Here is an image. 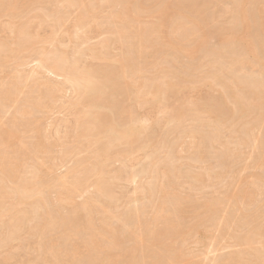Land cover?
I'll list each match as a JSON object with an SVG mask.
<instances>
[{"label":"rangeland","instance_id":"obj_1","mask_svg":"<svg viewBox=\"0 0 264 264\" xmlns=\"http://www.w3.org/2000/svg\"><path fill=\"white\" fill-rule=\"evenodd\" d=\"M4 1V0H3ZM33 1H35V0H28L27 1V3L30 5V7L31 8H35L34 6H36V8L35 9H31V8H29V6H28V4H25L24 5V7H19L18 9H16V10H14V11H18L17 13L16 12H12V10H10V7H8V8H4L3 9V13L1 14V11H0V38H1V40H0V42H3L4 40V42L3 43H6L7 42V44H13L14 46H15V42H16V36H14L15 35V33L14 34H12V31L14 32V30H13V28L12 29H10L11 28V25L12 24H14V25H25L26 23H28L27 25H26V27H28V30H26V34L27 35H29V41L31 42V41H35V43L33 44V43H31V45H30V43H29V45H30V47L31 46H33V47H31V49L33 48V49H35V51H32L33 53L34 52H41V49H42V53L44 52L45 53V51L48 53V51H50V53L49 54H47V55H50L51 54V52H53V51H56L57 52V50L58 51H61L62 49V52H64L65 54L67 53V55L69 54L68 53V51H70V48H71V51L74 49V52H71L69 55H68V57H69V59L71 60V61H75L76 59H78V55L80 54V52H81V54H83V56H84V54H85V56L84 57H82V58H79L78 60L80 61V63H81V60H82V64H84V62H85V64H87V65H91L92 63V66H94L95 65V68H96V66L98 67V66H103L104 64H103V62H101V63H99V60H97V61H94V60H96V59H93L92 60V57L90 56L91 55V50H94L96 53H98V54H103V53H106L105 55H107L108 57H109V55H108V53L109 54H111V55H114V56H110V57H117V55H121V54H123V53H121V52H124L125 51V53L127 54V56L128 57H131V60H132V63H133V65H134V67H137L136 69H138V68H142V70H143V72H141L142 70H140L139 69V75H140V78H139V75H134V76H136L135 77V79H133V78H131V79H133V81H136V82H138V83H144V81H143V79H145L146 80V82H147V84L145 85V84H143L144 85V87L145 88H147L148 86V89L150 88V89H152V87L154 86V87H158V86H167L166 84H168V85H173V88L172 89H170V90H167V91H169V92H165V93H169V94H166V95H164L165 96V98L168 100V101H165V98H164V96H163V98H162V100H159V102H158V100L156 101V100H151L150 99V96H146V97H141V95L139 96V101L138 100H134V101H132L133 99H132V97L130 98V100H128L127 98H125L124 97V95H122V96H119V97H121V98H117L116 100H118V101H120V102H117V103H119V105L120 106H122V105H125V107H130L131 109L133 108V114L134 113H136L135 115V117H137L138 119H140V120H145V121H147L146 123H145V121H143L146 125V134L148 133V136L150 135V137H151V135H152V145L150 146V147H141V146H139V148H138V150H136L137 152L136 153H134L133 155H131L129 158H127V159H125V162L126 163H123L124 161H123V159H121V161L119 160V158H117V156H115V153H116V150L114 151V149L112 150V151H114V152H112V155H113V157L111 156V159H114V160H109L110 162H107L105 165H104V167L102 168L104 171V173H105V179H107L108 181H109V177L111 176V174L113 173L114 175H112L111 177H110V181H114V180H111V179H113V176H114V178H115V175H116V173H121L122 171V174H119V175H122L121 177H119L118 176V174L116 175L118 178H115V180L116 179H118V180H116L115 182H114V184L116 185V184H120V186H119V184L118 185H116V187L114 186L113 187V189H112V187H110V186H113L114 184L112 183V182H110V183H112L113 185H111V184H107V188H106V192H105V190H104V192H102L103 194L105 193L107 196H111L112 195V197H114V198H111L110 196V199H112L111 201L113 202V203H111L110 202V199H108V197L106 196V198H104V196H105V194H104V196H102L103 194L102 193H97V191L95 190V188L93 187V182H94V178H91V176H90V172H89V169H90V167L92 166L93 167V165L91 164V162L93 163V161H91L92 160V158H93V160H94V156H92L93 154H96L97 153V149L99 148L98 146L99 145H102L103 143H104V140L102 139V137L101 136H99L100 138H98L97 137V139H96V137L94 138L95 140H101L99 143H98V145L96 144V146L98 147V148H96L95 149V147H94V145H89V144H86L85 143V141L83 142V139H80L81 141H82V144L80 145V144H78L77 143V141H76V138H75V136H74V134L73 133H68L69 132V130L71 129V128H73L72 130H73V132H74V121H75V115L74 116H72L71 114H73V110H74V114L78 111V108H79V106H81V107H83L82 105H76V106H74V105H72L73 104V102H75V99L77 100L78 98V96L76 97V95L74 94V92H73V90L69 87V85H67L66 86V83L65 82H63L64 80H63V78L62 77H56V76H54V75H52V74H50L49 72H46V70H43V71H41V68H38V69H40V70H36V68H37V62L35 63V62H33V61H35V59H36V55H37V53H36V55H34L33 53V55H34V57L35 58H32L31 59V56L33 57V55L31 54H28L27 52H25V55H24V53H23V55H17L18 57V59H17V61L15 62V61H13L14 59H12V57H9L10 59H8L7 61H6V63H4L2 66H0V67H2V68H0V84L3 82V79H4V82H6L7 80H9V82L7 81L6 82V84L5 83H3V84H5L4 86L6 87V85L7 86H9L10 87V85H11V81H13V85H14V80H12V79H15L16 77H14V78H9V77H13V76H15V75H17L19 72H22V74H20V78L21 79H16V83H15V87L17 88V86H18V88H17V92L15 93V94H13V95H15V96H11L12 97V100L11 101H13V102H10L9 100H8V103H6L7 101V99H8V97L7 98H4L3 96H2V94H4V96H5V93H1L0 94V96H2L4 99H6V100H2L1 98V100H0V104H2V105H0V112L2 111V113H0V128L2 127V129H0V130H2V133L4 134L5 132L6 133H10V131H11V125L13 126V124H11L10 122H11V120L13 119V121L15 120L14 118L16 117V115H17V113H14V110H15V112H18L19 110L21 111V110H27V112H29L28 114H23V115H20L22 118L21 119H23V120H28L30 117H32V118H30L29 119V121L31 120L32 122L30 123L29 121H27V124H28V122H29V124L28 125H30L31 124V126H28L27 127V124H26V122H25V125H26V127L24 126V125H22L21 123H24L23 121H20V118H19V120H17V117H16V122L17 121H20V122H18L17 124H18V131H20V132H24L26 129H28L29 130V128H30V130L31 131H28L27 130V132L25 131L24 133H26V134H24L23 132V134L24 135H21L22 133H20V132H18L17 130H15V131H13V129H12V134H13V138H14V136H16V135H20V138L21 139H18L19 138V136H18V138H17V136L15 137V139L16 140H13V142L11 143L10 142V140L11 139H13V138H10V136L12 137V135L10 134V136L8 135V134H6V136L5 137H9V139H8V141L11 143V145H10V143H8L9 145H10V148L12 147V149H10V148H8L9 146L8 145H6L7 144V138H5V140H4V138H3V140L1 139L0 140V142L3 144L5 141H7L2 147H1V144H0V148H3L2 150H4L5 149V152L7 151V152H9V154L8 155H5V153L3 154V151L1 152V149H0V154H2V156L0 155V157L1 158H3V160L4 161H6V162H3V164L5 163V166H2V170H4L5 168H7V167H9V166H7V161L9 162V160H10V162H11V159L14 161V163H9L8 165H15V167L16 166H20L19 168L17 167V170H19V174H16L14 177L17 179H19V176H21L20 175V172H22L23 170H26V169H28L27 171H28V173L30 172V174H29V182L30 183H32V180H33V176H36V174H35V170H37V171H39V169H41V171H39V174H38V176H39V180H40V177L42 176L43 178H41V180L39 181L40 183H42V184H44L41 188H42V190L41 191H44L45 192V195H44V200H46V202H45V205H44V202L43 201H40V200H42V198H43V192H42V198H38V197H36V196H34V195H31V197L30 196H28V195H26L24 198H21L20 200L21 201H23V202H21V201H19V198L17 197V191L15 192L16 193V197L14 196V194H12V197H15L14 199H12V197L11 198H7V202L6 201H2L3 203L2 204H0L1 205V209H0V211H2V212H0V214H2V215H0V223H2V224H0V237L2 238V239H0V242H1V240H4V236H5V233L7 232L6 230L8 229V234L6 235V237L5 238H7V236L9 235V236H11V234H12V236H13V234L14 233H12V232H9L10 230H12V228L11 227H9L8 226V224H10V226H12V222L15 220V218L14 217H17L18 215V218L16 219L18 222L20 221V223H21V225H22V222H23V229H22V226L21 227H19V229H21L22 230V232L20 233V231L19 232H16L15 230H13V231H15L16 232V234L17 235H15V238H18L17 240H15L14 242H12L10 245H9V247H0V256H1V258H0V264H34L35 262L37 263V264H48V263H45V262H49L48 260L50 259L49 257H51V260L55 257L54 256V254L52 253V252H50L49 251V247H50V244H51V242H54V243H52V245L53 244H56L57 243V240L56 241H54V239H58V241L61 239L64 243V246H65V244L67 245V246H65V249L66 250H68V251H66L65 249H63V247H62V249L61 248H59V250L58 251H63V250H65L66 251V254H68V256H72L73 255V253L72 252H74V254L77 256V255H79V256H77V258H76V256L73 258V256L72 257H69L68 258V256H67V258H65L64 256L62 257V254L63 255H65L63 252H58V251H55L56 253L58 252V253H62V254H60V256L62 257V258H65L64 260H62V258L58 255V253H57V255H56V257L58 258V260H59V262L61 261H63L62 262V264H68V263H70L69 261H70V259H73V263L72 264H103V262H104V259H105V253H109L110 252V250H113V247L115 248L114 249V251H112V252H110V255H109V257L108 258H110L114 253V255L113 256H115V257H117V255L119 256V257H121L120 255H121V253H123L124 255L125 254H127L128 252H129V249H130V247H131V245L130 244H134L135 245V241L137 242H139L140 241V239L139 240H136V238L135 237H137L138 235L137 234H139V237H137V238H143L144 237V239L143 240H141V241H145V236H146V234H148L150 231H152L153 233H157V234H154L153 236H156V237H162V235L163 234H165V233H167L166 235L167 236H165V238L167 237V239H165V238H163V239H161V238H159V239H157V240H162L163 242H164V240H165V242L168 240V238H169V244H168V242H166V247L165 248H163L164 250H165V252H162V250L163 249H161L162 247H164V246H162L161 244H159L158 242V244H156V245H153L154 247L156 246H160L161 248H159V247H152V244H155V242H156V240L155 239H151V238H154V237H151L150 238V240L152 241V240H154V242L152 241V244H150L151 243V241L149 242V237H147V236H150L151 235V233L152 232H150L147 236H146V238H148V239H146L147 240V242H149V244L148 245H151V246H149V247H147V245L146 246H144L143 244H147V242L145 243V242H141V246L143 245V249L145 248V247H147V249H144V252H142V254L143 255H145V253H146V251H149L150 252V250H155L156 251V249H161V251H156L158 254H160V259H162V258H164V261H163V259L162 260H160L158 257V255H156V252H155V257H154V252L152 253V251L150 252V253H148L147 252V254H146V257H145V259H144V257H143V255L141 254V252H140V255H139V251H142L141 249H140V242H139V244L138 243H136V244H138V246H139V248H138V246L136 247V249H134V247H132V249H133V251L131 252V250H130V253H128L125 257H126V260L123 258L124 257V255H122V257H121V259H123V261L121 260L120 262H118L119 264L121 263H123L124 261H126V264H127V260H128V262H130V264H138V262L141 260V263L139 262V264H142V261L143 260H146V261H143V263H145L146 264V262L147 261H149V259H150V261L151 262H148L149 264L151 263V264H264V67H263V65L261 64L263 61H264V34L262 33L264 30V0H211V2L209 1V0H142V5L140 4V2H141V0H119L120 2H118V0H117V2H115V0H112L111 2H109L110 0H108V2L109 3H106L104 6H102V9H100L98 12H96V13H100L99 15H98V17L96 18V13H95V18H96V20L97 21H95L94 19L95 18H93L92 20H83L82 22H83V24H82V22H78V20H79V18H80V16H81V12H82V10L80 9V7L78 8L77 6H73V7H71V6H68L69 4H67L65 1H62V0H57V1H59V2H55L56 0H50V2H48L47 0H39L38 1V3H36V2H33ZM42 1V2H41ZM62 1V2H61ZM86 1V2H85ZM93 2V4H91L92 2ZM161 1H162V4H161ZM168 3L167 5H165L166 4V2ZM180 1V2H179ZM203 1H205V2H203ZM5 2H8V0H5ZM32 2H33V4H32ZM44 2V3H43ZM53 2V3H52ZM65 2V4H67V6L65 5V4H63ZM83 2H85L84 4L85 5H89V4H91L88 8H92L93 7V9H97V7L100 5L99 4V0H83ZM113 2H114V4H113ZM122 2V3H121ZM128 2H130V3H128ZM136 2H139V3H136ZM148 2V3H147ZM160 2V3H159ZM165 2V4H163ZM201 2V3H200ZM209 2V3H208ZM236 2V3H235ZM239 2V3H238ZM32 5H31V4ZM34 3H36V5H34ZM40 3V4H39ZM43 3V4H42ZM59 3V4H58ZM111 3V4H110ZM117 3V4H116ZM192 3V4H191ZM248 3H249V5H248ZM96 4V5H95ZM115 4H116V6H115ZM118 4H120V6H118L117 7V5ZM122 4L124 5V6H122ZM126 4V5H125ZM132 4V5H131ZM144 4V5H143ZM194 4V6L195 7H193V8H191L190 6H192ZM205 4H207V5H205ZM236 4H237V6H236ZM263 4V5H262ZM55 5H56V7H55ZM62 5V6H61ZM94 5V6H93ZM111 5H114L115 7H113L112 6V8H110L111 7ZM131 5V6H130ZM136 5H138V6H136ZM142 6L143 7V9H141L139 6ZM162 5H165V6H168V5H171L172 7H166V9H168V11H165L166 9H164L165 8V6H164V8H162L163 6ZM184 6V7H182V6ZM196 5L198 6L197 7V9H195L196 8ZM204 5H205V7H204ZM27 8H26V7ZM92 6V7H91ZM122 6V7H121ZM130 6V7H129ZM162 6V7H161ZM181 8H180V7ZM202 6V7H201ZM225 6H227V8H228V10H226V7ZM245 6H246V8H247V6H249L248 8H249V11H247V9H245ZM67 7V8H66ZM96 7V8H95ZM120 7V8H119ZM134 7H136V9L134 8ZM153 7H154V9H153ZM201 7V8H200ZM207 7V8H206ZM225 7V8H224ZM241 7H243L244 9H245V13H247L246 14V18H247V25H246V29L244 28V26L241 24V22H240V9H241ZM262 7V8H261ZM39 8H41V12L44 14V16H43V14L42 15H39L40 14V9ZM124 8H126V10L128 9V11H130V12H128V16H125L126 14H127V12H126V10H124ZM130 8H131V10H130ZM162 8V9H161ZM175 8V9H174ZM177 8V9H176ZM182 8L183 9H186V10H182ZM199 8V9H198ZM235 8H238V9H235ZM6 9L8 10L7 11V14H5L6 16L8 15V13L9 12H12V13H9V14H11V16L10 15H8L9 17H5V15H3L4 14V12L6 11ZM22 9H23V11H22ZM44 9V10H43ZM110 9V10H109ZM112 9H113V12H112ZM116 9V10H115ZM118 9H119V11L120 10H123L122 12L124 13V15L123 14H121V11H120V13H119V11H118ZM170 9H174L175 11L176 10H178L179 12H177V14L175 15V11L173 10V12H171L170 11ZM190 9V10H189ZM195 9V10H194ZM200 9H201V11H200ZM21 12H20V11ZM28 10V11H27ZM39 10V11H38ZM52 10H53V12H52ZM61 10V11H60ZM81 12H80V11ZM103 10V11H102ZM161 10H162V12H161ZM190 12H189V11ZM191 10H194V12L193 11H191ZM199 11V13H200V16H201V13H202V16H201V18H200V16H198V14L199 13H197V17H199L198 18V20H196L197 19V17H195L194 19H193V17L194 16H192V15H195L196 13V11ZM236 12H235V11ZM238 10V11H237ZM258 10H260V11H258ZM59 13H58V12ZM125 11V12H124ZM155 11H157V13L155 12ZM158 11L159 12H161L160 14H162V18H160L161 17V15H160V17H158V18H156V15L158 14ZM170 11V13H168V16H167V14H165V13H167V12H169ZM183 11H185V12H189V14H191V15H189L188 14V12L186 13V14H188L189 16H192V17H190V19H189V17L187 16V15H185L184 14V12H183V14H184V16H186V17H184V20H181V21H184V22H190V20L191 21H194V25H196L197 26V24H199V27H201V28H198V26L197 27H192V25H190L191 23H184V22H182V23H184L185 25H183V24H181V23H179L177 20H179L178 19V17H181L182 18V16L180 15V14H182V12ZM197 11V12H198ZM247 11V12H246ZM253 11V12H252ZM23 12V13H22ZM27 12H28V14H27ZM30 12H32V13H30ZM35 12V13H34ZM38 12H39V14H38ZM134 13V12H136V13H134V14H132V13ZM155 12V13H154ZM165 12V13H164ZM191 12H193V13H191ZM249 12V13H248ZM6 13V12H5ZM19 13V14H18ZM46 13L48 14V15H50V16H47L46 15ZM56 15H54V14ZM126 13V14H125ZM130 13V14H129ZM143 13H144V15H143ZM180 13V14H179ZM195 13V14H194ZM203 13H204V15H203ZM237 13V14H236ZM252 13H253V15H252ZM13 14V15H12ZM14 14L16 15L15 17V20H13L14 18L12 17V16H14ZM21 14V15H20ZM80 16H79V15ZM103 14V15H102ZM110 14H113V16L111 15L110 16ZM118 14V15H117ZM121 14V15H120ZM133 15L132 17L130 16L129 17V15ZM149 14V15H148ZM212 14V15H211ZM251 14V15H250ZM2 15V16H1ZM59 15V16H58ZM114 15H116V16H114ZM159 15V14H158ZM170 15V16H169ZM172 15V16H171ZM180 15V16H179ZM209 15V16H208ZM250 15V16H249ZM20 16V17H19ZM22 16V17H21ZM24 16H25V18H26V21L23 19L24 18ZM30 16V17H29ZM36 17V16H38L37 18H38V20H35V21H33L34 19H36V18H33V20L29 23L28 21H30L29 19H32L31 17ZM41 16H43L42 18H41ZM46 16V17H45ZM51 16H53V17H57V21H55V19L54 20H52L53 18H51ZM102 16H104V17H102ZM118 16H120V18L118 17ZM138 16V17H137ZM153 18H152V17ZM164 16H165V18H167L166 19V21H165V19H164ZM167 16V17H166ZM207 16V17H206ZM220 16V17H219ZM239 16V17H238ZM49 17L51 18V19H49ZM61 17V18H60ZM100 17V18H99ZM105 17H107V18H105ZM110 17H112V18H110ZM115 17H116V20H115ZM118 17V18H117ZM209 17V18H208ZM13 18V19H12ZM61 20H60V19ZM78 18V19H77ZM125 18V19H124ZM160 18V21H162L163 20V23L162 22H160V21H158L157 19H159ZM202 18H203V20H202ZM239 18V19H238ZM250 18H251V20H250ZM14 21V22H12V20ZM17 19V20H16ZM23 19L24 21L20 24L19 22L21 21V20ZM41 19V20H40ZM47 19V20H46ZM105 19V20H104ZM112 19H114V20H112ZM124 21H123V20ZM162 19V20H161ZM177 19V20H176ZM183 19V18H182ZM186 19V20H185ZM201 19V20H200ZM205 19V20H204ZM9 20L11 21V22H9ZM20 20V21H19ZM46 20V21H45ZM128 21V23H125V24H128V26L126 27V25H124V22L125 21ZM134 21L133 23L135 24H133V23H129V22H131V21ZM138 21L139 20V24L136 22V21ZM168 20H170V21H168ZM173 20V22H171ZM201 21V23H200V21ZM237 20H238V22H237ZM248 20H250V22L248 23ZM255 20V21H254ZM38 21H43L42 23L44 24V21L47 23V24H44L42 27H41V25H42V23L41 24H38L39 22ZM86 21H88L89 23H88V25H89V27H88V25H87V22ZM92 21V22H91ZM120 21H121V23H120ZM126 21V22H127ZM197 21H199V23H197ZM235 21V22H234ZM12 23V24H9V23ZM57 22H61V23H59L60 25H58V26H54L55 25V23H57ZM76 22H77V25H76ZM102 22V23H101ZM122 22H123V24H122ZM156 22H157V24H156ZM168 22V23H167ZM196 22V23H195ZM202 22L204 23L203 25H202ZM237 22V23H236ZM258 22H260V23H258ZM5 23H6V25H5ZM19 23V24H18ZM48 23H49V25L51 26V23H52V25L55 27L54 29V34H53V32H52V27H50L49 25H48ZM79 23L82 25V28L80 27L81 25H79ZM85 23V24H84ZM95 23V24H94ZM111 23V24H110ZM155 23V25H153ZM170 23V24H169ZM254 23H256V24H254ZM9 24V25H8ZM109 24V25H108ZM130 24V25H129ZM141 24H142V26H141ZM150 24V25H149ZM162 24V25H161ZM168 24V25H167ZM176 24L178 25V26H181L182 25V27H183V29H184V27L187 29V30H185L184 29V31L182 32V28L180 27V29L178 30V26H176ZM193 24V23H192ZM201 24V25H200ZM230 24V25H229ZM250 24V25H249ZM252 24V25H251ZM260 24V25H259ZM14 25H12V26H14ZM22 25V26H23ZM39 25H40V27H39ZM48 25V26H47ZM75 25H76V27H75ZM113 25H114V28H113ZM139 25V27H137ZM153 25V26H152ZM240 25V26H239ZM249 25V26H248ZM253 25H255V26H253ZM258 25H259V27H258ZM31 26V27H30ZM61 26V27H60ZM74 26V27H73ZM79 26V27H78ZM102 26V27H101ZM119 26H123V27H126L125 29L123 28V27H119ZM132 26H134V27H132ZM152 26V27H151ZM161 26V27H160ZM169 26V27H168ZM203 26V27H202ZM230 26V27H229ZM261 26V27H260ZM9 27V28H8ZM25 27V28H26ZM73 27V28H72ZM83 27H85L84 29H83ZM88 27V28H87ZM116 27V28H115ZM149 28V29H147V28ZM176 28L177 27V29H174V28ZM190 27V28H189ZM236 27V28H235ZM239 27V28H238ZM257 27V28H256ZM1 28H2V30H1ZM51 28V29H50ZM74 28H76V29H74ZM80 28V29H79ZM101 28V29H100ZM104 28V29H103ZM114 29V30H111V29ZM132 29V30H130V32L131 31H133V29H135V31H137L138 33H140L141 34V32L140 31H142V29L143 28H145V29H143V31L144 30H146V31H144V32H142V35L141 36H143L144 35V37H143V39L145 40V41H147V43H141V45H142V48L144 49V47L143 46H145V45H148L147 47H149V49L147 48V47H145V49L143 50H141V49H139V43H138V38H137V36L135 35L134 36V32H131L130 33V35H129V32L127 33V31H129V30H127L126 31V29ZM152 28V29H151ZM161 28V29H160ZM169 28V29H168ZM198 28V29H197ZM204 28V29H203ZM242 28V29H241ZM251 28V29H250ZM51 31H50V30ZM122 29H124V31L122 30ZM138 29H140L139 31H138ZM203 29V30H202ZM231 29V30H230ZM233 29H236V30H234V31H232ZM237 29H239L238 31H237ZM249 29V30H248ZM44 30H45V32H44ZM48 30H49V32H48ZM78 31V32H75V31ZM81 30V31H80ZM88 30V31H87ZM151 30H152V33H151ZM205 30V32H202V31H204ZM227 30V31H226ZM242 30V31H241ZM244 30H245V32H244ZM256 30H258V31H256ZM32 33H34V31H36L35 33H34V35L36 34L37 36H35L34 38H33V40H31V38L30 37H33L34 35L32 34V36L30 35L31 34V32ZM48 32V34H46L47 32ZM73 31V32H72ZM87 31V32H86ZM107 31H109V32H107ZM114 31H121L122 32V36H124V37H122L121 39L122 40H125L126 41V43H125V41H124V43H123V41L122 42H120L121 40H117V41H113V37L111 36V33L112 32H114ZM177 31V32H176ZM179 31V32H178ZM186 31V32H185ZM191 33H190V32ZM221 31H224L223 32V34H219V32H221ZM231 33H230V32ZM9 32V33H8ZM30 33V34H28V33ZM39 32L41 33L40 35H39ZM80 32H82L83 34H84V36H83V34L82 33H80ZM148 32V33H147ZM157 32H159V33H157ZM172 32V33H171ZM188 32V33H187ZM201 32V33H200ZM226 32V33H225ZM261 32V33H260ZM38 33V34H37ZM103 35H102V34ZM125 33H127V34H125ZM145 33H146V35H145ZM156 34V36H157V38H159V39H157L159 42L161 41V43H159L157 40H156V36H155V34ZM175 33H176V35H175ZM177 33H179V34H177ZM186 33V34H185ZM190 33V34H189ZM197 33H198V35H197ZM199 33H200V35H201V37L199 36ZM203 33H205V34H203ZM212 33V34H211ZM233 33H235V34H233ZM237 33V34H236ZM238 33H239V37L242 39V40H244V42L242 43V41H241V39H237V36H238ZM11 34V35H10ZM49 34H53L52 36L54 37H52L51 35V37L49 36ZM72 34V35H71ZM81 36H83V37H81ZM123 34H125V35H123ZM148 34H150V35H148ZM152 34V35H151ZM153 34H154V36H155V40H154V37H153ZM160 34H162V35H160ZM182 34V35H181ZM185 34V35H184ZM195 36H194V35ZM218 34V35H217ZM231 34H233V35H231ZM253 34H255V35H253ZM13 35V36H12ZM46 35V36H45ZM75 35L78 37V38H75ZM79 35V36H78ZM129 35V37H131L132 35V38H129V37H126V36H128ZM148 35V36H147ZM175 35V37L176 36H178V37H176V38H178V39H176L175 37V40H174V38H172L173 36ZM187 35V36H186ZM207 35V36H206ZM209 35V36H208ZM230 35H231V37H230ZM240 35H242V36H240ZM251 35V36H250ZM47 36H49V38H51L52 39V41L53 40H55L54 42H52L51 40H49L50 42H48L47 40V43L49 44H47L46 43V41H44L43 43H42V40L41 39H43V38H48ZM150 36V37H149ZM163 36V37H162ZM170 36V37H169ZM218 36V37H217ZM223 36H225V38L223 37ZM234 36V37H233ZM15 37V38H14ZM72 37V39H70ZM105 39H104V38ZM110 37V38H109ZM126 37V38H125ZM135 37H136V39H135ZM145 37H146V39H145ZM226 37L228 38L227 40H224V39H226ZM247 37V38H246ZM48 38V39H49ZM73 38H75V39H73ZM82 38V39H81ZM108 38V39H107ZM135 40H134V39ZM198 38V39H197ZM204 38H206V39H204ZM218 38V39H217ZM235 38V39H234ZM245 38V39H244ZM250 38L252 39V40H250ZM11 39V40H10ZM12 39H14V40H12ZM69 39V40H68ZM79 39V40H78ZM101 39H104V41L103 40H101ZM127 39V40H126ZM131 39H133L134 40V43H135V45H133L134 43H133V40L132 41H129V40H131ZM143 39H141V41L143 42ZM182 39V40H181ZM201 39V40H200ZM231 41H233V39L236 41V42H238V40H240L241 41V43L240 42H238V43H236V42H234V44H233V42H230V40ZM260 39V40H259ZM9 40V41H8ZM38 40H41V41H39L37 44H36V41H38ZM56 40L58 41V43H56ZM70 40H73V42H71ZM76 40V41H75ZM109 41V43H108V41ZM112 40V41H111ZM150 40V41H149ZM174 40V41H173ZM199 40V42H197ZM219 40H220V42H219ZM229 40V41H228ZM13 41V42H12ZM60 41H61V43H60ZM76 43H75V42ZM79 41H81V42H79ZM82 41H83V43H82ZM101 42V43H99V42ZM107 41V42H106ZM144 41V42H145ZM151 42V44L149 43V42ZM153 41H155V42H153ZM179 41V42H178ZM183 41V42H182ZM200 41H202V42H200ZM224 41H228L229 43H226V44H224ZM248 42V43H246V42ZM257 41V42H256ZM78 42V43H77ZM98 42V43H97ZM105 42V43H104ZM114 42H115V44H114ZM132 43L131 45H132V47H134V48H131V46H130V44L129 43ZM181 42V43H180ZM262 42V43H261ZM53 43V44H52ZM70 43V44H69ZM85 43V44H84ZM86 43H88V44H86ZM112 43V44H111ZM150 44V46H149V44ZM165 43V46L163 45V48H162V45L161 44H164ZM167 43V44H166ZM176 44V46H175V44L174 45H171L170 46V44ZM200 43H203L202 45H200ZM206 45H205V44ZM231 43H232V46H231ZM236 43V44H235ZM250 43L252 44V45H250ZM256 45H255V44ZM36 44V45H35ZM45 44V45H44ZM58 44H61L60 46H58ZM63 44H64V46H63ZM81 44V45H80ZM83 44V45H82ZM100 44V46H102V47H97L98 45ZM109 44V45H108ZM153 44V46H151ZM181 44H183L184 46H182ZM195 44V45H194ZM216 44V45H215ZM224 44V45H223ZM241 44V46H239ZM260 44H262V45H260ZM28 45V46H29ZM35 45V46H34ZM38 45V49L37 48H35L36 46ZM44 45V46H43ZM92 45V46H91ZM111 45H113L112 47H110ZM116 45V46H115ZM117 45H119V46H117ZM169 47L170 46V48H168L167 46ZM178 45H180V46H178ZM186 45H188V48H187V46ZM248 45V47H246ZM254 45V46H253ZM74 46V47H73ZM91 46V47H90ZM94 46V47H93ZM107 46V47H106ZM173 46V47H172ZM174 46H175V49L178 51H175V49H174ZM193 46H195V47H193ZM202 46V47H201ZM244 48H243V47ZM135 47H137V48H135ZM157 47V48H156ZM166 47V48H165ZM178 47H179V49H178ZM180 47H182V48H180ZM238 47V48H237ZM241 47V48H240ZM251 47V48H250ZM256 47V48H255ZM62 48V49H61ZM75 48H77V49H75ZM87 48H90V49H87ZM102 48H104L103 49V51L102 50H100V49H102ZM121 50H123V51H121L120 52V49ZM131 48V49H130ZM147 48V49H146ZM162 48V49H161ZM187 49V50H185V49ZM189 48H192V49H189ZM198 48H201V50L200 49H198ZM243 48V49H242ZM43 49H45V50H43ZM60 49V50H59ZM64 49H67V50H65L64 51ZM113 49V50H112ZM171 49V50H170ZM174 49V50H173ZM182 49H184V51L182 50ZM248 49V50H247ZM253 49H255L254 51H255V53H253L254 51H253ZM85 50H87V51H85ZM98 50V51H97ZM131 50H133V51H131ZM173 50V51H172ZM190 50L192 51V53L190 52ZM196 50V55L194 54L195 51ZM200 50V51H199ZM243 50L245 51V52H243ZM252 50V51H251ZM256 50H257V52H256ZM79 51V53H78V55L76 54L75 56H76V58L74 57V53L75 52H78ZM83 51H85L86 53H84ZM101 53H100V52ZM110 51V52H109ZM140 51H141V53H142V55H144V56H142L141 54H139L140 53ZM147 51V52H146ZM186 51V52H185ZM199 51V52H198ZM56 52H53V53H56ZM91 52V53H90ZM137 52V53H136ZM143 52L145 53V54H143ZM179 52H181V53H179ZM188 52V53H187ZM235 52V53H234ZM242 52L243 53H245V54H242ZM87 53H89V55H87ZM114 53V54H113ZM136 54V55H134V54ZM149 53H151V54H149ZM251 53H252V55H251ZM26 54H28V58L29 59H27V58H25L24 56H26ZM45 54V55H46ZM80 54V55H81ZM174 54V55H173ZM178 54V55H177ZM214 54H215V57H214ZM254 54L256 55L254 58V60H253V58H252V56H254ZM257 54L259 55V56H257ZM52 55H54V54H52ZM52 55H50V56H52ZM70 55H72L71 57H70ZM80 55H79V57H80ZM116 55V56H115ZM119 55V56H120ZM132 55H134V57L132 56ZM139 55V56H138ZM152 55V56H151ZM182 55V56H181ZM261 55H263L262 57H260ZM20 56V57H19ZM22 56H23V58H22ZM30 56V57H29ZM87 56V57H86ZM118 56V57H119ZM137 56V59L136 60H134L135 59V57ZM142 56V57H141ZM151 56V57H150ZM190 56V57H189ZM240 56H243L242 58L243 59H241V57ZM245 56V57H244ZM49 57V56H48ZM88 57H90V60L88 59ZM138 57L140 58L141 57V59H139V62H140V64H138ZM147 57V58H146ZM198 57V58H197ZM207 57V58H206ZM209 57V58H208ZM49 58H51V57H49ZM75 58V59H74ZM88 59V60H86V59ZM151 58V59H150ZM184 58V59H183ZM247 58V59H246ZM19 59H23V60H25V65H23L21 62H22V60H20V62H18L19 61ZM72 59H74V60H72ZM153 59V60H152ZM239 59V60H238ZM249 59H252V63H250V61H249ZM29 61V63H28V61ZM69 60V61H70ZM77 60V61H78ZM229 60V61H228ZM243 60V61H242ZM245 60H246V62H245ZM257 60V61H256ZM11 61H12V63H11ZM94 61V62H93ZM133 61H135V62H137L136 64H134L135 62H133ZM145 61V62H144ZM207 61H208V63H207ZM211 61V62H210ZM255 61V62H254ZM152 62V63H151ZM154 62H156V63H154ZM169 62V63H168ZM211 64H210V63ZM213 62V63H212ZM240 62L242 63V62H244V63H242L241 65H240ZM11 65H10V64ZM15 63V64H14ZM16 63H19V64H21V67L19 68V67H17V66H20V65H17ZM27 63H28V65H27ZM145 63V64H144ZM158 63V64H157ZM164 63V64H163ZM174 63V64H173ZM197 63V64H196ZM221 65H220V64ZM257 63V64H256ZM264 63V62H263ZM96 64H99V65H96ZM150 64V65H149ZM168 64V65H167ZM246 64H248V65H246ZM253 64V65H252ZM156 65V67H160V68H156V71H154L155 70V66ZM159 65V66H158ZM206 65V66H205ZM232 65V66H231ZM238 65V66H237ZM150 66V67H149ZM227 66H228V68H227ZM236 66V67H235ZM262 66V67H261ZM169 69H168V68ZM210 67V68H209ZM213 67V68H212ZM147 68V69H146ZM213 69V72H212V69ZM222 68V69H221ZM14 69V70H13ZM16 69H17V71H16ZM225 69V70H224ZM35 70V71H34ZM146 70V71H145ZM149 70V71H148ZM163 70V71H162ZM165 70V71H164ZM174 72H173V71ZM27 71V72H26ZM32 71H34V73L32 72ZM152 71V72H151ZM159 71V73H157ZM206 71V72H205ZM215 71H217V72H219V73H215ZM251 71V72H250ZM10 72V73H9ZM11 72H13V74L11 73ZM17 74H16V73ZM37 72V73H36ZM147 72V73H146ZM171 72V73H170ZM204 72V73H203ZM211 72V73H210ZM241 74H240V73ZM40 73V74H39ZM149 73H151V74H149ZM173 73H174V75H173ZM209 73V74H208ZM238 73V74H237ZM37 74V75H36ZM39 74V75H38ZM163 74H166V76L169 78V79H165V78H167V77H165L164 79H163V81L166 83V84H164V82L161 80V85H159V83L158 84H156L153 80H159L160 78H159V76L161 77V76H165V75H163ZM168 74H172L170 77H172V78H170L169 76H168ZM182 74H184V76L188 79L189 77H191V78H189L188 79V81H187V79L182 75ZM21 75H24V76H21ZM142 75V76H141ZM145 75V76H144ZM175 75H177V76H179V77H176L175 78ZM189 75V76H188ZM206 75V76H205ZM213 75L215 76V78H213ZM8 76V77H7ZM37 76V77H36ZM40 76V77H39ZM154 78H153V77ZM205 76V77H204ZM212 76V77H211ZM217 76V77H216ZM224 78H223V77ZM238 76V77H237ZM5 77V78H4ZM36 77V78H35ZM40 79H39V78ZM42 77V78H41ZM141 77H142V79H141ZM149 77H151V80H152V82H154L153 84H152V82L150 81V78ZM157 77V78H156ZM209 77H211V78H209ZM237 77V78H236ZM243 77V82L241 81L242 78ZM3 78V79H2ZM22 78H23V81H22ZM25 78V79H24ZM33 78V79H32ZM138 78V79H137ZM159 78V79H158ZM162 78V77H161ZM174 78V82H175V84H174V82L172 83L171 82V80ZM177 78H179V80L180 79H184V81H187V82H181V80L180 81H177ZM205 78H207V79H205ZM209 78V79H208ZM227 80H226V79ZM246 78V79H245ZM7 79V80H6ZM32 79V80H31ZM131 79H128V78H126V80L129 82ZM137 79V80H136ZM140 79V80H139ZM203 79V80H202ZM210 79H212V80H214L215 81V83H213V81L211 80V82H210ZM241 79V80H240ZM245 79V80H244ZM21 81V82H17V81ZM36 82V83H38L37 85H36V83L34 84V81ZM50 80V81H49ZM207 80V81H206ZM217 80V81H216ZM233 80H234V83H233ZM236 80H237V82L238 83H240V81H241V84L243 83V85L245 84H247V86L245 87V88H248V89H243L244 87H243V85H241V84H236ZM250 80H252V81H250ZM254 80V81H253ZM33 81V82H32ZM191 81V82H190ZM198 81H203V83H200V82H198ZM208 81L210 82V83H208ZM23 82V83H22ZM32 82V83H31ZM52 82V83H51ZM55 82V83H54ZM57 82V83H56ZM61 82V83H60ZM160 82V81H159ZM221 84L220 86H219V83ZM223 82H224V85H223ZM261 82V83H260ZM8 83V84H7ZM10 83V84H9ZM20 83V84H19ZM22 83V84H21ZM39 83H40V85H39ZM45 83V84H44ZM52 85H51V84ZM56 85V87L55 88H57L58 89V91L55 93V89L53 88L54 86V84ZM150 83V84H149ZM183 83V85H181ZM185 83H187V85L185 84ZM194 83V85L195 86H192V84ZM211 83H213V84H216L215 86L214 85H212ZM228 83H230V84H228ZM248 83H249V85H248ZM252 83H253V86H252ZM16 84H18L17 86H16ZM48 86H47V85ZM60 84H62V85H60ZM63 84H64V86H65V88H64V86H63ZM149 84V85H148ZM179 84V85H178ZM204 84H206L205 86H208V87H205V86H203ZM210 84L212 85V86H210ZM255 84V85H254ZM180 85H181V87H180ZM189 85H191V86H189ZM233 85H236V86H234L233 87ZM0 86H3V85H0ZM32 86H34V87H32ZM39 86H41V87H39ZM43 86V87H42ZM44 86H45V88H44ZM58 86H60V87H58ZM178 86V87H177ZM239 86V87H238ZM249 86V87H248ZM251 86L254 88V86H256V89L254 88V89H252L251 88ZM39 87V88H38ZM69 87V88H68ZM153 87V88H154ZM195 87V88H194ZM213 87V88H212ZM214 87H216V89H217V91L216 92H214L213 91V89H214ZM218 87H222L221 88V90H219L220 88H218ZM224 87V88H223ZM20 88V89H19ZM48 88H50V89H48ZM51 88H53V90H51ZM180 89V91L178 90V89ZM186 88V89H185ZM232 88H234V89H232ZM250 88V89H249ZM7 89V87L5 88V90ZM20 91H19V90ZM27 89V90H26ZM40 91H38V90ZM42 89H45V91H42ZM60 89H62V91L60 90ZM147 89V90H148ZM198 89V90H197ZM215 89V90H216ZM226 89V90H225ZM232 89V90H231ZM259 89H261L260 91H259ZM3 90V91H2ZM4 90V88H0V91L1 92H4L5 91ZM47 90H50V92H51V94H52V91L54 92V94H52V96H54V97H52V96H50L49 94V96H44V92L46 93V95H47V93L48 92H46ZM70 90V91H69ZM72 90V91H71ZM190 90H191V92H190ZM204 90V91H203ZM219 90V91H218ZM223 90H225V93H224V91ZM247 90V91H246ZM20 93H19V92ZM59 91H61V92H59ZM211 91V92H210ZM31 92H33V93H31ZM71 92V93H70ZM172 92V93H171ZM209 93V96H208V94L207 93ZM230 92V93H229ZM234 92H236V93H234ZM242 92V93H241ZM255 92H257V93H259V94H256ZM26 93V94H25ZM29 93H31V94H29ZM39 93V94H38ZM60 93V94H59ZM64 93V94H63ZM178 93H180V94H178ZM221 93V94H220ZM253 93L254 94H256V95H258L261 99H263L262 101L259 99V98H256V97H258V96H254L253 95ZM263 93V94H262ZM42 94H43V98H42ZM72 94H74L73 96H72ZM179 95V97H177L178 95ZM188 94V95H187ZM196 94V95H195ZM203 94V95H202ZM224 94H225V96H224ZM246 94V95H245ZM63 95V96H62ZM175 95H177V96H175ZM182 95V96H181ZM184 95V96H183ZM212 95V96H211ZM228 95H230V96H228ZM241 95V96H240ZM250 95V96H249ZM253 95V96H252ZM18 96V97H17ZM72 96V97H71ZM143 96V95H142ZM170 96H173V97H170ZM174 96H175V98L177 97V98H179V99H177V101H181V102H183V104L180 102H178V105L179 104H181V105H183V106H181L180 105V107H178L177 105H175L176 104V100H175V98H174ZM205 96V97H204ZM207 96V97H206ZM221 96V97H220ZM27 97H29V98H31L32 100H30L29 98H27ZM33 97V98H32ZM52 97V98H51ZM64 97V98H63ZM74 97H76L75 99H74ZM140 97H141V99H140ZM180 97H182V99L180 98ZM185 97V98H184ZM189 97H191V98H189ZM198 97H200V99H197V100H199L198 101V103H197V106H195L196 104H195V100H196V98H198ZM204 98L203 100H201L202 98ZM211 97H213V99L211 98ZM225 97V98H224ZM237 97L238 98H240V99H238L237 100ZM16 98V99H15ZM25 98L28 100H25ZM45 98H46V100H45ZM49 98V99H48ZM69 98H71L72 99V102L69 100ZM170 98V99H169ZM206 98H207V100H210V102L208 101H206ZM216 100H215V99ZM219 98V99H218ZM221 98H222V100H221ZM253 98H255L256 99V101H255V99H253ZM35 99V100H34ZM74 99V100H73ZM124 99V100H123ZM175 101H174V100ZM185 99H187L186 101H188L189 103H184L185 102ZM228 101H227V100ZM235 101H234V100ZM16 100V101H15ZM23 100H25L26 101V103H25V101H23ZM146 100V101H145ZM191 100V101H190ZM197 100H196V102H197ZM201 100V101H200ZM224 100V101H223ZM234 101V102H232V101ZM240 100L242 101V103L245 105V107H247L246 109H245V107L244 106H242L243 104H239V103H241L240 102ZM244 100H245V102H246V104L244 103ZM32 101L34 102V103H32ZM44 101H45V103H44ZM131 103H130V102ZM138 101V102H137ZM155 101V102H154ZM204 101V102H203ZM217 101H218V103L221 101V104L219 103V106H220V108H218L217 107V109H216V106L217 105H215L216 103H217ZM227 101V102H226ZM261 102V105H260V103L259 102ZM14 102H17V103H14ZM20 102V103H19ZM28 102V103H27ZM37 102H39L40 104L38 105V103ZM44 104H42V103ZM57 102V103H56ZM123 102V103H122ZM130 104H129V103ZM135 102H137L136 104H135ZM154 102V103H153ZM206 102V105L204 104ZM214 102V103H213ZM223 102V103H222ZM256 102V105L257 106H254L255 103ZM10 103V104H9ZM13 103V104H12ZM21 104L22 103V105H19V104ZM23 103H24V105H23ZM32 103V104H31ZM37 103V104H36ZM50 103V104H49ZM53 103V104H52ZM56 103V104H55ZM69 103H71V104H69ZM161 103V104H160ZM199 103H202L201 104V106L199 105ZM207 103H211L212 105H208ZM252 103V104H251ZM5 104V105H4ZM45 104H47V105H45ZM138 104V105H137ZM158 104V105H157ZM224 104H225V106H224ZM254 104V105H253ZM7 105V106H6ZM9 105V106H8ZM16 105L17 106H19V108H20V106H24V108H22L21 107V109H19L18 107H17V109H18V111H17V109H15L16 108ZM70 107H69V106ZM127 105V106H126ZM139 105H140V107H139ZM159 105H161V106H159ZM169 105V106H168ZM187 105V106H186ZM208 105V106H207ZM215 105V106H214ZM232 105H235V106H232ZM239 105H241V106H239ZM251 105V106H250ZM260 105V106H259ZM2 106V107H1ZM5 108H4V107ZM25 106H27V109H25L26 107ZM40 106V107H39ZM46 106H48V107H50V110H47V109H49V108H47ZM73 106V107H72ZM131 106H133V107H131ZM143 106V107H142ZM153 106V107H152ZM165 106H167V107H165ZM173 106H176L175 107V109H174V107ZM184 106H186V108L184 107ZM191 106V109H189V108H187V107H190ZM198 106H200V109H198L197 107ZM212 106H214V107H212ZM222 106V107H221ZM249 106V107H248ZM254 106V107H253ZM258 106L260 107V108H258ZM8 107V108H7ZM15 107V108H14ZM28 107H30V108H28ZM32 107H34V109L32 108ZM35 107H36V111H35ZM37 107H39L38 109H37ZM56 107V108H55ZM67 107V108H66ZM68 107H69V109H68ZM74 107L75 108H77V109H74ZM79 108L80 109V111L82 110V108ZM138 107V108H137ZM150 107V108H149ZM197 108V110H196V108ZM206 107V108H205ZM229 107H230V109H229ZM238 107V108H237ZM243 107V108H242ZM7 108V109H6ZM32 108V109H31ZM43 109V110H41V109ZM117 108V107H116ZM149 108V109H148ZM157 108V109H156ZM166 108V109H165ZM180 108H185L184 109V111H181V110H183V109H181L180 111H179V109ZM212 108V109H211ZM226 108V109H225ZM249 108V109H248ZM54 109V110H53ZM71 109H73L72 111H71ZM136 109V110H135ZM155 109V110H154ZM173 110V112L175 113H172L171 111ZM212 110V112H213V114H212V112H210V110ZM214 109V110H213ZM224 109V110H223ZM236 109H237V111H239V110H241L240 112H237L236 111ZM245 109V110H244ZM259 109H260V111H259ZM30 110V111H29ZM33 110V112L31 113V111ZM40 110V111H39ZM75 110H77V111H75ZM174 110H176V111H174ZM195 110V111H194ZM223 110V111H222ZM230 110V111H229ZM253 110H255L254 111V114H253ZM205 111H207V113L205 112ZM215 111H219V112H222L223 114H229V115H226V116H228V118L229 119H231V122L229 121V122H227V120H228V118H226L225 119V115H223L222 114V116L221 117H218V116H216L215 114L216 113H214ZM224 111H226V112H224ZM247 111V112H246ZM42 112V113H41ZM72 112V113H71ZM154 112V113H153ZM166 112H167V114H166ZM169 112H171V113H169ZM202 112H204V113H206V114H203L204 115V117H206L207 118V120H206V118L204 119V117H202V116H200L201 114H202ZM229 112V113H228ZM237 112V113H236ZM241 112H242V114H241ZM249 112H251V113H249ZM34 113V114H33ZM185 113H188V115L186 114L185 115ZM193 114V117L195 118H199L201 121L199 122L198 121V118L196 119V121H194V118L191 116L192 114ZM234 113H236V114H234ZM246 113V114H245ZM247 113H248V115H250V116H248L247 115ZM14 114H16V115H14ZM20 114V113H19ZM29 114H31V116L29 115ZM150 114H151V116H150ZM172 114V115H171ZM184 116H186V118L185 119H183V115ZM198 114V115H197ZM251 114H253V115H251ZM1 115H2V117H1ZM29 115V116H28ZM195 115V116H194ZM208 115V116H207ZM211 115V116H210ZM244 115V116H243ZM24 116V117H23ZM25 116H26V118L27 119H24L25 118ZM144 116H145V118H144ZM170 116V117H169ZM173 116H174V118H173ZM175 116L178 118V119H176L175 118ZM213 116V117H212ZM225 116V117H224ZM126 117V116H125ZM187 117H190V118H188L187 119ZM200 117H202V118H200ZM216 117V118H215ZM218 117V118H217ZM224 117V118H223ZM72 118H74L73 120L74 121H72ZM146 118H149L148 120H146ZM171 119V121H170V119ZM208 118H210L211 120H213L212 122H211V125H209V123H210V119H208ZM214 118L215 119H218V120H214ZM122 119H125L124 117L122 118ZM174 119H176V120H174ZM182 121H184V122H182ZM190 119H191V122H190ZM125 120H128L127 119V117H126V119ZM153 120H154V122H153ZM173 120H174V122H173ZM189 120V121H188ZM203 120V121H202ZM181 122V124L179 123V122ZM193 121V122H192ZM215 121V124H213V122ZM220 123H219V122ZM241 121V122H240ZM248 121V122H247ZM36 122H37V124H36ZM66 122H68V123H66ZM190 122V123H189ZM209 122V123H208ZM217 122V123H216ZM222 122V123H221ZM223 122H224V124L225 125H223ZM226 122V123H225ZM63 123V124H62ZM178 123V124H177ZM186 123V124H185ZM191 123H194V125H192L193 127H191L190 125H191ZM196 123H197V125H196ZM199 123H202V125H199ZM204 123H206L205 125H203ZM228 123V124H227ZM238 123V124H237ZM244 123V124H243ZM7 124H11L10 126H6L7 128H10V131L9 130H7V129H5V130H3L4 128H3V126L5 127V125H7ZM17 124L15 125L14 124V127H16L17 126ZM19 124L21 125V126H19ZM35 124L37 125V129H36V126H35ZM60 124V125H59ZM70 124V125H69ZM174 124V125H173ZM221 124H222V126H224V127H222L221 128V130H220V126H221ZM241 124H242V126H241ZM258 124V125H257ZM3 125V126H2ZM71 125H73V127L71 126ZM148 125V126H147ZM177 125V126H176ZM179 125H180V127H179ZM186 126L185 128L183 127V126ZM214 125H216V126H214ZM246 127H245V126ZM248 125H249V127H248ZM259 125H261V126H259ZM59 126V127H58ZM69 126H70V129H69ZM189 126V127H188ZM211 126V127H210ZM257 126V127H256ZM13 127V128H14ZM22 127V128H21ZM32 127H33V129H32ZM55 127V128H54ZM66 127H68V129H66ZM170 127V128H169ZM188 127V128H187ZM205 127V128H204ZM213 127V128H212ZM230 127V128H229ZM26 128V129H25ZM43 128H44V130H43ZM147 128H149V129H147ZM174 128V129H173ZM177 128H180V131H179V129H178V132L176 131L177 130ZM184 128V132H182V129ZM191 128V129H190ZM193 128V129H192ZM215 128H216V130H215ZM226 128V129H225ZM240 128V129H239ZM257 128V129H256ZM17 129V128H16ZM24 129V130H23ZM36 129V130H35ZM47 129H48V131H47ZM55 129V130H54ZM196 129V130H195ZM249 129H250V131H249ZM22 130V131H21ZM43 130V131H42ZM57 130H59V132L57 131ZM68 130V131H67ZM185 130H187V131H185ZM188 130H192V132L191 131H188ZM212 130V131H211ZM37 131V132H36ZM39 131V132H38ZM46 131V132H45ZM152 131V132H151ZM165 131V132H164ZM175 132V133H173V132ZM197 133V135L199 136V138L198 139H196L197 137H196V134H195V132ZM207 131V132H206ZM213 131L216 133V135H215V133H214V138L215 137H217L215 140H213L214 138H213ZM227 131V132H226ZM231 131V132H230ZM256 131V132H255ZM17 133L16 135H14V133ZM42 132V133H41ZM43 132H44V136H43ZM54 132V133H53ZM70 132H72L71 130H70ZM150 132V133H149ZM187 132V133H186ZM201 132H202V134H201ZM207 134H206V133ZM217 132H219V133H217ZM240 132V133H239ZM243 132H245V134L243 133ZM0 134L1 136H4L3 134ZM46 133L48 134L49 133V135H46ZM58 134L59 136H57L56 134ZM239 133V134H238ZM64 134V135H63ZM163 134V135H162ZM209 134V135H208ZM68 135V136H67ZM154 135V136H153ZM169 137H168V136ZM189 135H191V136H189ZM202 135H203V137H202ZM208 135V136H207ZM237 135V136H236ZM25 136V137H24ZM37 136H39V138L41 137L42 138V142L41 141H39L40 139L37 137ZM47 136V137H46ZM62 136V137H61ZM65 136V137H64ZM162 136V137H161ZM177 136H179V138L180 139H178L177 138ZM182 136H185V137H182ZM205 136V137H204ZM210 136V141L208 140V137ZM212 136V137H211ZM227 136V137H226ZM45 137V138H44ZM58 137H61V138H59L58 139ZM64 137V138H63ZM69 137V138H68ZM71 137V138H70ZM171 137V138H170ZM194 137H196L195 138V140H196V142H195V140L194 139H192V138H194ZM250 137V138H249ZM23 138H25V139H23ZM31 138V139H30ZM47 138V139H46ZM50 138L52 139V140H50ZM158 138V139H157ZM161 138H163V141L161 140ZM202 138V139H201ZM204 138H206V140L204 139ZM211 138H213V139H211ZM17 139H18V142H17ZM38 139V140H37ZM50 140V142H48L49 140ZM54 139H57V140H54ZM62 139H63V141H62ZM67 139H68V141H67ZM73 139H74V141H73ZM155 139H157V140H155ZM168 139V140H167ZM176 139H178V141L176 140ZM191 139V140H190ZM248 139V140H247ZM19 140H20V142H21V140H22V142H26L25 144L26 145H31V146H36V144H38V143H40L41 142V144L37 147H34L33 146V148H35L36 150H37V153H35V154H32L33 153V151L35 152V149H33V151L31 152V153H29L30 151H28L27 149H26V147H24V146H22V144H24V143H22L21 144V146H20V142H19ZM23 140H25V141H23ZM31 140V143L29 142ZM37 140V141H36ZM45 140H47L46 142H47V144H48V146H46V143L44 142V144H43V141H45ZM154 140V141H153ZM161 142H160V141ZM166 140H167V143H166ZM173 140H176V141H173ZM181 140V142H179ZM241 140V141H240ZM247 140V141H246ZM14 141H16V142H14ZM35 141V142H34ZM52 141V142H51ZM58 141V142H57ZM62 141V142H61ZM75 141H76V143H75ZM165 141V142H164ZM184 141V142H183ZM185 141H186V143H185ZM200 141L202 142V143H200ZM212 141H214L213 143H212ZM227 141V142H226ZM260 141V142H259ZM27 142H29V144H27ZM37 142V143H36ZM64 142H66V143H64ZM143 142V140H141V142H139V144L138 145H141V143ZM156 144H155V143ZM158 142H160L159 143V145L157 146V143ZM164 142V145H167V147L166 146H164L162 143ZM178 142V143H177ZM194 142V143H193ZM197 142H199L200 144L198 145V143ZM206 142V143H205ZM221 142V143H220ZM238 142H240V143H238ZM32 143H34L33 145H32ZM54 144V146H53V144ZM63 143H64V145H63ZM71 143V145L73 146H71V145H69ZM101 143V144H100ZM170 143V144H169ZM173 145H172V144ZM182 143V146L180 145ZM195 143H196V145H197V148L199 149H197L196 150V145H195ZM208 143H209V145H208ZM13 144V145H12ZM16 144H19V146L20 147H24V148H18L17 146L18 145H16ZM67 144V145H66ZM77 144L79 145V146H77ZM143 144V143H142ZM155 145V147H157V149H155V147H154V145ZM177 144V145H176ZM212 144H214V145H212ZM226 144V145H225ZM249 146H248V145ZM8 146V147H6V146ZM14 145H16L15 147H14ZM44 145H45V147L47 148H45L44 149ZM69 145V147H70V151L71 152H68L69 150H67V149H65V147L67 148V146ZM88 146L87 148L88 149H90L91 148V150L89 151H86L87 150V148L86 147H84V146ZM160 145H161V147H160ZM194 145H195V147H194ZM242 145V146H241ZM260 145V146H259ZM62 146H63V150H64V153L62 152V154H61V151H63L62 150ZM75 146V147H74ZM92 146V147H91ZM185 146V147H184ZM209 146V147H208ZM251 146V147H250ZM257 146V147H256ZM58 147V148H57ZM94 147V148H93ZM162 147H163V149H162ZM167 148V149H165V148ZM170 147V148H169ZM190 147V148H189ZM220 147V148H219ZM8 148V149H7ZM18 148V149H17ZM30 148V147H29ZM80 148H82L80 151H78ZM84 148H86V150L84 149ZM147 148V149H146ZM153 148H154V150H156L155 152H154V150H153ZM178 148H180L179 150H178ZM242 148V149H241ZM7 149V150H6ZM17 149V150H16ZM22 149L24 150L23 152H21L22 151ZM25 149H26V151H25ZM75 149V150H74ZM78 149V150H77ZM93 149V150H92ZM146 149V150H145ZM161 150L160 152H158L157 150ZM241 149V150H240ZM256 149V150H255ZM263 149V150H262ZM10 150V151H9ZM20 150V151H19ZM46 150H47V152H46ZM57 150V151H56ZM59 150V151H58ZM61 150V151H60ZM76 151L77 153H78V155H77V153L76 152H74V151ZM165 150V151H164ZM171 150V151H170ZM194 150H195V152H194ZM214 150V151H213ZM217 150V151H216ZM232 150V151H231ZM17 151H19L20 153L19 154H21L22 155V153H24L22 156L21 155H18L17 154ZM96 153H95V152ZM153 153H152V152ZM222 151V152H221ZM257 151V152H256ZM12 152H14L15 154H17L18 156H20V158H23V159H20V160H18V156L16 157V155L13 153L12 154ZM26 152H28V153H26ZM46 152V153H45ZM66 152H67V154H66ZM83 152V153H82ZM153 154H151V153ZM167 152H168V154H167ZM173 152V153H172ZM215 152H216V154H215ZM225 152V153H224ZM76 153V154H75ZM87 153H89V154H87ZM92 155H91V154ZM147 153V154H146ZM155 153H157V154H155ZM172 153V154H171ZM176 153V154H175ZM197 153V154H196ZM223 153V154H222ZM242 155H241V154ZM7 154V153H6ZM30 154V155H29ZM34 156H32V155ZM44 154V155H43ZM58 154V155H57ZM64 154V155H63ZM74 154V155H73ZM90 155V157L91 158H86L85 159V157H84V155ZM151 154V155H150ZM175 154V155H174ZM212 154V155H211ZM11 155V156H10ZM25 155H26V158L29 156V158H27V160H26V158H25ZM70 155H72V156H74V157H72V156H70ZM155 155V157L157 156H159V159L160 160H162V158H163V161H162V166L160 165H158L159 167H157V163L159 162V159H157V160H155L154 158L155 157H153V159L152 160H150V157H152V156H154ZM222 155V156H221ZM5 156H7V158L10 156L11 157V159L10 158H6ZM39 156L42 158H40V160H39ZM43 156V157H42ZM66 157L67 156V158H65L64 159V157ZM116 158H115V157ZM138 156V157H137ZM166 156H168L167 157V159H169V162L171 163V164H169V163H167L168 162V160H166L165 158H166ZM170 156V157H169ZM172 156V157H171ZM186 156V157H185ZM5 157V158H4ZM15 157L17 158V160L15 159ZM46 157V158H45ZM207 157V158H206ZM258 157V158H257ZM34 158V159H33ZM139 158V159H138ZM171 158V159H170ZM218 158V159H217ZM237 158V159H236ZM29 159V160H28ZM51 159V160H50ZM80 159H85V163L84 164H86V162L88 161V160H90V162L88 161L87 163H89V165H91L90 167H88L87 165L88 164H86L85 166H83V164L81 163L82 161H80ZM116 159H118L117 161H115ZM131 159H133V161L131 160ZM206 159V160H205ZM209 159V160H208ZM15 160L17 161L16 163H17V165H16V163H15ZM22 160H23V162H22ZM31 160H33L32 161V163L34 162V164L32 165V168H30V162H31ZM65 160V161H64ZM78 160V161H77ZM127 160V161H126ZM129 160H131V163H130V161ZM174 160V161H173ZM176 160H178V161H176ZM235 160V161H234ZM25 161V162H24ZM26 161H28V162H26ZM149 161H150V165H149ZM153 161H154V163H153ZM167 161V162H166ZM172 161V162H171ZM192 161V162H191ZM194 161V162H193ZM224 161V162H223ZM18 162H20V165H19V163ZM45 163V165L47 164V167L44 165V163H43V165H37V163ZM79 162H80V164H79ZM120 162V163H119ZM129 162V163H128ZM135 162V163H134ZM165 162V164H163ZM176 162V163H175ZM256 162V163H255ZM28 163V165L29 166H27V165H25V164H27ZM112 163V164H111ZM116 163V164H115ZM156 163V164H155ZM203 163V164H202ZM36 164V165H35ZM49 164V165H48ZM63 164V165H62ZM76 164H78L77 165V167H75L76 166ZM94 164H96V162H95V160H94ZM126 164H127V166H126ZM129 164H131V165H129ZM147 164V165H146ZM159 164H161V163H159ZM173 164H175V165H173ZM238 164V165H237ZM13 165V166H14ZM23 165V166H22ZM79 165H80V167H82V171L84 170V172H86L85 171V169H86V167H88L86 170H88V175L90 176L89 178L87 177V174H85V173H83L81 170L80 171H78V173H77V171H76V173H75V170H77L78 168H79ZM107 165V166H106ZM122 165H125V166H122ZM156 165V166H155ZM166 165V167H168V168H171V167H173V168H171V169H166V167H163V166H165ZM171 165V166H170ZM25 166H27V167H25ZM41 166V167H40ZM43 166H45V168L43 167ZM120 166V167H119ZM130 166V167H129ZM147 168H146V167ZM263 166V167H262ZM24 167V168H23ZM34 167H36V168H34ZM77 168V169H75V168ZM84 167H85V169H84ZM153 167V168H152ZM176 167V168H175ZM199 167V168H198ZM219 167H221V168H219ZM232 167V168H231ZM26 168V169H25ZM43 168V169H42ZM46 168H47V170H46ZM52 168V169H51ZM72 168H74L75 170H72ZM114 168H115V170H114ZM124 168V169H123ZM152 168V169H151ZM163 168L165 169V171H163ZM177 168H179V169H177ZM190 168V169H189ZM215 168V169H214ZM33 169H35L34 171H33ZM48 169H49V171H48ZM92 169V168H91ZM173 169H175V170H173ZM29 170H31V171H29ZM79 170V169H78ZM107 170V171H106ZM126 170V171H125ZM140 170H142V171H140ZM148 172H147V171ZM150 170H152V173H151V171ZM155 170V172L157 171L158 173L160 172V173H162L161 175H164V177H163V179H162V177L160 176V173H159V177H161V178H159L158 176H157V179L155 178V176H156V173H154L153 171ZM167 170V171H166ZM222 170V171H221ZM234 170V171H233ZM26 171V172H27ZM74 171V173L73 174H75V175H78V176H80V175H82L81 173H79V172H82L83 173V178H87L88 180H91V181H88V180H86V179H84V180H86V182H88V183H84V185H82V186H84V188H82L81 189V187H80V189L79 190H77L76 192H74L72 195H70V198L68 197L67 199L68 200H66V201H68L69 202V205L66 203H64L63 201L65 200V198L63 197V198H61V196H59V194L60 193H62V194H60V195H64L65 194V190L64 189H70L69 187H71V186H69V183H70V185H71V182L72 181H74V180H76V178L75 177H77V176H75V177H73V179L71 178L72 177V172ZM91 171V170H90ZM112 171V172H111ZM115 171V172H114ZM121 171V172H120ZM130 171V172H129ZM137 171H139V172H137ZM148 173V174H146V172ZM174 171H176V172H174ZM202 171V172H201ZM16 172V173H17ZM34 172V173H33ZM132 172V176L135 174L136 176V181L133 183L132 182V180H130V178L132 179V177L130 176V177H126V176H129V174ZM178 172H179V174H178ZM183 172V173H182ZM221 172V173H220ZM23 173V172H22ZM21 173V174H22ZM28 173H27V175H28ZM51 173V174H50ZM54 173V174H53ZM110 173V174H109ZM157 173V174H158ZM253 173V174H252ZM33 174V176H31ZM107 174V175H106ZM124 174V175H123ZM126 174V175H125ZM205 174H207V175H205ZM234 174V175H233ZM23 175V174H22ZM27 175H26V173H25V171H24V178H25V180H26V178H27ZM41 175V176H40ZM66 175V176H65ZM69 175H71V177L69 176ZM153 175H154V177H153ZM199 175H203V177H201V176H199ZM17 176V177H16ZM26 176V177H25ZM44 176L47 178V181L48 182H46V178H44ZM56 176H58V177H56ZM65 176V177H67L68 178V180L71 178V180H69V182H67L68 180L64 177V179H66V183H64V181L62 180V178ZM74 176V175H73ZM108 176V178H106ZM143 176V177H142ZM165 176H168V180H165ZM208 177V179H207V177ZM32 177V178H31ZM60 177V178H59ZM70 177V178H69ZM135 177H133V178H135ZM150 177H151V180H153V181H151L150 180ZM212 177V178H211ZM218 177V178H217ZM220 177V178H219ZM224 177V178H223ZM22 178V177H21ZM51 178V179H50ZM80 178H82V176H80L79 177V179ZM83 178L82 179H80V180H83ZM119 178H120V180H119ZM124 178H125V181H124ZM128 178H129V180L131 181V182H128V181H126V180H128ZM184 178V179H183ZM203 178V180H201ZM250 178V179H249ZM16 179H14V182H15V180ZM18 179L16 180V183H14V185L13 184H11L10 182H8V183H10V184H8L7 182H6V188L8 189V191L11 189H14V188H16L15 187V184H18L20 181H18ZM23 179V178H22ZM44 179V181H42ZM157 181H156V180ZM159 179V180H158ZM198 179V180H197ZM83 180V181H84ZM148 180H150V182H154V183H147V181ZM160 180H164V181H167L168 182V184H167V182L165 183L164 182V184H163V182L162 181H160ZM194 180V181H193ZM195 180H197V181H195ZM201 180V181H200ZM205 180V181H204ZM17 181H18V183H17ZM28 180H26V183L24 182L23 184H27L28 182H27ZM42 181V182H41ZM62 181V182H61ZM71 181V182H70ZM83 181H81V182H83ZM117 181H119L118 183H117ZM91 182V183H90ZM138 182H139V184H138ZM161 182H162V184H161ZM170 182H172V184L170 183ZM47 183V184H46ZM60 183V184H59ZM90 183V184H89ZM131 183V184H130ZM190 183V184H189ZM229 183V184H228ZM243 183V184H242ZM257 183H259V184H257ZM9 186H8V185ZM29 184V183H28ZM62 184H64L63 186H62ZM73 184V183H72ZM87 184V185H86ZM89 184V185H88ZM130 184V185H129ZM147 184H148V186L149 187H151V190L148 188V186H147ZM152 184H156L157 185V187H155L154 185H152ZM161 184V185H160ZM165 184H167V185H170L169 187H172L173 185V187L174 188H172L171 190H170V192H168L169 191V189L170 188H167L168 186L166 185L165 186ZM206 184V185H205ZM225 184V185H224ZM250 184L252 185V186H250ZM257 184V185H256ZM46 185V186H45ZM53 185L54 186H57L58 188H63L62 190L61 189H58L57 187L56 188H54V190L53 191H51L52 190V188H53ZM110 185V186H109ZM139 185H142V187L144 188V190H143V188H138L139 187ZM152 185V186H151ZM219 185V186H218ZM8 186V187H7ZM11 186V187H10ZM21 186V185H20ZM60 186V187H59ZM88 186V187H87ZM138 186V187H137ZM159 186H162L161 188H159ZM178 186V187H177ZM256 186V187H255ZM261 186V187H260ZM263 186V187H262ZM47 187V188H46ZM87 187V188H86ZM90 187V188H89ZM92 187V188H91ZM108 187H110L111 189H112V192L113 193H116V194H112V192L110 191V193H109V189L110 188H108ZM154 187L156 188L155 190H154ZM166 187V188H165ZM210 187V188H209ZM222 187V188H221ZM226 187V188H225ZM252 187V188H251ZM40 188V189H41ZM137 188V189H136ZM159 188V189H158ZM164 188L166 189V190H168L167 192H168V194L167 193H165L166 192V190H164ZM178 188V189H177ZM247 188V189H246ZM256 188V189H255ZM110 189V190H111ZM136 189V190H135ZM142 189V190H141ZM146 189V190H145ZM161 189V190H160ZM175 189V190H174ZM214 191H213V190ZM11 190H10V192H11ZM50 190V191H49ZM61 190V191H60ZM85 190V191H84ZM148 190V191H147ZM157 191V192H155L154 193V191ZM177 190V191H176ZM218 190V191H217ZM225 190V191H224ZM256 190V191H255ZM13 191V190H12ZM94 191V192H93ZM116 191V192H115ZM124 191V193H121V192H123ZM137 191V192H136ZM141 191H143V193H141ZM151 191V192H150ZM160 191V192H159ZM162 191H163V193H162ZM216 191L218 192V193H216ZM246 191V192H245ZM55 192L56 193H58V195H57V197H56V195H55ZM80 192V193H79ZM92 192H93V194H92ZM97 193V197H95L96 196V193ZM133 192H134V194H133ZM140 194H139V193ZM174 192H175V196L179 199V200H177V199H175L176 197H173L172 198V196L174 195ZM180 194H179V193ZM244 192V193H243ZM51 193V194H50ZM136 193V194H135ZM149 193H153L152 195L154 196V198L156 199H154L153 197H152V195H151V197L153 198H149L150 197V195H149ZM172 193V194H171ZM183 193V194H182ZM209 193H211V194H209ZM48 194V195H47ZM81 194V195H80ZM99 194V195H98ZM100 194H102V195H100ZM144 194V195H143ZM159 194V195H158ZM162 194V195H161ZM165 194V195H164ZM166 194H167V198H165L166 197ZM178 194V195H177ZM185 194H186V196H185ZM207 194V195H206ZM222 194V195H221ZM230 194V195H229ZM259 196H258V195ZM91 195V196H90ZM93 195V196H92ZM115 195V196H114ZM123 195H124V197H123ZM143 195V196H142ZM146 195L148 196V197H146ZM156 195H158V197L161 199V197H162V199H161V201H160V199L156 196ZM160 195H161V197H160ZM196 195V196H195ZM199 195V196H198ZM234 195H235V197H234ZM72 196H74V197H72ZM76 196V197H75ZM102 196V197H101ZM119 196V197H118ZM190 198H188V197ZM221 196V197H220ZM57 199H56V198ZM98 197H101V199H99L100 201L102 200L103 202H106V201H104V199L105 200H108L109 201V209L111 210V208H112V210L111 211H113V209L115 210V207H116V210L114 211V214L112 213L111 214V211L109 212V213H107V211H105L104 209H106L107 207H105L104 205H106V204H104V205H102V201H101V203H100V201L99 200H94L93 201V199L92 198H97L98 199ZM195 197V198H194ZM197 197V198H196ZM27 198V199H26ZM38 199V201L37 200H34V199ZM128 198V199H127ZM149 198V199H148ZM210 198V199H209ZM256 198V199H255ZM55 199V200H54ZM58 199H60V201H58ZM63 201H62V200ZM86 199V200H85ZM90 199H92V200H90ZM138 199V200H137ZM144 199V200H143ZM152 199V202L151 201H148V200H151ZM5 200V199H4ZM13 201V200H15L14 201V203H16V205L15 204H13L12 202V204L13 205H15L16 207H17V205H18V202L19 203H21V205H22V207L20 206V205H18V206H20L19 208H21V209H17L16 207H14L13 205H11L10 203H8L9 201ZM26 200H29V201H26ZM70 200V201H69ZM74 201L73 203H72V201ZM143 200V201H142ZM147 200V201H146ZM154 200V201H153ZM163 200H164V202H163ZM168 200H170V201H168ZM172 200V201H171ZM184 202H183V201ZM187 200V201H186ZM192 200H194V201H192ZM31 201H36L35 203H36V205L38 204V203H40L41 205H42V209L41 208H39L41 205L40 204H38L37 205V207L39 208H37V207H35L36 205H33V204H35L34 202H31ZM87 201H90L89 203H92V204H97V205H95L96 206V208L97 209H99L98 207H100V209H101V212H102V210H104L103 211V213L101 214V215H103V217H104V215H105V213H107V215L108 214H111V215H106L103 219H101L100 217V214L98 215L97 213H96V208H94V209H92L93 208V206H92V204H91V206H92V208L90 207L89 208V204L87 203ZM108 201L106 202V203H108ZM142 201V202H141ZM155 201H156V203H155ZM190 201V202H189ZM231 201V202H230ZM248 201V202H247ZM5 202V203H4ZM27 202L30 204H32V208L33 207H35V209L37 208V211L38 212H40V214H43V210L44 209H47L48 208V210H49V208H50V210H51V213L50 214H52L51 215V219H50V221H52L53 219H55L53 222H60L61 224H59V223H57V224H55V223H53L52 224V226L51 227H49L50 228V231L48 230V231H45V230H47L48 228H45V229H43L42 230V228H43V226L45 225V223H47L48 222V217L47 216H50L49 215V213L47 212L48 210H44V216H46V217H42L43 215H39L38 213L36 214V212L37 211H33V210H35L34 208H33V210L31 209V204L29 205H27ZM41 202H43V203H41ZM54 202V203H53ZM61 202V203H60ZM79 202V203H78ZM94 202V203H93ZM143 202H145L144 204H143ZM146 202H147V204H146ZM148 202H150L149 203V205H148ZM158 202H160V204L158 205ZM162 202V203H161ZM178 204H177V203ZM247 202V203H246ZM1 203V202H0ZM59 203V204H58ZM70 203H72V204H70ZM83 203H85L84 205H83ZM86 203H87V206H86ZM124 203V204H123ZM173 203V204H172ZM216 203V204H215ZM244 203V204H243ZM6 204H7V206H6ZM9 204V205H8ZM25 204V205H24ZM48 205V207H47V205ZM80 204V205H79ZM81 204L83 205V206H86V208H87V212H85V210H83V209H81L82 208V206H81ZM122 204V205H121ZM140 204V205H139ZM156 204V205H155ZM174 204H176V205H179L178 206V208H177V206L175 207L174 206ZM213 204V205H212ZM215 204V205H214ZM255 204V205H254ZM4 205H5V208H9V206L11 205V207L13 208L14 207V209H17V210H14V209H12V213L11 214H8L7 216H6V214L7 213H5L4 211H5V208H4ZM63 205H64V207H63ZM78 206V207H76V206ZM100 205V206H99ZM114 205V206H113ZM119 205V208L117 207ZM131 205V206H130ZM144 205H145V211H144ZM161 205H163V206H161ZM171 205H172V207H171ZM206 205H209L208 206V208H209V212H208V209L207 210H205L204 208L206 207ZM232 205V206H231ZM246 205V206H245ZM28 206H29V208H28ZM79 206H81V210H83L82 212H84V213H82L81 212V210L79 209ZM94 206V207H95ZM98 206V207H97ZM105 208H104V207ZM106 206H108V204L106 205ZM136 206H137V208L139 207L140 208V210H143V212L145 213H143L142 211H140L139 210V208L138 209H136ZM203 208H202V207ZM205 206V207H204ZM211 206H213V207H211ZM53 207V208H52ZM75 207V208H74ZM141 207L143 208V209H141ZM155 207V208H154ZM163 207V208H162ZM170 209H169V208ZM173 207H175V208H173ZM27 208V209H26ZM72 208V209H71ZM103 208V209H102ZM150 208V209H149ZM161 208V209H160ZM200 208V209H199ZM3 209V210H2ZM42 211H41V210ZM74 209V210H73ZM90 209H91V211H90ZM108 209V208H107ZM119 209V210H118ZM121 209V210H120ZM123 209H126V210H124V212H123ZM134 209H135V211H134ZM155 211H154V210ZM23 210V211H22ZM25 210V211H24ZM30 210H32L33 212L31 213L30 212ZM64 210V211H63ZM96 210V211H95ZM118 210V211H117ZM169 212H168V211ZM197 210V211H196ZM18 211H19V213H18ZM72 211V212H71ZM75 211V213H74V215H73V212ZM77 211V212H76ZM93 211H95V213L94 214H92L91 212H93ZM119 212V215H115V212ZM131 213V217L129 216V212ZM139 211V212H138ZM146 211H147V213H146ZM156 211H158V212H156ZM219 211V212H218ZM15 212H17V213H15ZM21 212H23V213H21ZM91 214H90V213ZM98 213H100L99 211H97ZM116 212V214H118ZM140 212H142L141 213V215H139L140 217L142 216V215H144V217H143V219H145V218H147V221L149 220V221H151V223L153 224H155V226H153V227H155L154 228V230L156 229V230H164V227H165V229L167 230H165L166 232L164 233V231H163V234L161 235V233H160V231L158 230L157 232H156V230L155 231H153V229H150L149 230V232H147L148 231V229H149V226L151 227V225H149V226H147L148 225V223H147V225L146 224H142V223H144V222H147L146 221V219L143 221L142 219L140 220V223L138 222L139 220V218L138 219H136L137 217H139L138 216V214L140 213ZM153 212V213H152ZM161 212V213H160ZM172 212V213H171ZM16 214V215H14V214ZM33 213H35V214H33ZM66 213V214H65ZM82 213V214H81ZM87 213H89L90 214V216H92L91 218L89 217H87L88 218V223L87 222H85L86 220H87V218L86 217H84L83 215H85V216H87V215H89V214H87ZM121 213H124L125 215H126V213H127V216H125V217H123L124 215H121L122 217H120V219H121V221H119L120 219L118 218L119 216H120V214ZM136 213V214H135ZM152 213V214H151ZM163 213H165V214H163ZM262 213V214H261ZM5 214V215H4ZM14 216H13V215ZM20 214H24V215H20ZM29 214H32V215H35V217L36 218H34V220L31 218V216L29 215ZM76 214H77V217H76ZM82 217H80L79 218V215ZM97 214V215H96ZM135 214V215H134ZM10 215H11V217H10ZM94 215V216H93ZM113 215L115 216V218L117 217V219H114V217H113ZM132 215H134V216H132ZM148 215V216H147ZM160 215V216H159ZM162 215V216H161ZM6 218H5V217ZM13 216V217H12ZM23 216V217H22ZM31 218H29V217ZM54 216V217H53ZM100 216V217H99ZM112 216V217H111ZM147 216V217H146ZM150 216V217H149ZM154 216V217H153ZM197 216H198V218H197ZM39 217H42V218H40L41 219V222H40V219H39ZM67 217V218H66ZM111 217V218H110ZM129 217L131 218V219H129ZM141 217V218H142ZM165 217V218H164ZM184 217V218H183ZM195 217V218H194ZM241 217V218H240ZM251 217V218H250ZM11 218V219H10ZM14 218V219H13ZM23 218H25V219H23V221H22V219ZM28 218H29V220H28ZM38 218V219H37ZM56 218H58L57 219V221H56ZM63 218H66L65 219V221L64 220H61L60 221V219H63ZM84 218H85V220H84ZM93 218V219H92ZM105 218H108V219H105ZM122 218H123V220H122ZM124 218H125V220H127L126 218H128V221H124ZM132 218H135V220H137V221H135L134 219H132ZM153 218V219H152ZM159 218H161V219H159ZM188 218V219H187ZM209 218V219H208ZM212 218H213V220H212ZM3 219V220H2ZM7 221H6V220ZM19 219V220H18ZM35 219H37V221H39L40 223H42V222H44V221H46V222H44V225H43V223H42V225L39 223V225L40 226H38V222L35 220ZM76 219V221H74ZM89 219H92V220H90V221H93V222H91L93 225H91V223H90V227H89ZM99 219V220H98ZM105 219V220H104ZM112 219H114V220H112ZM168 221H167V220ZM185 219V220H184ZM193 219V220H192ZM240 219V220H239ZM15 220V221H16ZM28 220V221H27ZM67 220V221H66ZM84 220V224H83V221ZM101 220H102V222H103V220H104V222L102 223L101 222ZM108 220V221H107ZM111 220H112V222H111ZM117 220H118V224H117ZM156 221V223L155 222H152V221ZM159 220V221H158ZM162 220H163V222H162ZM209 220V221H208ZM5 221L8 223H5ZM33 221V222H32ZM62 221H63V223H62ZM72 221H74V222H72ZM95 221V222H94ZM98 221H100V223L103 225H101ZM107 221V222H106ZM129 221H131V222H129ZM148 221V222H149ZM190 221V222H189ZM212 221H213V223H212ZM26 222H28L27 224L29 225L28 227H30V228H32V229H34V231H29V232H31L32 234H34V233H37V234H34V238H33V235L31 234L30 235V238L28 237V236H25V235H27V233H29L27 230H29L30 228H28L27 227V229H26V227H25V225L27 226V224H26ZM65 222H66V224H65ZM68 222V223H67ZM127 223V222H129L130 224L132 223V222H134V223H132V224H134V225H132L131 224V227H130V224H128L129 225V227H128V225H126L125 223ZM136 222H138V223H136ZM162 222V223H161ZM165 222V223H164ZM207 222V223H206ZM7 224L6 225V228L4 227V225L5 224ZM19 223V224H20ZM31 223H33V224H31ZM71 223V224H70ZM98 223H99V225H101L102 227H100V228H102L103 230H104V226L106 227V231H105V233H107V231H109V229H107L108 227L107 226H109V224H110V226H109V228L113 225V227L114 226H116L117 227V229H116V227H115V229H110V231L108 232V233H110V234H107V235H111L112 236V234H113V236H115V235H117V234H121L122 232L121 231H124V227H125V225L127 226V228H125V229H127V230H129V228L133 231L134 229H138L137 230V233H136V231L135 232H133V234L134 233H136V234H134V235H132V234H129V233H132V231L130 230V231H127V230H125V232L126 233H128L129 235H132V237H130V238H132L131 239V241H130V239L128 238V234H127V236H126V234L124 233V235H123V237L122 236H120V238L118 237L119 235H117V236H115V237H117V239H121V237H122V241L124 242V239L126 238V239H129V241H130V244L127 242L128 240H126L123 244H122V246H121V244H118L119 242H121V240L117 243V239H115V237H114V239L116 240V242H114L113 240H111V238L109 237V236H105L106 234L104 233V232H102L103 234H101L100 232L101 231H103V230H100L99 229V226H98V228H96V225H98ZM104 223H109V224H104ZM115 223V224H114ZM120 223V224H119ZM158 223H161V224H158ZM194 223V224H193ZM241 223V224H240ZM15 224H17V222L15 223ZM18 224V225H19ZM37 224V225H36ZM70 224V225H69ZM121 224H125V225H121ZM135 224L138 226L139 224H140V226H139V228H135ZM150 224V223H149ZM191 224H193V225H191ZM13 225H14V223H13ZM54 225H56V228H57V230H55L56 228H54V232H55V234H54V232H53V234L51 233V228L54 226ZM66 225V226H65ZM118 225V226H117ZM142 225H143V228L146 226V228H141V230H140V227H142ZM162 225V226H161ZM166 225V226H165ZM198 225H200V227L198 228ZM236 225V226H235ZM242 225H244V226H242ZM36 226H38L37 228H36ZM58 226V227H57ZM61 226H63L62 228H61ZM73 226V227H72ZM74 226H77L78 227V235L76 236L75 234H76V232H77V228L76 227H74ZM91 226H92V228H91ZM93 226H94V230H93ZM119 226H122V229H120V227ZM136 226V227H137ZM176 226V227H175ZM179 226V227H178ZM9 227V228H8ZM13 227V226H12ZM34 227V228H33ZM40 227H41V229H40ZM59 227L61 228V231L59 230ZM67 227V228H66ZM70 227V229H72V230H75L74 232L71 230V234L69 233V230H68V228ZM80 227V228H79ZM119 227V228H118ZM152 227V228H153ZM158 227H160V228H158ZM172 227V228H171ZM177 227L178 228H180V229H177ZM197 229H196V228ZM258 229H257V228ZM73 228H75V229H73ZM96 228V229H95ZM148 228V229H147ZM163 228V229H162ZM175 228V229H174ZM255 228V229H254ZM2 229H3V231H2ZM92 229V230H91ZM100 230V232H97V230ZM147 229V230H146ZM172 229V230H171ZM178 231H177V230ZM238 229V230H237ZM246 229V230H245ZM252 229V230H251ZM257 229V230H256ZM26 230V231H25ZM58 230H59V232H58ZM89 231V234L88 235H86L88 232H86V231ZM145 230V231H144ZM169 230V231H168ZM175 232H174V231ZM251 230V231H250ZM25 231V232H24ZM36 231V232H35ZM82 231V232H81ZM92 231V232H91ZM93 231H95V232H93ZM119 233H118V232ZM142 233H141V232ZM180 231V232H179ZM4 233V235H3V233ZM24 232V233H23ZM40 232H42V234L41 235H43V236H41L40 235ZM45 232H47V233H45ZM64 232H65V235L66 236H64L63 234H64ZM97 232V233H96ZM111 232H113V233H111ZM116 234H115V233ZM140 232V233H139ZM143 232H146V233H143ZM170 232H171V234H170ZM201 232V233H200ZM237 232V233H236ZM241 232V233H240ZM251 232H253V233H251ZM19 233H20V237H18V235H19ZM50 233V234H49ZM68 233V234H67ZM75 233V234H74ZM92 233V234H91ZM94 233H95V235H94ZM152 233V234H153ZM169 233V234H168ZM175 233H176V235H175ZM183 235H181V234ZM196 233V234H195ZM233 233V234H232ZM52 234V235H51ZM91 234V235H90ZM96 234H99V238H98V236L96 235ZM140 234H144V236L142 235L141 237H140ZM158 234H160V235H158ZM255 234V235H254ZM36 235V236H35ZM40 235V236H39ZM45 235V236H44ZM69 235H71L70 237H72V238H69L68 239V236ZM137 235V236H136ZM178 235H179V237H178ZM247 235V236H246ZM249 235V236H248ZM28 237L29 239H27V241L25 240L24 241V239L25 238H23V237ZM32 236V237H31ZM48 237V240L46 239V241H43L42 242V240L39 238L38 239V237ZM50 236V237H49ZM86 236H90L89 238L87 237V239L85 238ZM134 236V237H133ZM176 238H175V237ZM192 236L193 237H195L194 239L192 238ZM252 236V237H251ZM22 237V239H20L19 240V238H21ZM46 237V238H47ZM57 237V238H56ZM64 237V238H63ZM95 237H97L96 239H95ZM155 237V238H156ZM179 239H178V238ZM233 237V238H232ZM243 237H247L248 239H246V241L244 242L243 240ZM50 238V239H49ZM53 238V239H52ZM60 238V239H59ZM92 238L95 240V243L97 242V240H98V243H91L92 241L94 242V240H92ZM101 238V239H100ZM133 238H135L134 240H133ZM173 238H175V239H173ZM44 239V238H43ZM84 239V240H83ZM88 239H91V240H88ZM170 239H171V241H170ZM249 239H250V241H249ZM23 240V241H22ZM31 240V241H30ZM45 240V239H44ZM51 240V241H50ZM53 240V241H52ZM70 240H72V241H70ZM100 240V241H99ZM104 240H108L109 242H110V245H107L109 242H105ZM184 240V241H183ZM196 240V241H195ZM21 241V244H18L19 242ZM36 241H37V244H36ZM47 241H48V243H47ZM67 241H69L68 243H67ZM76 241H77V243H76ZM81 241L82 242H84V244H87V243H89V245H88V247H91L92 248V246H94L92 249H94L92 252H90L89 253V249L90 250H92L91 248H89L88 249V247H83V243L82 244H79V243H81ZM88 241V242H87ZM102 241H104L105 242V245H103L104 247L105 246H107L108 248L109 247H111V249L109 250L108 249V251H106L107 250V248L105 247H103L102 248V244H104V243H102ZM161 241V242H162ZM22 242L24 243V245H22ZM47 243V245H46V243ZM75 242V244H73ZM101 242V243H100ZM112 242H114L113 244H112ZM131 242H134V243H131ZM162 242V243H163ZM164 242V243H165ZM39 243H42V244H39ZM100 243V244H99ZM125 243H127V244H125ZM143 243V244H142ZM163 243V244H164ZM170 243L171 244H175V246L173 247V245H170ZM179 243V244H178ZM93 244H95L98 248H96V246L95 245H93ZM111 244H112V246H111ZM120 245V247L119 248H117L118 246L117 245ZM167 244H168V246H167ZM18 245V246H17ZM41 245V246H40ZM46 245V246H45ZM57 245V246H56ZM56 245H53V246H56V247H58V246H63L62 245V242L61 241H59V243H57ZM90 245H92V246H90ZM114 245H116V246H114ZM130 247H129V246ZM133 245V246H134ZM172 246V247H170V246ZM179 245V246H178ZM43 246V247H42ZM72 246V247H71ZM74 246H76L75 247V249H80V251H79V249L78 250H75V251H73L74 250ZM87 246V245H86ZM100 246V247H99ZM123 246H125V248L123 247ZM136 246V245H135ZM19 247V249H17L16 250V248H18ZM37 247H39V248H37ZM41 247L43 248V249H41ZM123 247V249L122 250H120L121 248ZM127 247H128V251H126L125 249H127ZM151 247L152 248H154V249H151ZM6 248V249H5ZM14 248V249H13ZM34 248V249H33ZM68 248V249H67ZM84 248H86V249H84ZM101 248H102V250L103 249H106V250H104V252L103 251H101ZM117 248V249H116ZM167 248V249H166ZM174 248H176V249H178L177 250V253H175L176 252V249H175V251L173 250ZM38 249H41V252L45 249V251H43L42 253L39 251V253H38ZM58 249V248H57ZM71 249H73L72 251H71ZM98 249V250H100L101 251V253L102 254H99L100 253V251L98 252V255H101L102 257H98V255H97V257H98V260H96V262L94 263V259H96L97 257L95 256V253L97 254V252H96V250ZM138 249V252H136V250ZM140 249V250H139ZM171 249V250H170ZM203 249V250H202ZM261 249H262V252H261ZM48 250V251H47ZM69 250H70V252L72 253L71 255L69 254L70 252H69ZM97 250V251H98ZM168 250V251H167ZM171 252H170V251ZM64 251V252H65ZM79 253H78V252ZM85 251H86V253H85ZM87 251H88V254H89V259L88 258H86L85 259V256H86V254H87ZM95 251V253H93ZM118 251H119V253H118ZM174 251V252H173ZM185 251V252H184ZM199 251V252H198ZM46 252V253H45ZM67 252H69V253H67ZM75 252H77V253H75ZM80 252L81 253H83L82 255L80 254ZM134 252H136V256H134L135 255V253ZM168 252V253H167ZM170 252V253H169ZM189 252V253H188ZM3 253V254H2ZM47 253L49 254V256L47 255ZM51 253V254H50ZM55 253V254H56ZM118 253V254H117ZM134 253V254H133ZM138 253V254H137ZM173 253H175V254H173ZM178 253H180V254H178ZM192 253V254H191ZM194 253V254H193ZM132 254H133V256H132ZM152 254H153V257H152ZM167 254H169V256L167 257ZM171 254V255H170ZM3 255V256H2ZM5 255V256H4ZM9 255V256H8ZM50 255H52V256H50ZM91 255V256H90ZM130 255V256H129ZM172 255H175V256H172ZM258 255H260V256H258ZM263 255V257H261ZM38 256L40 257L41 256V260L42 261H40V258H38ZM44 256V257H43ZM82 256H83V258H82ZM106 256H108V255H106ZM127 256H129V257H127ZM147 256H149V257H147ZM151 256V257H150ZM158 256V257H157ZM172 256V257H171ZM13 257V258H12ZM48 257V258H47ZM86 257H88V256H86ZM94 257H96V258H94ZM140 259H138V258ZM143 257V258H142ZM165 257H167V258H165ZM170 257V258H169ZM253 257V258H252ZM4 258H6V259H4ZM59 258H61V259H59ZM76 258V259H75ZM112 258H114V257H111V259ZM147 258H148V260H147ZM156 258H158V260L156 259ZM257 258V259H256ZM34 259V260H33ZM46 259V260H45ZM69 260L68 262L66 261V262H64L65 260ZM85 259V260H84ZM116 259H118V258H116ZM129 259H132V260H129ZM136 259L138 260V262H136ZM143 259V260H142ZM155 259V260H154ZM170 259H172V260H170ZM224 259V260H223ZM3 260V261H2ZM33 260V261H32ZM43 260H44V262H43ZM84 260L85 262H83V263H81L82 261ZM89 260V261H88ZM161 262H160V261ZM169 260V261H168ZM230 260V261H229ZM9 261V262H8ZM11 261V262H10ZM53 261V260H52ZM75 261V262H74ZM118 261H119V259H118ZM133 261H135L134 263H133ZM154 261V263H152ZM158 262L159 261V263H155V262ZM167 261V262H166ZM6 262V263H5ZM41 262V263H40ZM79 262V263H78ZM114 262V264H116L117 263V261L116 260H114L113 261V259H112V263ZM50 263V262H49ZM105 263V262H104ZM147 263V264H148ZM106 264V263H105ZM129 264V263H128Z\"/></svg>","mask_w":264,"mask_h":264},{"label":"bare ground","instance_id":"obj_2","mask_svg":"<svg viewBox=\"0 0 264 264\" xmlns=\"http://www.w3.org/2000/svg\"><path fill=\"white\" fill-rule=\"evenodd\" d=\"M27 1H28V0H8V2H5V0H4V1H3V0H0V11H1V14L3 13L2 11H3L4 8H8V7H10V10H12V12H13L14 10L18 9L19 7H24L25 4H28ZM30 1H31V0H30ZM38 1H39V0H35V1H33V2L38 3ZM47 1H48V0H47ZM62 1H65L67 4H69L68 6H71V7H73V6H77L78 8L80 7V9L82 10V12L79 10V11L81 12V16L78 14V15L80 16L78 22H82L83 20H87V19H88V20H89V19L92 20L93 18H95V13L98 12L100 9H102V6H104L106 3L111 2L112 0H110L109 2H108V0H99V4H100V5L97 7L96 10L93 9L92 6H91L92 8H88L91 4H93L92 1H91L92 3L89 4L88 6L84 4L86 1L83 2V0H62ZM62 1H61V2H62ZM93 1H94V0H93ZM128 1H129V0H128ZM162 1H163V0H162ZM162 1H161V4H162ZM209 1L211 2V0H209ZM33 2H32V4H33ZM41 2H42V1H41ZM48 2H50V0H49ZM55 2H59V1L56 0ZM65 2H64L63 4H65ZM115 2H117V0H115ZM118 2H120V1L118 0ZM165 2H166V1H165ZM165 2H164L163 4H165ZM179 2H180V1H179ZM203 2H205V1H203ZM36 3H34V5H36ZM43 3H44V2H43ZM43 3H42V4H43ZM52 3H53V2H52ZM121 3H122V2H121ZM128 3H130V2H128ZM136 3H139V2H136ZM141 3H142V0H141L140 4H141ZM147 3H148V2H147ZM159 3H160V2H159ZM200 3H201V2H200ZM208 3H209V2H208ZM235 3H236V2H235ZM238 3H239V2H238ZM30 4H31V3H30ZM32 4H31V5H32ZM39 4H40V3H39ZM58 4H59V3H58ZM67 4H65V5L67 6ZM110 4H111V3H110ZM113 4H114V2H113ZM116 4H117V3H116ZM116 4H115V6H116ZM167 4H168V3L166 2L165 5H167ZM191 4H192V3H191ZM95 5H96V4H95ZM125 5H126V4H125ZM131 5H132V4H131ZM131 5H130V6H131ZM141 5H142V4H141ZM141 5L139 6L140 8L142 7ZM143 5H144V4H143ZM165 5H162L163 7H162V6H161V7L164 8ZM205 5H207V4H205ZM205 5H204V7H205ZM248 5H249V3H248ZM262 5H263V4H262ZM28 6H29V8L32 7V6L30 7L29 4H28ZM61 6H62V5H61ZM93 6H94V5H93ZM112 6L115 7L114 5H111L110 8H112ZM118 6H120V4H118L117 7H118ZM122 6H124V5L122 4ZM122 6H121V7H122ZM130 6H129V7H130ZM136 6H138V5H136ZM168 6H169V7H172L171 5H168ZM168 6H165L164 9H166V7H168ZM181 6H182V5H181ZM236 6H237V4H236ZM25 7H26V6H25ZM34 7L36 8V6H34ZM55 7H56V5H55ZM179 7H180V6H179ZM182 7H184V6H182ZM190 7L193 8V7H195V6H194V4H193V5L190 6ZM197 7H198V6L196 5V8H195V9H197ZM201 7H202V6H201ZM201 7H200V8H201ZM225 7H226V10H228L227 6H225ZM225 7H224V8H225ZM248 7H249V6H247V8H248ZM26 8H27V7H26ZM35 8H31V9L33 10V9H35ZM66 8H67V7H66ZM95 8H96V7H95ZM119 8H120V7H119ZM134 8L136 9V7H134ZM162 8H161V9H162ZM180 8H181V7H180ZM206 8H207V7H206ZM247 8H246V6H245V9H247ZM261 8H262V7H261ZM8 9H9V8H8ZM39 9H40V11H39V10H38V11L40 12V14H39V12H38V14H39V15H42L44 12L42 13V12H41V11H42L41 8H39ZM137 9H138V8H137ZM137 9H136V10H137ZM141 9H143V7H142ZM153 9H154V7H153ZM168 9H169V8H168ZM168 9H166L165 11H168ZM174 9H175V8H174ZM174 9H170V11L173 12ZM176 9H177V8H176ZM195 9H194V10H195ZM198 9H199V8H198ZM235 9H238V8H235ZM245 9H244L243 7H241V9H240V17H241V18H240V22H241V24L244 26V28H245L246 25H247V18H246V14H247V13H245ZM4 10H5V9H4ZM43 10H44V9H43ZM109 10H110V9H109ZM115 10H116V9H115ZM124 10H126V8H124ZM130 10H131V8H130ZM143 10H144V9H143ZM182 10H186V9H183V8H182ZM189 10H190V9H189ZM189 10H188V11H189ZM194 10H191V11L194 12ZM7 11H8V10L6 9V11H5L6 13L4 12L3 15L7 14ZM19 11H20V10H19ZM22 11H23V9H22ZM27 11H28V10H27ZM60 11H61V10H60ZM102 11H103V10H102ZM118 11H119V9H118ZM120 11H121V14L124 15V13L122 12L123 10H120ZM120 11H119V13H120ZM131 11H132V10H131ZM170 11L167 12V13H165V12H164V13L167 14V16H168V13H170ZM174 11H175V10H174ZM176 11L179 12L178 10H176ZM176 11H175V12H176ZM188 11H187V12H188ZM197 11H198V10H197ZM197 11L195 12L196 14L194 13L195 15H192V16H194L193 19H194L195 17H197V13H199V11H198V12H197ZM200 11H201V9H200ZM234 11H235V10H234ZM237 11H238V10H237ZM247 11H249V8L247 9ZM247 11H246V12H247ZM258 11H260V10H258ZM12 12H9V13H12ZM14 12L17 13L18 11H14ZM14 12H13V13H14ZM20 12H21V11H20ZM52 12H53V10H52ZM57 12H58V11H57ZM99 12H100V11H99ZM112 12H113V9H112ZM124 12H125V11H124ZM126 12H127V14L125 13V14H126L125 16H128V12H130V11H128V9H127ZM155 12L157 13V11H155ZM155 12H154V13H155ZM161 12H162V10H161ZM161 12L158 11V14H159V15L157 14V15H156V18L160 17V15H161L160 18H162V14H160ZM177 12L175 13V15L177 14ZM181 12H182V11H181ZM183 12H184L185 15H187V16L189 17V19H190V17H192V16H189V15H191V14H189L190 11L188 12L189 15L186 14L187 12H185V11H183ZM183 12H182V14L179 13V14L182 16L183 19H182L181 17H178V19L180 18L179 20L176 19L179 23H181V24H183V25H185L184 23H191L190 25H192L193 28H194V27H197V26H198V28H201V27H199V24H197V26L194 25V21H195V20H194V21H191V20H190V22H184V21H181V20H184V17H186V16H184ZM193 12H191V13H193ZM235 12H236V11H235ZM252 12H253V11H252ZM260 12H261V11H260ZM9 13H8V15L11 16V14H9ZM22 13H23V12H22ZM30 13H32V12H30ZM34 13H35V12H34ZM58 13H59V12H58ZM131 13H132V12H131ZM134 13H136V12H134ZM134 13H132V14H134ZM248 13H249V12H248ZM18 14H19V13H18ZM27 14H28V12H27ZM32 14H33V13H32ZM44 14H45V13H44ZM44 14H43V16H44ZM53 14H54V13H53ZM99 14H100V13H96V15H97L96 18L98 17ZM121 14H120V15H121ZM129 14H130V13H129ZM132 14L129 15V17H130V16L132 17V16H133ZM170 14H171V13H170ZM236 14H237V13H236ZM8 15H7V16L5 15V17H9ZM12 15H13V14H12ZM20 15H21V14H20ZM46 15H47V16H50V15H48L47 13H46ZM54 15H55V14H54ZM102 15H103V14H102ZM111 15L113 16V14H110V16H111ZM117 15H118V14H117ZM143 15H144V13H143ZM148 15H149V14H148ZM180 15H179V16H180ZM203 15H204V13H203ZM211 15H212V14H211ZM247 15H248V14H247ZM250 15H251V14H250ZM250 15H249V16H250ZM252 15H253V13H252ZM1 16H2V15H1ZM15 16H16L15 14H14V16H12V17L14 18V19L12 18L13 20H15V18H16ZM43 16H41V18H42ZM55 16H56V15H55ZM58 16H59V15H58ZM114 16H116V15H114ZM157 16H158V17H157ZM167 16H166V17H167ZM169 16H170V15H169ZM171 16H172V15H171ZM198 16H200V13L198 14ZM201 16H202V13H201ZM201 16H200V18H201ZM208 16H209V15H208ZM19 17H20V16H19ZM21 17H22V16H21ZM29 17H30V16H29ZM37 17H38V16H36V17H34V16L31 17L32 19H29L30 21H28V22L30 23V22L33 20V18H36V19H34L33 21L38 20L39 17H38V18H37ZM45 17H46V16H45ZM102 17H104V16H102ZM118 17L120 18V16H118ZM118 17H117V18H118ZM133 17H134V16H133ZM137 17H138V16H137ZM151 17H152V16H151ZM206 17H207V16H206ZM219 17H220V16H219ZM238 17H239V16H238ZM51 18H53L52 20L55 19V21L58 20L57 17L55 18V17L51 16ZM51 18L49 17V19H51ZM60 18H61V17H60ZM60 18H59V19H60ZM96 18L94 19L95 21L98 20V19L96 20ZM99 18H100V17H99ZM105 18H107V17H105ZM110 18H112V17H110ZM134 18H135V17H134ZM152 18H153V17H152ZM160 18L157 19V20L160 21ZM167 18H168V17H167ZM167 18H165V16H164L165 21H166ZM186 18H187V17H186ZM198 18H199V17H197V19H196V18H195V19L198 20ZM208 18H209V17H208ZM12 19H11V20H12ZM23 19L26 21L25 16H24ZM23 19H22V20L20 19L21 21L19 20V21H20V22H19L20 24L24 21ZM42 19H43V18H42ZM56 19H57V20H56ZM77 19H78V18H77ZM120 19H121V18H120ZM124 19H125V18H124ZM238 19H239V18H238ZM13 20H12V22H14ZM16 20H17V19H16ZM40 20H41V19H40ZM46 20H47V19H46ZM46 20H45V21H46ZM60 20H61V19H60ZM104 20H105V19H104ZM112 20H114V19H112ZM115 20H116V17H115ZM122 20H123V19H122ZM161 20H162V19H161ZM185 20H186V19H185ZM200 20H201V19H200ZM200 20H199V21H200ZM202 20H203V18H202ZM204 20H205V19H204ZM250 20H251V18H250ZM250 20H248V23L250 22ZM45 21H44V24H47ZM123 21H124V20H123ZM126 21H127V20H126ZM126 21L124 22V25H126V27H127L128 24H125V23H128V21H127V22H126ZM135 21H136V20H135ZM168 21H170V20H168ZM199 21H197V23H199ZM254 21H255V20H254ZM9 22H11V21L9 20ZM9 22H8V23H9ZM38 22H39L38 24H41L43 21H42V22H41V21H38ZM40 22H41V23H40ZM86 22H87V25H88L89 22H88V21H86ZM91 22H92V21H91ZM133 22H134V21L132 20V21L129 22V23H133ZM136 22L138 23L139 20L136 21ZM160 22L163 23V20L160 21ZM171 22H173V20H172ZM182 22H184V23H182ZM234 22H235V21H234ZM237 22H238V20H237ZM237 22H236V23H237ZM19 23H18V24H19ZM59 23H61V22H57V23H55L54 26H58V25H60ZM101 23H102V22H101ZM120 23H121V21H120ZM134 23H135V22H134ZM134 23H133V24H134ZM167 23H168V22H167ZM192 23H193V24H192ZM195 23H196V22H195ZM200 23H201V21H200ZM258 23H260V22H258ZM9 24H12V23H9ZM9 24H8V25H9ZM27 24H28V23H26L25 25L22 24L23 26H22V25H17V24H16V25L12 24V25H14V26L11 25V28H10V29L13 28V30H14V32L12 31V34L15 33L14 36H16V39H15V40H16V42H15V46H14L13 44H7V42H6V43H3L5 40H4L3 42H0V66H2L4 63H6V61H7L8 59H10L9 57H12V59H14L13 61H15V60L17 61V59H18V58H17V57H18L17 55H20V54L23 55V53H24V55H25V52H27L28 54H30V53L32 54V53H33L32 51H35V49H33V48H32L33 50L31 49V47H33V46L30 47V45H31V43H33V44L35 43V41L33 40V38H34L35 36H37L36 34L34 35V33H35L36 31H34V33H32V32L30 31L31 34L27 32V33L30 34L31 36H32V34L34 35L33 37H30L31 40H33V41L30 42V41L28 40V39H29V35L26 34V30H28V27H26ZM44 24L42 23L41 27H42ZM82 24H83V22H82ZM84 24H85V23H84ZM94 24H95V23H94ZM110 24H111V23H110ZM122 24H123V22H122ZM138 24H139V23H138ZM156 24H157V22H156ZM169 24H170V23H169ZM203 24H204V23L202 22V25H203ZM254 24H256V23H254ZM260 24H261V23H260ZM260 24H259V25H260ZM5 25H6V23H5ZM48 25H49V23H48ZM48 25H47V26H48ZM76 25H77V22H76ZM76 25H75V27H76ZM79 25H81V24L79 23ZM108 25H109V24H108ZM129 25H130V24H129ZM134 25H135V24H134ZM149 25H150V24H149ZM153 25H155V23H154ZM153 25H152V26H153ZM157 25H158V24H157ZM161 25H162V24H161ZM167 25H168V24H167ZM200 25H201V24H200ZM229 25H230V24H229ZM249 25H250V24H249ZM249 25H248V26H249ZM251 25H252V24H251ZM256 25H257V24H256ZM259 25H258V27H259ZM27 26H28V25H27ZM49 26H50V25H49ZM54 26H53L52 23H51V26H50V27H52V29H51V28H50V29L52 30V32L55 30V29H54V28H55ZM141 26H142V24H141ZM152 26H151V27H152ZM176 26H178V25L176 24ZM239 26H240V25H239ZM253 26H255V25H253ZM25 27H26V28H25ZM30 27H31V26H30ZM39 27H40V25H39ZM41 27H40V28H41ZM43 27H44V26H43ZM43 27H42V28H43ZM60 27H61V26H60ZM73 27H74V26H73ZM73 27H72V28H73ZM78 27H79V26H78ZM80 27L82 28V25H81ZM88 27H89V25H88ZM88 27H87V28H88ZM101 27H102V26H101ZM119 27L121 28V27H123V26H119ZM126 27H123V28L125 29ZM132 27H134V26H132ZM137 27H139V25H138ZM160 27H161V26H160ZM168 27H169V26H168ZM178 27H179L178 30L180 29V27L183 29L182 25H181V26H178ZM202 27H203V26H202ZM229 27H230V26H229ZM260 27H261V26H260ZM8 28H9V27H8ZM84 28H85V27H83V29H84ZM113 28H114V25H113ZM113 28H112L111 30H114ZM115 28H116V27H115ZM146 28H147V27H146ZM173 28H174V27H173ZM189 28H190V27H189ZM198 28H197V29H198ZM235 28H236V27H235ZM238 28H239V27H238ZM256 28H257V27H256ZM50 29H49V30H50ZM74 29H76V28H74ZM79 29H80V28H79ZM100 29H101V28H100ZM103 29H104V28H103ZM124 29H122V30L124 31ZM143 29H145V28H143ZM143 29H142V31H140L141 34L138 33L137 31H135V29H133V31H131V32H134V36H135V35L137 36V38H138V43H139V49H141V50L143 49L141 43H147V41H145V40L143 39L144 35L141 36V35H142V32L146 31V30L143 31ZM147 29H149V28H147ZM151 29H152V28H151ZM160 29H161V28H160ZM168 29H169V28H168ZM174 29H177V27L174 28ZM184 29L187 30L185 27H184ZM184 29L182 30V32L184 31ZM194 29H195V28H194ZM203 29H204V28H203ZM203 29H202V30H203ZM241 29H242V28H241ZM245 29H246V28H245ZM250 29H251V28H250ZM1 30H2V28H1ZM49 30H48V32H49ZM51 30H50V31H51ZM127 30H129V31H127ZM130 30H132V29H131V28H130V29H126L127 33L129 32V35H130V33H131ZM139 30H140V29H138V31H139ZM180 30H181V29H180ZM230 30H231V29H230ZM234 30H236V29H233L232 31H234ZM238 30H239V29H237V31H238ZM248 30H249V29H248ZM263 30H264V29H263ZM80 31H81V30H80ZM87 31H88V30H87ZM87 31H86V32H87ZM226 31H227V30H226ZM232 31H231V32H232ZM241 31H242V30H241ZM256 31H258V30H256ZM44 32H45V30H44ZM46 32H47V31H46ZM48 32H47L46 34H48ZM54 32H55V31H54ZM54 32H53V34H54ZM72 32H73V31H72ZM75 32H78V31L76 30ZM107 32H109V31H107ZM124 32H125V31H124ZM176 32H177V31H176ZM178 32H179V31H178ZM185 32H186V31H185ZM189 32H190V31H189ZM202 32H205V30L202 31ZM223 32H224V31H221V32H219V34H220V33L223 34ZM229 32H230V31H229ZM231 32H230V33H231ZM238 32H239V31H238ZM244 32H245V30H244ZM258 32H259V31H258ZM0 33H1V32H0ZM8 33H9V32H8ZM80 33H82V32H80ZM127 33H125V34H127ZM147 33H148V32H147ZM151 33H152V30H151ZM157 33H159V32H157ZM171 33H172V32H171ZM187 33H188V32H187ZM190 33H191V32H190ZM190 33H189V34H190ZM200 33H201V32H200ZM200 33H199V36L201 37ZM225 33H226V32H225ZM260 33H261V32H260ZM262 33L264 34V31H263ZM37 34H38V33H37ZM40 34H41V33L39 32V35H40ZM53 34H49V36H50V35L52 36ZM82 34H83V33H82ZM101 34H102V33H101ZM125 34H123V35H125ZM154 34H155V33H154ZM154 34H153V37H154V40H155V36H156V34H155V36H154ZM177 34H179V33H177ZM185 34H186V33H185ZM185 34H184V35H185ZM203 34H205V33H203ZM211 34H212V33H211ZM221 34H220V35H221ZM233 34H235V33H233ZM233 34H231V35H233ZM236 34H237V33H236ZM10 35H11V34H10ZM71 35H72V34H71ZM79 35H80V34H79ZM79 35H78V36H79ZM102 35H103V34H102ZM129 35L126 36V37H129ZM145 35H146V33H145ZM148 35H150V34H148ZM148 35H147V36H148ZM151 35H152V34H151ZM160 35H162V34H160ZM175 35H176V33H175ZM175 35H174L172 38H174ZM181 35H182V34H181ZM193 35H194V34H193ZM197 35H198V33H197ZM217 35H218V34H217ZM231 35H230V37H231ZM253 35H255V34H253ZM12 36H13V35H12ZM45 36H46V35H45ZM49 36H47V37L49 38ZM51 36H50V37H51ZM80 36H81V35H80ZM83 36H84V34H83ZM83 36H81V37H83ZM111 36L113 37V41L121 40L120 42L123 41V43H124V41H125V40H122V39H123L122 37H124V36H122V32H121V31H114V32L111 33ZM132 36H133V35H132ZM132 36L129 37V38H132ZM186 36H187V35H186ZM194 36H195V35H194ZM206 36H207V35H206ZM208 36H209V35H208ZM240 36H242V35H240ZM250 36H251V35H250ZM37 37H38V36H37ZM52 37H53V36H52ZM126 37H125V38H126ZM149 37H150V36H149ZM162 37H163V36H162ZM169 37H170V36H169ZM176 37H178V36H176ZM176 37H175V38H176ZM217 37H218V36H217ZM223 37L225 38V36H223ZM233 37H234V36H233ZM14 38H15V37H14ZM35 38H36V37H35ZM38 38H39V37H38ZM48 38H47V39H46V38L41 39V40H42V43H43L44 41H46V40H47L48 42H50L49 40L52 41L51 38H49V39H48ZM53 38H54V37H53ZM75 38H78V37L75 35ZM75 38H73V39H75ZM103 38H104V37H103ZM109 38H110V37H109ZM121 38H122V39H121ZM175 38H174V40H175ZM178 38H179V37H178ZM178 38H176V39H178ZM228 38H229V37H228ZM228 38L226 37V39H224V40H227ZM246 38H247V37H246ZM263 38H264V37H263ZM3 39H4V38H3ZM3 39H2V40H3ZM36 39H37V38H36ZM70 39H72V37H71ZM81 39H82V38H81ZM104 39H105V38H104ZM104 39H101V40L104 41ZM107 39H108V38H107ZM133 39H134V38H133ZM133 39H131V40H129V41H132ZM135 39H136V37H135ZM135 39H134V40H135ZM141 39H143V42L141 41ZM145 39H146V37H145ZM157 39H159V38H157V36H156V40H157ZM197 39H198V38H197ZM204 39H206V38H204ZM217 39H218V38H217ZM234 39H235V38H234ZM234 39H233V41H231L232 39H231V40L229 39V40H230V42H233V44H234V42H236ZM237 39H241V38L239 37V33H238ZM244 39H245V38H244ZM0 40H1V38H0ZM2 40H1V41H2ZM10 40H11V39H10ZM12 40H14V39H12ZM41 40L36 41V44H37L39 41H41ZM68 40H69V39H68ZM78 40H79V39H78ZM126 40H127V39H126ZM134 40H133V43H134ZM146 40H147V39H146ZM159 40H160V39H159ZM174 40H173V41H174ZM181 40H182V39H181ZM200 40H201V39H200ZM229 40H228V41H229ZM250 40H252V39L250 38ZM259 40H260V39H259ZM8 41H9V40H8ZM47 41H46V43H47ZM54 41H55V40H53L52 42H54ZM70 41L73 42V40H70ZM75 41H76V40H75ZM75 41H74V42H75ZM107 41H108V40H107ZM107 41H106V42H107ZM111 41H112V40H111ZM144 41H145V42H144ZM149 41H150V40H149ZM149 41H148V42H149ZM157 41H158V40H157ZM228 41H224V44L229 43ZM241 41H242V43L244 42V40H242V39H241ZM241 41L238 40V42H240V43H241ZM12 42H13V41H12ZM28 42L30 43V45H29ZM79 42H81V41H79ZM98 42H99V41H98ZM98 42H97V43H98ZM151 42H152V41H151ZM151 42H149V43L151 44ZM153 42H155V41H153ZM158 42H159V41H158ZM178 42H179V41H178ZM182 42H183V41H182ZM197 42H199V40H198ZM200 42H202V41H200ZM219 42H220V40H219ZM238 42H236V43H238ZM245 42H246V41H245ZM256 42H257V41H256ZM54 43H55V42H54ZM56 43H58L57 40H56ZM60 43H61V41H60ZM75 43H76V42H75ZM77 43H78V42H77ZM82 43H83V41H82ZM99 43H101V42H99ZM104 43H105V42H104ZM108 43H109V41H108ZM125 43H126V41H125ZM128 43H129V42H128ZM149 43H148V44H149ZM159 43H161V41H160ZM180 43H181V42H180ZM236 43H235V44H236ZM246 43H248V42H246ZM261 43H262V42H261ZM36 44H35V45H36ZM38 44H39V43H38ZM47 44H48V43H47ZM52 44H53V43H52ZM69 44H70V43H69ZM84 44H85V43H84ZM86 44H88V43H86ZM111 44H112V43H111ZM114 44H115V42H114ZM126 44H127V43H126ZM129 44H130L131 48H134V47H132V45H131L132 43H129ZM150 44H149V46H150ZM166 44H167V43H166ZM174 44H175V43H174ZM174 44L171 43L170 46H171V45H174ZM176 44H177V43H176ZM176 44H175V46H176ZM202 44H203V43H200V45H202ZM204 44H205V43H204ZM224 44H223V45H224ZM254 44H255V43H254ZM28 45H29V46H28ZM35 45H34V46H35ZM44 45H45V44H44ZM44 45H43V46H44ZM48 45H49V44H48ZM60 45H61V44H58V46H60ZM80 45H81V44H80ZM82 45H83V44H82ZM108 45H109V44H108ZM133 45H135V43H134ZM161 45H162V48H163V45L165 46V43H164V44H161ZM181 45L184 46L183 44H181ZM194 45H195V44H194ZM205 45H206V44H205ZM215 45H216V44H215ZM250 45H252V44L250 43ZM255 45H256V44H255ZM260 45H262V44H260ZM63 46H64V44H63ZM91 46H92V45H91ZM91 46H90V47H91ZM112 46H113V45H111L110 47H112ZM115 46H116V45H115ZM117 46H119V45H117ZM147 46H148V45L143 46L144 49H145V47H147ZM151 46H153V44H152ZM166 46H167V45H166ZM170 46H169V47L167 46V47L170 48ZM175 46H174V49H175ZM178 46H180V45H178ZM186 46H187V48H188V45H186ZM202 46H203V45H202ZM202 46H201V47H202ZM231 46H232V43H231ZM239 46H241V44H240ZM253 46H254V45H253ZM37 47H38V45H37L35 48H37ZM60 47H61V46H60ZM73 47H74V46H73ZM93 47H94V46H93ZM97 47L99 48V47H102V46H100V44H99ZM106 47H107V46H106ZM172 47H173V46H172ZM176 47H177V46H176ZM193 47H195V46H193ZM242 47H243V46H242ZM244 47H245V46H244ZM244 47H243V48H244ZM246 47H248V45H247ZM71 48H72V47H71ZM71 48H70V51H71ZM131 48H130V49H131ZM135 48H137V47H135ZM147 48L149 49V47H147ZM147 48H146V49H147ZM156 48H157V47H156ZM162 48H161V49H162ZM165 48H166V47H165ZM180 48H182V47H180ZM237 48H238V47H237ZM240 48H241V47H240ZM243 48H242V49H243ZM250 48H251V47H250ZM255 48H256V47H255ZM28 49H29L30 51H29ZM37 49H38V48H37ZM61 49H62V48H61ZM75 49H77V48H75ZM87 49H90V48H87ZM103 49H104V48H102V49H100V50L103 51ZM119 49H120V48H119ZM144 49H143V50H144ZM174 49H173V50H174ZM176 49H177V48H176ZM176 49H175V51H177ZM178 49H179V47H178ZM184 49H185V48H184ZM184 49H182V50L184 51ZM189 49H192V48H189ZM198 49L201 50V48H198ZM31 50H32V51H31ZM43 50H45V49H43ZM59 50H60V49H59ZM62 50H63V49H62ZM62 50H61V51H58V50H57V52H56V51H53V52H56V53L51 52L50 55H52V54H54V55L50 56V55H47V54L50 53V51H48V53H47L46 51H45V53H44V52L42 53V49H41V52H34L35 54L33 53L34 55H36V53H37V55H36V59H35V61H33V62H35V63L37 62V68H36V70H40V69H38V68H41V71L46 70V72H49L50 74H52V75H54V76H56V77H62L63 80H64L63 82L66 83V86L69 85V87L73 90L74 94H75V93L77 94V95H76V94H75V95H76V97L78 96V97H77L78 99L76 100V99H75L76 97H74L75 102H73L72 105H74V106H76V105H82L83 107L79 106V108L81 107L82 110L80 111V109L78 108V111L75 110V111H77L75 114H74V110L71 109V111L73 110V111H72L73 114H71V115H72V116L75 115V121L73 120L74 118H72V121H74L73 124H74V127H75V128H74V132H73V130H72L73 128L70 129V126H69V129H70L72 132H70V130L68 129V127H66V129L69 130L68 133H73V134H74L77 143L81 145V144H82V141H81L80 139H83V142L85 141L86 144L94 145V147H95L96 144L98 145V143L101 141V140H95V139H94L95 137H96V139H97V137L100 138L99 136H101L102 139L104 140V143H103L102 145H99V146H98L99 148H98L97 146L95 147V149L98 148V149L96 150L97 153L94 151L96 154H93V155H92V154L90 153L92 156H94V160H95L96 164H94V160H93V158H92V160L90 159L91 161H93V163L91 162V164L93 165V167H92L91 165H89V163H87L88 161L90 162V160H88V161L86 162V164H88V165H87L88 167L91 166L90 169H89V172L91 173V174H90L91 178H94V179H95L92 185H93V187L95 188V190L97 191V193H99V192L102 193V192H104V190H105V192H106V191H107V190H106V188H107V184L109 183V184L113 185L114 182H115L116 180H118V179L115 180V178H118V177L116 176L118 173H116L115 178H114V176H113V179H111V180H114L113 182L110 181V177H111L112 175H114L113 173H112L111 176L109 177V181H108L107 179H105V173H104L105 171L102 169V168L104 167V165H105L107 162H110L109 160L111 159V156L113 157L112 152H114V151L116 150L115 156H117V158H119L120 161H121V159H123V161H124L123 163H126V162H125V159L129 158L131 155H133L134 153H136V152H137L136 150H138L139 146H141V147H142V146H143V147H147V146L150 147V146L152 145V138H153L152 135H151V137H150V135L148 136V133L146 134V132L148 131V130L146 131V126H145V125L147 124V123H146L147 121L143 120V121H145V123H146V124H145L142 120H140V119L137 118L138 116L135 117V116H136V115H135L136 113H134V114L132 113V112H133V108L131 109L130 107H125V105L120 106L119 103H117V102H120V101H118V100H116V99H117L119 96L124 95V97L127 98L128 100H130V98L132 97V99H133L132 101H134V100H138V99H139V96L141 95V97L150 96V99H151V100L154 99V100H156V101L158 100V102H159V100H162V98H163L164 95L170 93V92L167 91V90L172 89V88H173V85H168V84H166L167 82L165 83V82L163 81V79H164L165 77H167L166 74H163V75H165V76H161L162 78L159 76V78H160V79L158 78L159 80H153V79H152V80H153L154 82L156 81V82H155L156 84L159 83V85H161L160 83H161V80H162V81L164 82V84H166L167 86H158V87H154V86H153L154 88L152 87V89H150V88H151V87H150V88L148 89L149 86H148L147 88H145L144 85H143V84H145V85L147 84V82H146L145 79H143L144 83H143V82H142V83H138V82H136V81H133V79H135V77H136V76H134V75H139V69H140V68L136 69L137 67H134V65H133V63H132V60H131V57H128L127 54L125 53V51H124V52H121V51H123V50H121V49H120V52L123 53V54H121V55L119 54L120 56L117 55V57H110V56H114V55H111V54H109V53H108V55H109V57H108L107 55H105L106 53L98 54V53H96L94 50H91V49H90L91 52H92V53L90 52V53H91L90 56L92 57V60H93V59H96V60H94V61L99 60V63L103 62V64H104L103 66H98V67L96 66V68H95V65L92 66L93 63H92L91 65H87V64H85V62H84V64H82V60H81V63H80V61H79L78 59L84 57L85 54H84V56H83V54H81V52H80L81 55L79 54V55H80V57H79V55H78L79 51H78V52H75V53H74V57L76 58L75 55L77 54V55H78V56H77L78 59H76L75 61H71V60H70L71 58L69 59L68 55H69L71 52H74V49H73L71 52L68 51V53H69L68 55H67V53L65 54L64 52H62ZM65 50H67V49H64V51H65ZM112 50H113V49H112ZM170 50H171V49H170ZM173 50H172V51H173ZM185 50H187V49H185ZM200 50H199V51H200ZM247 50H248V49H247ZM254 50H255V49H253V51H254ZM28 51H29L30 53H29ZM85 51H87V50H85ZM85 51H83V52L86 53ZM97 51H98V50H97ZM102 51H101V52H102ZM131 51H133V50H131ZM178 51H179V50H178ZM178 51H177V52H178ZM199 51H198V52H199ZM251 51H252V50H251ZM99 52H100V51H99ZM101 52H100V53H101ZM109 52H110V51H109ZM146 52H147V51H146ZM185 52H186V51H185ZM190 52L192 53L191 50H190ZM194 52H195L194 54L196 55V50H195ZM243 52H245V51L243 50ZM243 52H242V54H245V53H243ZM256 52H257V50H256ZM46 53H47V54H46ZM136 53H137V52H136ZM179 53H181V52H179ZM187 53H188V52H187ZM234 53H235V52H234ZM253 53H255V51H254ZM28 54H26V56H24V57L27 58V59H29V58H28ZM31 54H30V55H31ZM33 54H32V55H33ZM45 54H46V55H45ZM113 54H114V53H113ZM133 54H134V53H133ZM139 54L142 55L141 51H140ZM143 54H145V53L143 52ZM149 54H151V53H149ZM34 55H33V57L31 56V59H32V58H35ZM87 55H89V53H87ZM134 55H136V54H134ZM134 55H132V56L134 57ZM173 55H174V54H173ZM177 55H178V54H177ZM251 55H252V53H251ZM48 56L51 57V58H49ZM71 56H72V55H70V57H71ZM115 56H116V55H115ZM118 56H119V57H118ZM138 56H139V55H138ZM142 56H144V55H142ZM142 56H141V57H142ZM151 56H152V55H151ZM151 56H150V57H151ZM181 56H182V55H181ZM255 56H256L255 54H254V56H252L253 60L255 59V58H254ZM257 56H259V55L257 54ZM262 56H263V55H261L260 57H262ZM19 57H20V56H19ZM29 57H30V56H29ZM72 57H73V56H72ZM86 57H87V56H86ZM141 57H140V58L138 57V61H137L138 64H140L139 59H141ZM189 57H190V56H189ZM214 57H215V54H214ZM240 57H241V59H243V58H242L243 56H240ZM244 57H245V56H244ZM22 58H23V56H22ZM75 58H74V59H75ZM146 58H147V57H146ZM197 58H198V57H197ZM206 58H207V57H206ZM208 58H209V57H208ZM23 59H24V58H23ZM23 59H19L18 62H20V60H22L21 63L23 64V63L25 62V60H23ZM74 59H72V60H74ZM85 59H86V58H85ZM88 59L90 60V57H88ZM88 59H86V60H88ZM136 59H137V56L135 57L134 60H136ZM150 59H151V58H150ZM183 59H184V58H183ZM246 59H247V58H246ZM32 60H33V59H32ZM69 60H70V61H69ZM77 60H78V61H77ZM152 60H153V59H152ZM238 60H239V59H238ZM250 60L252 61V59H249V61H250ZM16 61H15V62H16ZM23 61H24V62H23ZM27 61H28V60H27ZM94 61H93V62H94ZM100 61H101V62H100ZM228 61H229V60H228ZM242 61H243V60H242ZM251 61H250V63L253 62V61H252V62H251ZM256 61H257V60H256ZM97 62H98V61H97ZM133 62H135V61H133ZM137 62H135L134 64H136ZM144 62H145V61H144ZM210 62H211V61H210ZM210 62H209V63H210ZM245 62H246V60H245ZM254 62H255V61H254ZM263 62H264V61H263ZM263 62L261 63L262 65L264 64ZM11 63H12V61H11ZM28 63H29V61H28ZM28 63H27V65H28ZM151 63H152V62H151ZM154 63H156V62H154ZM168 63H169V62H168ZM207 63H208V61H207ZM212 63H213V62H212ZM242 63H244V62H242ZM242 63L240 62V65H241ZM9 64H10V63H9ZM14 64H15V63H14ZM16 64H17V65H20V66H17V67H19V68L21 67V64H19V63H16ZM144 64H145V63H144ZM157 64H158V63H157ZM163 64H164V63H163ZM173 64H174V63H173ZM196 64H197V63H196ZM210 64H211V63H210ZM219 64H220V63H219ZM256 64H257V63H256ZM10 65H11V64H10ZM23 65H25V63H24ZM96 65H99V64H96ZM149 65H150V64H149ZM167 65H168V64H167ZM220 65H221V64H220ZM246 65H248V64H246ZM252 65H253V64H252ZM158 66H159V65H158ZM205 66H206V65H205ZM231 66H232V65H231ZM237 66H238V65H237ZM149 67H150V66H149ZM154 67H155V70H154V71H156V68H157V69L160 68V67H156V65H155ZM235 67H236V66H235ZM261 67H262V66H261ZM263 67H264V65H263ZM0 68H2V67H0ZM167 68H168V67H167ZM209 68H210V67H209ZM212 68H213V67H212ZM212 68H211V69H212ZM227 68H228V66H227ZM42 69H43V70H42ZM146 69H147V68H146ZM168 69H169V68H168ZM221 69H222V68H221ZM13 70H14V69H13ZM140 70H142V68H141ZM158 70H159V69H158ZM224 70H225V69H224ZM16 71H17V69H16ZM34 71H35V70H34ZM34 71H32V72L34 73ZM145 71H146V70H145ZM148 71H149V70H148ZM162 71H163V70H162ZM164 71H165V70H164ZM172 71H173V70H172ZM17 72H18V71H17ZM26 72H27V71H26ZM141 72H143V70H142ZM151 72H152V71H151ZM173 72H174V71H173ZM205 72H206V71H205ZM212 72H213V69H212ZM216 72H217V71H215V73H216ZM250 72H251V71H250ZM9 73H10V72H9ZM11 73L13 74V72H11ZM15 73H16V72H15ZM19 73L22 74V72H19ZM19 73H18V74L16 73L17 75H15V76H13V77H9V78H14V77L17 76L15 79H12V80H14V85L12 84L13 81H11V82H10V83H11L10 87L6 85V87H7L6 90H5L6 87H5L4 85L6 84L7 81L9 82V80L6 79L7 81L4 82V79L2 78V79H3V82H2L0 85H3V86H0V88H1V87L4 88L5 91H4V92H1V91H0V94L6 92V93H5V96H4V94H2V96H3L4 98H7V97H8V99L6 100V99H4L2 96H0V98L2 97V98H1L2 100H6V101H7L6 103H8V100H9L10 102H13V101H11V100H12V97H11V96L17 92V88H18L19 85L16 84V86L18 85L17 88H16V87H15V83H16V79H21V78L19 77V76H20ZM36 73H37V72H36ZM146 73H147V72H146ZM157 73H159V71H158ZM170 73H171V72H170ZM203 73H204V72H203ZM210 73H211V72H210ZM217 73H219V72H217ZM239 73H240V72H239ZM39 74H40V73H39ZM39 74H38V75H39ZM149 74H151V73H149ZM208 74H209V73H208ZM237 74H238V73H237ZM240 74H241V73H240ZM18 75H19V76H18ZM36 75H37V74H36ZM171 75H172V74H171ZM171 75L168 74L169 77H170ZM173 75H174V73H173ZM182 75L184 76V74H182ZM21 76H24V75H21ZM141 76H142V75H141ZM144 76H145V75H144ZM188 76H189V75H188ZM205 76H206V75H205ZM205 76H204V77H205ZM7 77H8V76H7ZM24 77H25V76H24ZM36 77H37V76H36ZM36 77H35V78H36ZM39 77H40V76H39ZM39 77H38V78H39ZM152 77H153V76H152ZM176 77H179V76L175 75V78H176ZM184 77H185V76H184ZM211 77H212V76H211ZM211 77H209V78H211ZM216 77H217V76H216ZM222 77H223V76H222ZM237 77H238V76H237ZM237 77H236V78H237ZM4 78H5V77H4ZM41 78H42V77H41ZM126 78H128V79L133 78V79H131V80L128 82V81L126 80ZM139 78H140V75H139ZM149 78H150V81L152 82L151 77H149ZM153 78H154V77H153ZM156 78H157V77H156ZM170 78H172V77H170ZM185 78H186V77H185ZM189 78H191V77H189ZM189 78H188V79H189ZM209 78H208V79H209ZM213 78H215L214 75H213ZM223 78H224V77H223ZM24 79H25V78H24ZM32 79H33V78H32ZM32 79H31V80H32ZM39 79H40V78H39ZM137 79H138V78H137ZM137 79H136V80H137ZM141 79H142V77H141ZM165 79H169V78L167 77V78H165ZM186 79H187V78H186ZM188 79H187V81H188ZM205 79H207V78H205ZM215 79H216V78H215ZM225 79H226V78H225ZM241 79H242V80H241ZM241 79H240V80L243 82V77H242ZM245 79H246V78H245ZM245 79H244V80H245ZM139 80H140V79H139ZM173 80H174V78L171 80V82H172ZM180 80H181V82H187V81H184V79H183V80L180 79ZM180 80H179V78H177V81H180ZM202 80H203V79H202ZM211 80H212V79H210V82H211ZM226 80H227V79H226ZM22 81H23V78H22ZM33 81H34V80H33ZM33 81H32V82H33ZM49 81H50V80H49ZM159 81H160V82H159ZM206 81H207V80H206ZM212 81H213V83H215L214 80H212ZM216 81H217V80H216ZM241 81H240V83H238L239 81L237 82V80H236V84H238V85L241 84ZM250 81H252V80H250ZM253 81H254V80H253ZM0 82H1V81H0ZM17 82H21V81L19 80V81H17ZM32 82H31V83H32ZM36 82H37V81H36ZM36 82L34 81V84H35ZM154 82H152V84H153ZM173 82H174V81H173ZM173 82H172V83H173ZM190 82H191V81H190ZM198 82L203 83V81H198ZM210 82L208 81V83H210ZM3 83H5V84H3ZM10 83H9V84H10ZM22 83H23V82H22ZM22 83H21V84H22ZM51 83H52V82H51ZM51 83H50V84H51ZM54 83H55V82H54ZM54 83H53V84H54ZM56 83H57V82H56ZM60 83H61V82H60ZM187 83H188V82H187ZM187 83H185V84L187 85ZM213 83H211V84L215 86L216 84H213ZM218 83H219V82H218ZM233 83H234V80H233ZM260 83H261V82H260ZM7 84H8V83H7ZM19 84H20V83H19ZM37 84H38V83H36V85H37ZM44 84H45V83H44ZM149 84H150V83H149ZM149 84H148V85H149ZM174 84H175V82H174ZM191 84H192V83H191ZM211 84H210V86H212ZM228 84H230V83H228ZM263 84H264V83H263ZM39 85H40V83H39ZM46 85H47V84H46ZM51 85H52V84H51ZM56 85H57V84H56ZM56 85H55V84L53 85V86H54L53 88L55 89V93L58 91V89L55 88ZM60 85H62V84H60ZM178 85H179V84H178ZM181 85H183V83H182ZM181 85H180V87H181ZM205 85H206V84H204L203 86H205ZM220 85H221V84L219 83V86H220ZM223 85H224V82H223ZM241 85H243V83H242ZM248 85H249V83H248ZM254 85H255V84H254ZM47 86H48V85H47ZM63 86H64V84H63ZM189 86H191V85H189ZM192 86H195L194 83L192 84ZM234 86H236V85H233V87H234ZM246 86H247V84H246V85L244 84V85H243V87H244L243 89H248V88H245ZM252 86H253V83H252ZM252 86H251L252 89H254V88L256 89V86H254V88H253ZM32 87H34V86H32ZM39 87H41V86H39ZM39 87H38V88H39ZM42 87H43V86H42ZM58 87H60V86H58ZM69 87H68V88H69ZM177 87H178V86H177ZM205 87H208V86H205ZM238 87H239V86H238ZM248 87H249V86H248ZM44 88H45V86H44ZM53 88H51V90H53ZM64 88H65V86H64ZM194 88H195V87H194ZM212 88H213V87H212ZM218 88H220L219 90H221L222 87H218ZM223 88H224V87H223ZM19 89H20V88H19ZM19 89H18V90H19ZM48 89H50V88H48ZM147 89H148V90H147ZM177 89H178V88H177ZM185 89H186V88H185ZM215 89H216V87H214V89H213L214 92L217 91V89H216V90H215ZM232 89H234V88H232ZM232 89H231V90H232ZM249 89H250V88H249ZM26 90H27V89H26ZM37 90H38V89H37ZM56 90H57V91H56ZM60 90L62 91V89H60ZM72 90H71V91H72ZM178 90L180 91V89H178ZM197 90H198V89H197ZM219 90H218V91H219ZM225 90H226V89H225ZM225 90H223L224 93H225ZM260 90H261V89H259V91H260ZM2 91H3V90H2ZM19 91H20V90H19ZM19 91H18V92H19ZM38 91H39V90H38ZM40 91H41V90H40ZM40 91H39V92H40ZM42 91H45V89H42ZM61 91H59V92H61ZM69 91H70V90H69ZM166 91L169 92V93H165ZM203 91H204V90H203ZM246 91H247V90H246ZM46 92H48L47 95H46L45 92L43 93L45 97H46V96H49V95L52 96V94H54L53 91H52V94H51L50 90H47ZM190 92H191V90H190ZM210 92H211V91H210ZM19 93H20V92H19ZM31 93H33V92H31ZM31 93H29V94H31ZM70 93H71V92H70ZM171 93H172V92H171ZM206 93H207V92H206ZM229 93H230V92H229ZM234 93H236V92H234ZM241 93H242V92H241ZM255 93H256V94H259V93H257V92H255ZM25 94H26V93H25ZM38 94H39V93H38ZM43 94H42V98L44 97ZM48 94H49V95H48ZM59 94H60V93H59ZM63 94H64V93H63ZM74 94H72V96H73ZM178 94H180V93H178ZM178 94H177V95H178ZM207 94H208V96H209V93H207ZM220 94H221V93H220ZM236 94H237V93H236ZM256 94L253 93L254 96H255ZM262 94H263V93H262ZM142 95H143V96H142ZM177 95H175V96H177ZM187 95H188V94H187ZM195 95H196V94H195ZM202 95H203V94H202ZM245 95H246V94H245ZM253 95H252V96H253ZM13 96H15V95H13ZM62 96H63V95H62ZM72 96H71V97H72ZM166 96H167V95H166ZM175 96H174V98H175ZM181 96H182V95H181ZM183 96H184V95H183ZM211 96H212V95H211ZM224 96H225V94H224ZM228 96H230V95H228ZM240 96H241V95H240ZM249 96H250V95H249ZM256 96H258V95H256ZM17 97H18V96H17ZM52 97H54V96H52ZM52 97H51V98H52ZM141 97H140V99H141ZM170 97H173V96H170ZM177 97H179V95H178ZM177 97H176V98H177ZM204 97H205V96H204ZM206 97H207V96H206ZM220 97H221V96H220ZM27 98H29V97H27ZM32 98H33V97H32ZM63 98H64V97H63ZM119 98H121V97H119ZM164 98H165V96H164ZM176 98H175V100L177 101V99H179V98H177V99H176ZM180 98L182 99V97H180ZM184 98H185V97H184ZM189 98H191V97H189ZM201 98H202V97H201ZM211 98L213 99V97H211ZM224 98H225V97H224ZM256 98H259L261 101L264 99V98L261 99L262 97L260 98L259 96L256 97ZM1 99H0V100H1ZM15 99H16V98H15ZM29 99L32 100L31 98H29ZM48 99H49V98H48ZM70 99H71V98H69V100H70ZM74 99H73V100H74ZM169 99H170V98H169ZM197 99H200V97L196 98V100H197ZM203 99H204V98H202L201 100H203ZM214 99H215V98H214ZM216 99H217V98H216ZM216 99H215V100H216ZM218 99H219V98H218ZM238 99H240V98L237 97V100H238ZM253 99H255V98H253ZM25 100H27V99L25 98ZM25 100H23V101H25ZM34 100H35V99H34ZM45 100H46V98H45ZM123 100H124V99H123ZM141 100H142V99H141ZM173 100H174V99H173ZM175 100H174V101H175ZM182 100H183V99H182ZM186 100H187V99H185V102H184V103H186V102L189 103V102L186 101ZM196 100H195V104H196L195 106H197V103H198V101H199V100H197V102H196ZM201 100H200V101H201ZM221 100H222V98H221ZM226 100H227V99H226ZM233 100H234V99H233ZM15 101H16V100H15ZM27 101H28V100H27ZM70 101L72 102V99H71ZM138 101H139V100H138ZM138 101H137V102H138ZM145 101H146V100H145ZM165 101H168V100L165 98ZM190 101H191V100H190ZM206 101H207V102H208V101L210 102V100H207V98H206ZM223 101H224V100H223ZM227 101H228V100H227ZM227 101H226V102H227ZM231 101H232V100H231ZM234 101H235V100H234ZM234 101H232V102H234ZM255 101H256V99H255ZM129 102H130V101H129ZM129 102H128V103H129ZM137 102H135V104H136ZM154 102H155V101H154ZM154 102H153V103H154ZM178 102H179V101H177L175 105H177L178 107H180L181 104L178 105ZM180 102H181V101H180ZM180 102H179V103H180ZM203 102H204V101H203ZM240 102H241V103H239V104H243L241 100H240ZM258 102H259V101H258ZM14 103H17V102H14ZM19 103H20V102H19ZM19 103H18V104H19ZM25 103H26V101H25ZM27 103H28V102H27ZM32 103H34V102L32 101ZM32 103H31V104H32ZM37 103H38V105L40 104L39 102H37ZM37 103H36V104H37ZM41 103H42V102H41ZM44 103H45V101H44ZM56 103H57V102H56ZM56 103H55V104H56ZM122 103H123V102H122ZM130 103H131V102H130ZM130 103H129V104H130ZM181 103L183 104V102H181ZM213 103H214V102H213ZM219 103L221 104V101H220ZM219 103H218V101H217V103L215 104V105H217V106H216V109H217V107L219 106ZM222 103H223V102H222ZM244 103L246 104L245 100H244ZM259 103H260V105H261V102H259ZM9 104H10V103H9ZM12 104H13V103H12ZM42 104H43V103H42ZM49 104H50V103H49ZM52 104H53V103H52ZM69 104H71V103H69ZM160 104H161V103H160ZM201 104H202V103H199L200 106H201ZM204 104L206 105V102H205ZM207 104H208V105H212L211 103H210V104L207 103ZM251 104H252V103H251ZM254 104H255V105H254ZM254 104H253L254 106H257V105H256V102H255ZM0 105H2V104H0ZM4 105H5V104H4ZM19 105H22V103L19 104ZM23 105H24V103H23ZM43 105H44V104H43ZM45 105H47V104H45ZM137 105H138V104H137ZM157 105H158V104H157ZM183 105H184V104H183ZM183 105H181V106H183ZM208 105H207V106H208ZM215 105H214V106H215ZM260 105H259V106H260ZM6 106H7V105H6ZM6 106H5V107H6ZM8 106H9V105H8ZM68 106H69V105H68ZM126 106H127V105H126ZM159 106H161V105H159ZM168 106H169V105H168ZM186 106H187V105H186ZM186 106H184V107L186 108ZM200 106H198L197 108L200 109ZM214 106H212V107H214ZM224 106H225V104H224ZM232 106H235V105H232ZM239 106H241V105H239ZM242 106L245 107L244 104H243ZM250 106H251V105H250ZM254 106H253V107H254ZM259 106H258V108H260ZM1 107H2V106H1ZM3 107H4V106H3ZM5 107H4V108H5ZM17 107L19 108V106H17V105H16V108H15V107H14V108L17 109ZM21 107L24 108V106H20L19 109H21ZM25 107H26L25 109H27V106H25ZM39 107H40V106H39ZM39 107H37V109H38ZM46 107L49 108V109H47V110H50V107H48V106H46ZM69 107H70V106H69ZM69 107H68V109H69ZM72 107H73V106H72ZM76 107H77V106H76ZM116 107H117V108H116ZM131 107H133V106H131ZM139 107H140V105H139ZM142 107H143V106H142ZM152 107H153V106H152ZM165 107H167V106H165ZM173 107H174V109H175L176 106H173ZM221 107H222V106H221ZM248 107H249V106H248ZM7 108H8V107H7ZM7 108H6V109H7ZM28 108H30V107H28ZM32 108L34 109V107H32ZM32 108H31V109H32ZM55 108H56V107H55ZM66 108H67V107H66ZM137 108H138V107H137ZM149 108H150V107H149ZM149 108H148V109H149ZM185 108H184V109H185ZM187 108L191 109V106H190V107H187ZM195 108H196V107H195ZM197 108H196V110H197ZM205 108H206V107H205ZM218 108H220V106H219ZM237 108H238V107H237ZM242 108H243V107H242ZM246 108H247V107H245V109H246ZM1 109H2V108H1ZM1 109H0V110H1ZM40 109H41V108H40ZM74 109H77V108L74 107ZM156 109H157V108H156ZM165 109H166V108H165ZM181 109H183V108H180L179 111H180ZM184 109L181 110V111H184ZM211 109H212V108H211ZM225 109H226V108H225ZM229 109H230V107H229ZM245 109H244V110H245ZM248 109H249V108H248ZM263 109H264V108H263ZM41 110H43V109H41ZM53 110H54V109H53ZM135 110H136V109H135ZM154 110H155V109H154ZM171 110H172V109H171ZM209 110H210V109H209ZM213 110H214V109H213ZM223 110H224V109H223ZM223 110H222V111H223ZM17 111H18V109H17ZM29 111H30V110H29ZM35 111H36V107H35ZM39 111H40V110H39ZM174 111H176V110H174ZM181 111H180V112H181ZM194 111H195V110H194ZM229 111H230V110H229ZM236 111H237V109H236ZM240 111H241V110H239V111H237V112H240ZM254 111H255V110H253V114H254ZM259 111H260V109H259ZM32 112H33V110L31 111V113H32ZM72 112H71V113H72ZM171 112L174 113L173 110H172ZM171 112H169V113H171ZM205 112L207 113V111H205ZM210 112H212V110H210ZM224 112H226V111H224ZM237 112H236V113H237ZM246 112H247V111H246ZM0 113H2V111H1ZM14 113H17V115L14 114V115H16V117L18 116V117H17V120H19V118H20V121H23L24 123H21L20 121H17V122H16V121H15V120H16V117H15V118H14L15 120L13 121V119H12L11 122H10L11 124H13V126L10 124V125H11V127H10V128H11V131H12V129H13V131H15V130L18 131V128H19V127H18V124H17L18 122H20L22 125H24V126L26 127L25 122H26V124H27V121H29V119L32 118V117H30L28 120H23V119H21L22 117H21L20 115L28 114V113H29V112H27V110H25V111H24V110H21V111L19 110L18 112H15V110H14ZM19 113H20V114H19ZM41 113H42V112H41ZM153 113H154V112H153ZM206 113L202 112V114H201L200 116L204 117L203 114H206ZM214 113H216L215 115L218 116V117H221L222 114H223L222 112H219V111H215ZM228 113H229V112H228ZM236 113H234V114H236ZM249 113H251V112H249ZM263 113H264V112H263ZM33 114H34V113H33ZM166 114H167V112H166ZM174 114H175V113H174ZM186 114L188 115V113H185V115H186ZM191 114H192V113H191ZM212 114H213V112H212ZM229 114H230V113H229ZM229 114H226V113H225V114H223V115L226 116V115H229ZM241 114H242V112H241ZM245 114H246V113H245ZM253 114H251V115H253ZM29 115L31 116V114H29ZM29 115H28V116H29ZM171 115H172V114H171ZM182 115H183V114H182ZM197 115H198V114H197ZM247 115H248V113H247ZM125 116L127 117L128 120H125V119H126ZM150 116H151V114H150ZM191 116L193 117V114H192ZM194 116H195V115H194ZM207 116H208V115H207ZM210 116H211V115H210ZM225 116H224V117H225ZM243 116H244V115H243ZM248 116H250V115H248ZM1 117H2V115H1ZM23 117H24V116H23ZM123 117H124L125 119H122ZM169 117H170V116H169ZM182 117H183V119L186 118V116H184V115H183ZM202 117H200V118H202ZM212 117H213V116H212ZM218 117H217V118H218ZM224 117H223V118H224ZM144 118H145V116H144ZM173 118H174V116H173ZM175 118L178 119L176 116H175ZM188 118H190V117H187V119H188ZM193 118H194V117H193ZM197 118H198V117H197ZM197 118L195 117V118H194V121H196ZM205 118H206V117H204V119H205ZM215 118H216V117H215ZM215 118H214V120H218V119H215ZM226 118H228V116H226L225 119H226ZM24 119H27L26 116H25ZM148 119H149V118H146V120H148ZM169 119H170V118H169ZM171 119H172V118H171ZM171 119H170V121H171ZM176 119H174V120H176ZM208 119H210V118H208ZM174 120H173V122H174ZM180 120H181V119H180ZM206 120H207V118H206ZM181 121H182V120H181ZM188 121H189V120H188ZM198 121L200 122L201 120L198 118ZM202 121H203V120H202ZM212 121H213V120L210 119V123L208 122L209 125H211V122H212ZM229 121L231 122V119L228 118L227 122H229ZM29 122L31 123L32 121L30 120ZM29 122H28V124H29ZM153 122H154V120H153ZM178 122H179V121H178ZM182 122H184V121H182ZM190 122H191V119H190ZM190 122H189V123H190ZM192 122H193V121H192ZM218 122H219V121H218ZM240 122H241V121H240ZM247 122H248V121H247ZM66 123H68V122H66ZM179 123L181 124V122H179ZM216 123H217V122H216ZM219 123H220V122H219ZM221 123H222V122H221ZM225 123H226V122H225ZM14 124H15V125L17 124V126L14 127ZM28 124H27V127H28V126H31V124H30V125H28ZM36 124H37V122H36ZM36 124H35V126H36V129H37L38 127H37ZM62 124H63V123H62ZM177 124H178V123H177ZM185 124H186V123H185ZM205 124H206V123H204L203 125H205ZM213 124H215V121L213 122ZM227 124H228V123H227ZM237 124H238V123H237ZM243 124H244V123H243ZM10 125L7 124V125H5V127L2 125L3 128H4L3 130L7 129V130L10 131V128H7V127L10 126ZM59 125H60V124H59ZM69 125H70V124H69ZM173 125H174V124H173ZM192 125H194V123H191L190 126L193 127ZM196 125H197V123H196ZM199 125H202V123H199ZM223 125H225L224 122H223ZM257 125H258V124H257ZM6 126H7V127H6ZM19 126H21V125L19 124ZM71 126L73 127V125H71ZM147 126H148V125H147ZM176 126H177V125H176ZM186 126H187V125H186ZM186 126L184 125L183 127L185 128ZM211 126H212V125H211ZM211 126H210V127H211ZM214 126H216V125H214ZM241 126H242V124H241ZM244 126H245V125H244ZM259 126H261V125H259ZM13 127H14V128H13ZM58 127H59V126H58ZM179 127H180V125H179ZM188 127H189V126H188ZM188 127H187V128H188ZM222 127H224V126H222V124H221V126H220V130H221ZM245 127H246V126H245ZM248 127H249V125H248ZM256 127H257V126H256ZM16 128H17V129H16ZM21 128H22V127H21ZM30 128H31V127H30ZM30 128H29V130L25 128V129H26L25 131H26V132H27V130H28V131H31ZM54 128H55V127H54ZM169 128H170V127H169ZM184 128L182 129V132H184ZM204 128H205V127H204ZM212 128H213V127H212ZM229 128H230V127H229ZM0 129H2V127H1ZM32 129H33V127H32ZM36 129H35V130H36ZM147 129H149V128H147ZM173 129H174V128H173ZM178 129H179V131H180V128H177V130H176L177 132H178ZM185 129H186V128H185ZM190 129H191V128H190ZM192 129H193V128H192ZM222 129H223V128H222ZM225 129H226V128H225ZM239 129H240V128H239ZM256 129H257V128H256ZM23 130H24V129H23ZM43 130H44V128H43ZM43 130H42V131H43ZM54 130H55V129H54ZM68 130H67V131H68ZM149 130H150V129H149ZM195 130H196V129H195ZM215 130H216V128H215ZM5 131H6V130H5ZM11 131H10V133H6V132H5V133L8 134L9 136H10V134H11L12 137L10 136V138H13V134H12ZM21 131H22V130H21ZM25 131H24V132H25ZM47 131H48V129H47ZM57 131L59 132V130H57ZM145 131H146V132H145ZM176 131H175V132H176ZM185 131H187V130H185ZM188 131H191V132H192V130H188ZM211 131H212V130H211ZM216 131H217V130H216ZM249 131H250V129H249ZM18 132H20V131H18ZM22 132H23V131H22ZM22 132H20V133H22ZM24 132H23V133H24ZM36 132H37V131H36ZM38 132H39V131H38ZM45 132H46V131H45ZM151 132H152V131H151ZM164 132H165V131H164ZM172 132H173V131H172ZM175 132H173V133H175ZM194 132H195V131H194ZM196 132H197V131H196ZM196 132H195V134H196V137H197V138H196V137L192 138V139H194V140H195V138H196V139L199 138V136L197 135ZM206 132H207V131H206ZM206 132H205V133H206ZM226 132H227V131H226ZM230 132H231V131H230ZM255 132H256V131H255ZM1 133H2V130H0V134H1ZM5 133H4V134H5ZM13 133H14V132H13ZM23 133H22L21 135L26 134V133H24V134H23ZM27 133H28V132H27ZM41 133H42V132H41ZM53 133H54V132H53ZM149 133H150V132H149ZM186 133H187V132H186ZM214 133H215V132L213 131V135H212L213 138H214V136L216 135V133H215V135H214ZM217 133H219V132H217ZM239 133H240V132H239ZM239 133H238V134H239ZM243 133L245 134V132H243ZM2 134H3V133H2ZM4 134H3V135H4ZM6 134H5L4 136H1V135H0V140H1V139L3 140V138H4V140H5V138H7V141H8L9 137H5ZM16 134H17V133H14V135H16ZM55 134H56V133H55ZM201 134H202V132H201ZM206 134H207V133H206ZM44 135H45V134H44V132H43V136H44ZM46 135H49V133H48V134L46 133ZM56 135L59 136L58 134H56ZM63 135H64V134H63ZM162 135H163V134H162ZM208 135H209V134H208ZM208 135H207V136H208ZM16 136H17V138H18V136H19L18 139H21L19 134L16 135ZM16 136H14V138L11 139V140L9 139L11 143L13 142V140H16V139H15ZM67 136H68V135H67ZM153 136H154V135H153ZM167 136H168V135H167ZM189 136H191V135H189ZM212 136H211V137H212ZM236 136H237V135H236ZM2 137H3V138H2ZM24 137H25V136H24ZM37 137L39 138V136H37ZM46 137H47V136H46ZM61 137H62V136H61ZM61 137H58V139L61 138ZM64 137H65V136H64ZM64 137H63V138H64ZM161 137H162V136H161ZM168 137H169V136H168ZM182 137H185V136H182ZM202 137H203V135H202ZM204 137H205V136H204ZM226 137H227V136H226ZM44 138H45V137H44ZM68 138H69V137H68ZM70 138H71V137H70ZM170 138H171V137H170ZM177 138L180 139L179 136H177ZM213 138H211V139H213ZM216 138H217V137H215L213 140H215ZM249 138H250V137H249ZM18 139H17V142H18ZM23 139H25V138H23ZM30 139H31V138H30ZM39 139H40L39 141L42 142V138L40 137ZM46 139H47V138H46ZM157 139H158V138H157ZM157 139H155V140H157ZM178 139H176V140L178 141ZM201 139H202V138H201ZM204 139L206 140V138H204ZM25 140H26V139H25ZM25 140H23V141H25ZM37 140H38V139H37ZM37 140H36V141H37ZM48 140H49V139H48ZM50 140H52V139L50 138ZM50 140H49L48 142H50ZM54 140H57V139H54ZM141 140H143V142H142L143 144L141 143V145H138L139 142H141ZM161 140L163 141V138H161ZM167 140H168V139H167ZM167 140H166V143H167ZM176 140H173V141H176ZM190 140H191V139H190ZM208 140L210 141V136L208 137ZM216 140H217V139H216ZM247 140H248V139H247ZM247 140H246V141H247ZM7 141H5L3 144L0 142L1 147H2ZM46 141H47V140L43 141V144H44V142H45V143H46V146H48V144H47ZM62 141H63V139H62ZM62 141H61V142H62ZM67 141H68V139H67ZM73 141H74V139H73ZM76 141H75V143H76ZM153 141H154V140H153ZM159 141H160V140H159ZM240 141H241V140H240ZM10 142L8 141L7 144H6V145H8L9 147L6 146V145H5V146L8 147V148H10V145H11ZM14 142H16V141H14ZM17 142H16V143H17ZM19 142H20V140H19ZM29 142L31 143V140H30ZM29 142H27V144H29ZM34 142H35V141H34ZM41 142L38 143V144L40 145ZM51 142H52V141H51ZM57 142H58V141H57ZM68 142H69V141H68ZM160 142H161V141H160ZM160 142L157 143V146L159 145ZM164 142H165V141H164ZM164 142L162 143L163 145H164ZM179 142H181V140H180ZM183 142H184V141H183ZM195 142H196V140H195ZM213 142H214V141H212V143H213ZM226 142H227V141H226ZM259 142H260V141H259ZM8 143H10V145H9ZM22 143H24V144H22ZM25 143H26V142H22V140H21V142H20V146H21V144H22V146L25 145L24 147L27 146L26 149L28 148L29 150H28V149H27V150L30 151L29 153H31V152L33 151V149H35V148H33V146H34L33 144H34V143H32L33 146H31V145H30V146H29V145H26ZM36 143H37V142H36ZM64 143H66V142H64ZM64 143H63V145H64ZM154 143H155V142H154ZM177 143H178V142H177ZM185 143H186V141H185ZM193 143H194V142H193ZM197 143H198V145H199V144L202 143V142L200 141V143H199V142H197ZM205 143H206V142H205ZM214 143H215V142H214ZM220 143H221V142H220ZM238 143H240V142H238ZM38 144H36L37 147L39 146ZM52 144H53V143H52ZM78 144H77V146H79ZM83 144H84V143H83ZM83 144H82V145H83ZM100 144H101V143H100ZM155 144H156V143H155ZM169 144H170V143H169ZM171 144H172V143H171ZM12 145H13V144H12ZM16 145H18L17 147H18L19 149H20V148H24V147H20L19 144H16ZM16 145H14V147H15ZM66 145H67V144H66ZM69 145H71V143H70ZM69 145L67 146V148L65 147V149L69 150L70 147L72 146V145H71V146L69 147ZM153 145H154V144H153ZM172 145H173V144H172ZM176 145H177V144H176ZM180 145L182 146V143H181ZM195 145H196V143H195ZM195 145H194V147H195ZM208 145H209V143H208ZM212 145H214V144H212ZM225 145H226V144H225ZM247 145H248V144H247ZM36 146H34V147H36ZM53 146H54V144H53ZM164 146L167 147V145H164ZM209 146H210V145H209ZM209 146H208V147H209ZM241 146H242V145H241ZM248 146H249V145H248ZM259 146H260V145H259ZM29 147H30V148H29ZM72 147H73V146H72ZM74 147H75V146H74ZM84 147L87 148L88 146L85 145ZM91 147H92V146H91ZM94 147H93V148H94ZM154 147H155V145H154ZM160 147H161V145H160ZM184 147H185V146H184ZM250 147H251V146H250ZM256 147H257V146H256ZM8 148H7V149H8ZM18 148H17V149H18ZM45 148H46V147H45V145H44V149H45ZM57 148H58V147H57ZM86 148H84V149L86 150ZM150 148H151V147H150ZM164 148H165V147H164ZM169 148H170V147H169ZM189 148H190V147H189ZM195 148H196V150L198 149V148H197V145H196ZM219 148H220V147H219ZM0 149H1V152L3 151V154H4V153H5V155H8V154H9V152H7V151L5 152V149H4V150H2L3 148H0ZM7 149H6V150H7ZM10 149H12V147H11ZM17 149H16V150H17ZM26 149H25V151H26ZM46 149H47V148H46ZM81 149H82V148H80L79 150L77 149V150L80 151ZM113 149H114V151H112ZM146 149H147V148H146ZM146 149H145V150H146ZM155 149H157V147H155ZM162 149H163V147H162ZM165 149H167V148H165ZM179 149H180V148H178V150H179ZM241 149H242V148H241ZM241 149H240V150H241ZM20 150H21V149H20ZM20 150H19V151H20ZM31 150H32V151H31ZM62 150H63V146H62ZM74 150H75V149H74ZM74 150H73V151H74ZM88 150L90 151L91 148H90V149L87 148L86 151H88ZM92 150H93V149H92ZM153 150H154V148H153ZM198 150H199V149H198ZM255 150H256V149H255ZM262 150H263V149H262ZM9 151H10V150H9ZM19 151H17V154H18V155H21V154H19V153H20ZM23 151H24V150L22 149L21 152H23ZM56 151H57V150H56ZM58 151H59V150H58ZM60 151H61V150H60ZM155 151H156V150H154V152H155ZM157 151L160 152L161 150L159 149V150H157ZM164 151H165V150H164ZM170 151H171V150H170ZM213 151H214V150H213ZM216 151H217V150H216ZM231 151H232V150H231ZM46 152H47V150H46ZM46 152H45V153H46ZM62 152L64 153V150L61 151V154H62ZM68 152H71V151L69 150ZM74 152H76V151H74ZM151 152H152V151H151ZM151 152H150V153H151ZM194 152H195V150H194ZM221 152H222V151H221ZM256 152H257V151H256ZM6 153H7V154H6ZM13 153H14V152H12V154H13ZM24 153H25V152H24ZM24 153H22V155H23ZM26 153H28V152H26ZM35 153H37V150H36V149H35V152L33 151L32 154H35ZM47 153H48V152H47ZM76 153H77V152H76ZM76 153H75V154H76ZM82 153H83V152H82ZM152 153H153V152H152ZM152 153H151V154H152ZM172 153H173V152H172ZM172 153H171V154H172ZM224 153H225V152H224ZM14 154H15V153H14ZM17 154H15L16 157L18 156ZM32 154H31V155H32ZM66 154H67V152H66ZM87 154H89V153H87ZM87 154L84 155V157L86 156L85 159H86V158H91V157H92V156L90 157V155L88 156ZM146 154H147V153H146ZM151 154H150V155H151ZM155 154H157V153H155ZM167 154H168V152H167ZM175 154H176V153H175ZM175 154H174V155H175ZM196 154H197V153H196ZM215 154H216V152H215ZM222 154H223V153H222ZM240 154H241V153H240ZM0 155L2 156V154H0ZM22 155H21V156H22ZM29 155H30V154H29ZM43 155H44V154H43ZM57 155H58V154H57ZM63 155H64V154H63ZM73 155H74V154H73ZM77 155H78V153H77ZM152 155H153V154H152ZM168 155H169V154H168ZM211 155H212V154H211ZM241 155H242V154H241ZM10 156H11V155H10ZM10 156H9L8 158L11 159ZM23 156H24V155H23ZM32 156H33V155H32ZM70 156H72V155H70ZM115 156H114V157H115ZM221 156H222V155H221ZM5 157L7 158V156H5ZM5 157H4V158H5ZM16 157H15V159L17 160ZM33 157H34V156H33ZM42 157H43V156H42ZM63 157H64V156H63ZM72 157H74V156H72ZM137 157H138V156H137ZM153 157H155V155L152 156V157H150V160H152ZM167 157H168V156H166L165 159L168 160V162H167V161H166V162L169 163V164H171V163L169 162V159H167ZM169 157H170V156H169ZM171 157H172V156H171ZM185 157H186V156H185ZM8 158H7V159H8ZM19 158H20V156H18V160L23 159V158H20V159H19ZM25 158H26V155H25ZM27 158H29V156H28ZM27 158H26V160H27ZM40 158H41V157L39 156V160H40ZM45 158H46V157H45ZM65 158H67V156L64 157V159H65ZM115 158H116V157H115ZM206 158H207V157H206ZM257 158H258V157H257ZM29 159H30V158H29ZM29 159H28V160H29ZM33 159H34V158H33ZM41 159H42V158H41ZM85 159H84V160H83V159H80V161H82L81 163L83 164V166L86 165V164H84V163H85ZM138 159H139V158H138ZM154 159H155V160L159 159V156H158V157L156 156ZM170 159H171V158H170ZM217 159H218V158H217ZM236 159H237V158H236ZM16 160H15V163L17 162ZM50 160H51V159H50ZM111 160H114V159H111ZM117 160H118V159H116L115 161H117ZM131 160L133 161V159H131ZM131 160H129L130 163H131ZM205 160H206V159H205ZM208 160H209V159H208ZM32 161H33V160H31V162H30V168H32V165L34 164V162L32 163ZM64 161H65V160H64ZM77 161H78V160H77ZM126 161H127V160H126ZM162 161H163V158H162V160L159 159V162H158L157 164L155 163V164L157 165V167H159L160 165L162 166ZM173 161H174V160H173ZM176 161H178V160H176ZM234 161H235V160H234ZM3 162H6V161H4L3 158L0 157V202H1L0 204L3 203L2 201H6V202H7V198H8V199L11 198V197H12V194H14L16 191H17L16 193H17V197L19 198V201H21L20 199H21V198H24L26 195H28V196H30V197H31V195H34V196H36V197H38V198L40 199V198H42V192H43V198H42V200H40V201H43V202L45 201V202H46V200H44L45 192H44V191H41L42 188H43L42 186H43L44 184H42V183L39 182V181L41 180V178H43V177L40 175L41 177H40V180H39V176H38L39 171H41V169H39V171L33 169V171L35 170V174H36V176H33V174L31 175V176H33V180H32V183H30V182H29V179H28V178H29V174H30V172L28 173V171H27L28 169L25 168L26 170H23V171H22L23 173L20 172V175H21V176H19V179L17 178L18 181H20V182L18 183V181H17L18 184H15V187H16V188L12 189L13 191L10 189V190H11V192H10V190L8 191V189L6 188V182H7V183L10 182V183L13 184V185H14V183H16V180H17V179H16L14 176H15L16 174H19V173H18L19 170H17V167L19 168L20 166H16V167H15L14 164H13L14 166L11 165V164L8 165V164L11 163V162L14 163V161L11 159V162H10V160H9V162L7 161V163H8L7 166H9V167H7V168H5L4 170H2V169L4 168V167L2 168V166H5V163L3 164ZM22 162H23V160H22ZM24 162H25V161H24ZM26 162H28V161H26ZM83 162H84V163H83ZM117 162H118V161H117ZM171 162H172V161H171ZM191 162H192V161H191ZM193 162H194V161H193ZM223 162H224V161H223ZM18 163H19V165H20V162H18ZM28 163H29V162H28ZM28 163L25 164V165L29 166ZM43 163H44V162H43ZM43 163L41 164V163L39 162V163H37V165H38V164H39V165H40V164L43 165ZM119 163H120V162H119ZM128 163H129V162H128ZM134 163H135V162H134ZM153 163H154V161H153ZM159 163H161V164H159ZM175 163H176V162H175ZM255 163H256V162H255ZM79 164H80V162H79ZM111 164H112V163H111ZM115 164H116V163H115ZM131 164H132V163H131ZM131 164H129V165H131ZM163 164H165V162H164ZM202 164H203V163H202ZM16 165H17V163H16ZM35 165H36V164H35ZM44 165H45V163H44ZM48 165H49V164H48ZM62 165H63V164H62ZM77 165H78V164H76L75 167H77ZM146 165H147V164H146ZM149 165H150V161H149ZM156 165H155V166H156ZM158 165H159V166H158ZM173 165H175V164H173ZM237 165H238V164H237ZM22 166H23V165H22ZM27 166H25V167H27ZM45 166L47 167V164H46ZM45 166H43V167L45 168ZM83 166H82V167H83ZM106 166H107V165H106ZM122 166H125V165H122ZM126 166H127V164H126ZM170 166H171V165H170ZM40 167H41V166H40ZM75 167H74V168H75ZM82 167H80V165H79V168H78L79 170H78L77 168H75V169H77V170H75L74 168H72V170H75V173H76V171H77V173H78V171H80V170L82 169ZM88 167H86V169H87ZM119 167H120V166H119ZM129 167H130V166H129ZM145 167H146V166H145ZM163 167H166V165L163 166ZM262 167H263V166H262ZM23 168H24V167H23ZM34 168H36V167H34ZM80 168H81V169H80ZM91 168H92V169H91ZM146 168H147V167H146ZM152 168H153V167H152ZM152 168H151V169H152ZM167 168H168V167H166V169H167ZM171 168H173V167H171ZM171 168H168V169H171ZM175 168H176V167H175ZM198 168H199V167H198ZM219 168H221V167H219ZM231 168H232V167H231ZM36 169H37V168H36ZM42 169H43V168H42ZM51 169H52V168H51ZM84 169H85V167H84ZM86 169H85L86 172H84V170H83V171L81 170V171H82L83 173L87 174V177L89 178L90 176L88 175V170H86ZM123 169H124V168H123ZM177 169H179V168H177ZM189 169H190V168H189ZM214 169H215V168H214ZM46 170H47V168H46ZM90 170H91V171H90ZM114 170H115V168H114ZM173 170H175V169H173ZM17 171H18V172H17ZM24 171H25L26 175H27V173H28L26 180H28L27 182H28L29 184H28V183H27V184H23L24 182L26 183V180H25V178H24ZM26 171H27V172H26ZM29 171H31V170H29ZM48 171H49V169H48ZM103 171H104V172H103ZM106 171H107V170H106ZM125 171H126V170H125ZM140 171H142V170H140ZM146 171H147V170H146ZM146 171H145V172H146ZM150 171H151V173H152V170H150ZM163 171H165L164 168H163ZM166 171H167V170H166ZM221 171H222V170H221ZM233 171H234V170H233ZM16 172H17V173H16ZM49 172H50V171H49ZM82 172H79V173L82 174V175H80V176H82V178H83L84 176H83V173H82ZM111 172H112V171H111ZM114 172H115V171H114ZM120 172H121V171H120ZM122 172H123V171H122ZM122 172L119 173V174H122ZM129 172H130V171H129ZM137 172H139V171H137ZM147 172H148V171H147ZM147 172H146V174H148ZM153 172L156 173L157 171L155 172V170H154ZM174 172H176V171H174ZM201 172H202V171H201ZM21 173H22L23 175H22ZM33 173H34V172H33ZM73 173H74V171L72 172V174H73ZM157 173H158V172H157ZM157 173H156V176H155L156 179H157V176L159 177V173H160V172H159L158 174H157ZM182 173H183V172H182ZM220 173H221V172H220ZM50 174H51V173H50ZM53 174H54V173H53ZM109 174H110V173H109ZM119 174H118V176L121 177L122 175H119ZM131 174H132V172L129 174V176H126V177H130V176H131L132 179L130 178V180H132V182L134 183V182L136 181V180H135V179H136L135 176H136L137 174L135 173L136 175L134 174L133 176H132ZM161 174H162V173H160V176H161L162 179H163L164 175H161ZM178 174H179V172H178ZM252 174H253V173H252ZM73 175H74V176H73ZM73 175H72V177H71V175H69V176H70L72 179H73V177H75V176H77V177H75L76 180L73 179L74 181H72L71 178L69 177V178H70L69 180L72 181V182L70 181V182H71V185H70V183H69V186H71V187H69L70 189H68V188H67V189H64V190H65V194H64V195H60V194H62V193L59 194V196H61V198H63V197L65 198L64 201H63L62 199H61V200H62L65 204L67 203L68 205H69V202L66 201V200H68L67 198H68V197L70 198V195H72L74 192H76L77 190H79L80 187H81V189L84 188V186H85L84 183H88V182H86V180H88L86 177L83 178V180L86 179V180L83 181V180H80V179H82V178L79 179V177H80V176H78L79 174H78V175L73 174ZM106 175H107V174H106ZM123 175H124V174H123ZM125 175H126V174H125ZM205 175H207V174H205ZM233 175H234V174H233ZM65 176H66V175H65ZM65 176H64V177H65ZM199 176H201V175H199ZM16 177H17V176H16ZM21 177H22L23 179H22ZM25 177H26V176H25ZM56 177H58V176H56ZM62 177H63V176H62ZM64 177L62 178V180L64 179ZM133 177H135V178H133ZM142 177H143V176H142ZM153 177H154V175H153ZM161 177H159V178H161ZM165 177H166L165 180H168V179H167L168 176H165ZM201 177H203V175H202ZM206 177H207V176H206ZM208 177H209V176H208ZM208 177H207V179H208ZM31 178H32V177H31ZM44 178H46V177L44 176ZM59 178H60V177H59ZM65 178L68 180L67 177H65ZM106 178H108V176H107ZM203 178H204V177H203ZM203 178H202L201 180H203ZM209 178H210V177H209ZM211 178H212V177H211ZM217 178H218V177H217ZM219 178H220V177H219ZM223 178H224V177H223ZM14 179H16L15 182H14ZM50 179H51V178H50ZM66 179H64V180L66 181ZM156 179H155V180H156ZM183 179H184V178H183ZM249 179H250V178H249ZM64 180H63V181H64ZM69 180H68L67 182H69ZM119 180H120V178H119ZM130 180H129V178H128V180H126V181L131 182ZM150 180H151V177H150ZM150 180H148L147 183H149ZM158 180H159V179H158ZM197 180H198V179H197ZM197 180H195V181H197ZM201 180H200V181H201ZM42 181H44V179H43ZM42 181H41V182H42ZM65 181H64V183H66ZM81 181H83V182H81ZM88 181H91V180H88ZM124 181H125V178H124ZM151 181H153V180H151ZM156 181H157V180H156ZM160 181H162L163 184H164V182H165V183L167 182V181H164V180H160ZM193 181H194V180H193ZM204 181H205V180H204ZM46 182H48V181H47V178H46ZM61 182H62V181H61ZM110 182H112L113 184L110 183ZM118 182H119V181H117V183H118ZM162 182H161V184H162ZM10 183H8V184H10ZM72 183H73V184H72ZM90 183H91V182H90ZM90 183H89V184H90ZM115 183H116V182H115ZM150 183H154V182H150ZM170 183L172 184V182H170ZM8 184H7V185H8ZM11 184H10V185H11ZM46 184H47V183H46ZM59 184H60V183H59ZM66 184H67V183H66ZM89 184H88V185H89ZM118 184H119V183H118ZM118 184H116V185H118ZM130 184H131V183H130ZM130 184H129V185H130ZM138 184H139V182H138ZM161 184H160V185H161ZM167 184H168V182H167ZM167 184H165V186H166ZM189 184H190V183H189ZM228 184H229V183H228ZM242 184H243V183H242ZM257 184H259V183H257ZM257 184H256V185H257ZM20 185H21V186H20ZM63 185H64V184H62V186H63ZM82 185H84V186H82ZM86 185H87V184H86ZM116 185L114 184L113 186H110V185H109V186L112 187V189H113V187H114V186L116 187ZM152 185H154V184H152ZM152 185H151V186H152ZM155 185H156V184H155ZM155 185H154V186H155ZM205 185H206V184H205ZM224 185H225V184H224ZM8 186H9V185H8ZM8 186H7V187H8ZM45 186H46V185H45ZM119 186H120V184H119ZM144 186H145V185H144ZM144 186H143V187H144ZM147 186H148V184H147ZM167 186H168L167 188H170L169 191L165 189L166 187L164 188V190H166L165 193L168 194V192H170V190H171L172 188H174V187H173L174 185H173L172 187H169L170 185H167ZM218 186H219V185H218ZM250 186H252V185L250 184ZM10 187H11V186H10ZM41 187H42V188H41ZM56 187H57V186H54V185H53V188H52L51 191H53L54 188H56ZM59 187H60V186H59ZM87 187H88V186H87ZM87 187H86V188H87ZM110 187H108V188H110ZM137 187H138V186H137ZM143 187H142V185H139L138 188H143ZM155 187H157V185H156ZM155 187H154V190L156 189ZM161 187H162V186H159V188H161ZM177 187H178V186H177ZM255 187H256V186H255ZM260 187H261V186H260ZM262 187H263V186H262ZM40 188H41V189H40ZM46 188H47V187H46ZM57 188H58V187H57ZM89 188H90V187H89ZM91 188H92V187H91ZM148 188L151 190V187L148 186ZM159 188H158V189H159ZM209 188H210V187H209ZM221 188H222V187H221ZM225 188H226V187H225ZM251 188H252V187H251ZM263 188H264V187H263ZM58 189H61V190H62L63 188L61 187V188H58ZM81 189H80V190H81ZM110 189H111V188H110ZM110 189L108 190L109 193H110V191L112 192V189H111V190H110ZM136 189H137V188H136ZM136 189H135V190H136ZM177 189H178V188H177ZM246 189H247V188H246ZM255 189H256V188H255ZM15 190H16V191H15ZM61 190H60V191H61ZM141 190H142V189H141ZM143 190H144V188H143ZM145 190H146V189H145ZM154 190H153V191H154ZM160 190H161V189H160ZM172 190H173V189H172ZM172 190H171V191H172ZM174 190H175V189H174ZM212 190H213V189H212ZM214 190H215V189H214ZM214 190H213V191H214ZM49 191H50V190H49ZM62 191H63V190H62ZM84 191H85V190H84ZM147 191H148V190H147ZM151 191H152V190H151ZM151 191H150V192H151ZM167 191H168V192H167ZM176 191H177V190H176ZM217 191H218V190H217ZM217 191H216V193H218ZM224 191H225V190H224ZM255 191H256V190H255ZM93 192H94V191H93ZM93 192H92V194H93ZM115 192H116V191H115ZM136 192H137V191H136ZM155 192H157V191H154V193H155ZM159 192H160V191H159ZM245 192H246V191H245ZM16 193L14 194V196L16 195ZM58 193H59V192H58ZM58 193L55 192V195H56V194L58 195ZM79 193H80V192H79ZM95 193H96V192H95ZM97 193H96V196H95V197H97ZM121 193H124V191L121 192ZM138 193H139V192H138ZM141 193H143V191H141ZM162 193H163V191H162ZM178 193H179V192H178ZM243 193H244V192H243ZM50 194H51V193H50ZM102 194H103V193H102ZM102 194H100V195H102ZM104 194H105V193H104ZM104 194H103L102 196H104ZM112 194H116V193H113V192H112ZM133 194H134V192H133ZM135 194H136V193H135ZM139 194H140V193H139ZM152 194H153V193H149V195H150L149 198H152V197L154 198V196H153ZM167 194H166V197H165V198H167ZM171 194H172V193H171ZM179 194H180V193H179ZM182 194H183V193H182ZM209 194H211V193H209ZM47 195H48V194H47ZM57 195H56V197H57ZM73 195H74V194H73ZM80 195H81V194H80ZM98 195H99V194H98ZM143 195H144V194H143ZM143 195H142V196H143ZM151 195H152V197H151ZM158 195H159V194H158ZM158 195H156V196L158 197ZM161 195H162V194H161ZM161 195H160V197H161ZM164 195H165V194H164ZM175 195H176V194H175V192H174V195L172 196V198H173V197H176ZM177 195H178V194H177ZM206 195H207V194H206ZM221 195H222V194H221ZM229 195H230V194H229ZM257 195H258V194H257ZM10 196H11V197H10ZM90 196H91V195H90ZM92 196H93V195H92ZM102 196H101V197H102ZM106 196H107V195L105 194L104 198H106ZM109 196H110V195H109ZM109 196H107L108 199H110V197H111V198H114V197H112V195H111L110 197H109ZM114 196H115V195H114ZM185 196H186V194H185ZM195 196H196V195H195ZM198 196H199V195H198ZM258 196H259V195H258ZM15 197H16V196H15ZM15 197H12V199H14ZM56 197H55V198H56ZM72 197H74V196H72ZM75 197H76V196H75ZM101 197H98V199H97V198H92V199H93V201H94L95 199H96V200H99V199H101ZM118 197H119V196H118ZM123 197H124V195H123ZM146 197H148V196L146 195ZM187 197H188V196H187ZM220 197H221V196H220ZM234 197H235V195H234ZM149 198H148V199H149ZM153 198H152V199H153ZM158 198H159V197H158ZM188 198H189V197H188ZM194 198H195V197H194ZM196 198H197V197H196ZM235 198H236V197H235ZM4 199H5V200H4ZM26 199H27V198H26ZM33 199H34V198H33ZM56 199H57V198H56ZM92 199H90V200H92ZM106 199H107V198H106ZM127 199H128V198H127ZM152 199H151V200H148V201H151V202H152ZM154 199H155V198H154ZM159 199H160V198H159ZM161 199H162V197H161ZM161 199H160V201H161ZM167 199H168V198H167ZM175 199L179 200L177 197H176ZM189 199H190V198H189ZM209 199H210V198H209ZM255 199H256V198H255ZM34 200H37V201H38V199H34ZM54 200H55V199H54ZM85 200H86V199H85ZM102 200H103V199H102ZM102 200H101V201H102ZM111 200H112V199H110V202L113 203ZM137 200H138V199H137ZM143 200H144V199H143ZM143 200H142V201H143ZM155 200H156V199H155ZM14 201H15V200H13V201L11 200V201H9L8 203H10L11 205H13V204L16 205V203H14ZM26 201H29V200H26ZM58 201H60V199H58ZM69 201H70V200H69ZM71 201H72V200H71ZM99 201H100V200H99ZM101 201H100V203H101ZM104 201L107 202L108 200H105V199H104ZM142 201H141V202H142ZM146 201H147V200H146ZM153 201H154V200H153ZM168 201H170V200H168ZM171 201H172V200H171ZM182 201H183V200H182ZM186 201H187V200H186ZM192 201H194V200H192ZM11 202H12L13 204H12ZM15 202H16V201H15ZM21 202H23V201H21ZM31 202H34V201H31ZM35 202H36V201H35ZM35 202H34V203H35ZM43 202H41V203H43ZM45 202H44V205H45ZM73 202H74V201H72V203H73ZM89 202H90V201H87V203L89 204V208H90V207L92 208V206H93L92 209L96 208L95 205H97V204H95V203L93 202V203L95 204V205H94V204L89 203ZM106 202H103V201H102V205H104V204L107 205V204H108V206L104 205L105 207L108 208V209L106 208V209H104V210L107 211V213H109V212L112 210V208H111V210H110L109 208H110L111 206L109 207V201H108V203H106ZM163 202H164V200H163ZM183 202H184V201H183ZM189 202H190V201H189ZM230 202H231V201H230ZM247 202H248V201H247ZM247 202H246V203H247ZM4 203H5V202H4ZM46 203H47V202H46ZM53 203H54V202H53ZM60 203H61V202H60ZM72 203H70V204H72ZM78 203H79V202H78ZM87 203H86V206H87ZM144 203H145V202H143V204H144ZM149 203H150V202H148V205H149ZM155 203H156V201H155ZM161 203H162V202H161ZM176 203H177V202H176ZM28 204H29V203L27 202V205H28ZM30 204H31V203H30ZM30 204H29V205H30ZM38 204H40V203H38ZM38 204H37V205H38ZM58 204H59V203H58ZM84 204H85V203H83V205H84ZM91 204H92V206H91ZM123 204H124V203H123ZM146 204H147V202H146ZM159 204H160V202H158V205H159ZM172 204H173V203H172ZM177 204H178V203H177ZM215 204H216V203H215ZM215 204H214V205H215ZM243 204H244V203H243ZM8 205H9V204H8ZM11 205L9 206V208H5V205H4V208H5V211H4V212L7 213L6 216H7L8 214H11V213H12V212H11L12 209H14V207H16L15 205H13L14 207L12 208ZM18 205H20V206L22 207L21 203H19V202H18ZM18 205H17L18 208H17V207H16V208L19 210V209H21V208H19L20 206H18ZM24 205H25V204H24ZM33 205H36V203L33 204ZM37 205H36L35 207H37ZM40 205H41V204H40ZM42 205H43V204H42ZM42 205H41L39 208L42 209ZM46 205H47V204H46ZM72 205H73V204H72ZM79 205H80V204H79ZM83 205L81 204L82 208H81V206H79V209L81 208V209L85 210V212H87L88 210H87L86 206H83ZM121 205H122V204H121ZM139 205H140V204H139ZM155 205H156V204H155ZM212 205H213V204H212ZM254 205H255V204H254ZM6 206H7V204H6ZM75 206H76V205H75ZM94 206H95V207H94ZM99 206H100V205H99ZM104 206H103V207H104ZM113 206H114V205H113ZM130 206H131V205H130ZM161 206H163V205H161ZM174 206H175V207L177 206V208H178L179 205L174 204ZM208 206H209V205H206V207L204 206V207H205L204 209H205V210L208 209V212H209V208H208ZM231 206H232V205H231ZM245 206H246V205H245ZM0 207H1V205H0ZM35 207H33V208L35 209ZM47 207H48V205H47ZM63 207H64V205H63ZM76 207H78V206H76ZM97 207H98V206H97ZM105 207H104V208H105ZM117 207L119 208V205H118ZM163 207H164V206H163ZM163 207H162V208H163ZM171 207H172V205H171ZM175 207H173V208H175ZM201 207H202V206H201ZM211 207H213V206H211ZM22 208H23V207H22ZM28 208H29V206H28ZM33 208H32V204H31V209L33 210ZM37 208H38V207H37ZM37 208H36L35 210H33V211H34V212L37 211ZM39 208H38V209H39ZM52 208H53V207H52ZM74 208H75V207H74ZM98 208H99V209L96 208V210L99 211L100 213H98L96 210H95V211H96V213H97L98 215L100 214L101 217H100V216H99V217H100L101 219H103V218L107 215V213H105V215H104V217H103V215H101V214L103 213L104 210H102V212H101L100 207H98ZM138 208H139V207H138ZM138 208H137V206H136V209H138ZM154 208H155V207H154ZM168 208H169V207H168ZM202 208H203V207H202ZM206 208H207V209H206ZM0 209H1V208H0ZM17 209H14V210H17ZM26 209H27V208H26ZM41 209H40V210H41ZM71 209H72V208H71ZM81 209H80V210H81ZM102 209H103V208H102ZM141 209H143V208L141 207ZM149 209H150V208H149ZM160 209H161V208H160ZM169 209H170V208H169ZM199 209H200V208H199ZM2 210H3V209H2ZM32 210H30L31 213L33 212ZM44 210H48V208H47V209H44ZM44 210H43V211L41 210V211L43 212V214H44ZM73 210H74V209H73ZM83 210H81V212H82ZM86 210H87V211H86ZM109 210H110V211H109ZM115 210H116V207H115ZM115 210L113 209V211H111V214H112V213L114 214V211H115ZM118 210H119V209H118ZM118 210H117V211H118ZM120 210H121V209H120ZM124 210H126V209H123V212H124ZM139 210H140V208H139ZM153 210H154V209H153ZM19 211H20V210H19ZM19 211H18V213H19ZM22 211H23V210H22ZM24 211H25V210H24ZM63 211H64V210H63ZM90 211H91V209H90ZM95 211H93V212H91V213L94 214ZM117 211H116V212H117ZM134 211H135V209H134ZM140 211L143 212V210H140ZM144 211H145V205H144ZM154 211H155V210H154ZM167 211H168V210H167ZM196 211H197V210H196ZM0 212H2V211H0ZM47 212L49 213L50 216H47V217H48V222L45 223V225H44V222H46V221L42 222L43 225H44L43 228H42V230L45 229V228H48V229L45 230V231H48V230L50 231V228H49V227H51L52 224L55 223V222H53L55 219H53L52 221H50V219H51V215H52V214H50V213H51L50 208H49V210H48ZM71 212H72V211H71ZM76 212H77V211H76ZM116 212H115V215H116V216L119 215V212H117L118 214H116ZM128 212H129V211H128ZM130 212H131V211H130ZM130 212H129V213H130ZM138 212H139V211H138ZM142 212H140V213L138 214V216L141 215ZM156 212H158V211H156ZM168 212H169V211H168ZM218 212H219V211H218ZM15 213H17V212H15ZM21 213H23V212H21ZM37 213H38L39 215H43V214H40V212H38V211L36 212V214H37ZM74 213H75V211L73 212V215H74ZM82 213H84V212H82ZM82 213H81V214H82ZM89 213H90V212H89ZM89 213H87V214H89ZM91 213H90V214H91ZM131 213H132V212H131ZM131 213L129 214L130 217H131ZM143 213H144V212H143ZM143 213H142V214H143ZM146 213H147V211H146ZM152 213H153V212H152ZM152 213H151V214H152ZM160 213H161V212H160ZM171 213H172V212H171ZM13 214H14V213H13ZM13 214H12V215H13ZM33 214H35V213H33ZM36 214H35V215H36ZM65 214H66V213H65ZM90 214L87 215V216H85V215H83V216L86 217V218H87V217H88V218H89V217L91 218L92 216H90ZM97 214H96V215H97ZM111 214H108V215H111ZM135 214H136V213H135ZM135 214H134V215H135ZM144 214H145V213H144ZM147 214H148V213H147ZM163 214H165V213H163ZM261 214H262V213H261ZM0 215H2V214H0ZM4 215H5V214H4ZM14 215H16V214H14ZM14 215H13V216H14ZM20 215H24V214H20ZM29 215L31 216L32 214H29ZM35 215H32V216H31V218H32L33 220H34V218L37 217V216L35 217ZM78 215H79V214H78ZM108 215H107V216H108ZM121 215H124L123 217H125V216H127V213H126V215H125L124 213H121L120 216L118 217L119 219H120V217H122ZM134 215H132V216H134ZM2 216H3V215H2ZM13 216H12V217H13ZM18 216H19V215H18ZM18 216H17V217H14L15 220L18 218ZM24 216H25V215H24ZM93 216H94V215H93ZM142 216L144 217V215H142ZM142 216H141V217H142ZM147 216H148V215H147ZM147 216H146V217H147ZM159 216H160V215H159ZM161 216H162V215H161ZM4 217H5V216H4ZM10 217H11V215H10ZM22 217H23V216H22ZM28 217H29V216H28ZM42 217H46V216L43 215ZM42 217H39V219L42 218ZM53 217H54V216H53ZM76 217H77V214H76ZM80 217H81V216L79 215V218H80ZM102 217H103V218H102ZM108 217H109V216H108ZM111 217H112V216H111ZM111 217H110V218H111ZM113 217H114V219H117V217L115 218L114 215H113ZM130 217H129V219H131ZM141 217L139 216V217L136 218V219L139 218V219H138V220H139V221H138L139 223H140V220H141V219H142L143 221L146 219V221H147V218L143 219V217H142V218H141ZM149 217H150V216H149ZM153 217H154V216H153ZM5 218H6V217H5ZM14 218H13V219H14ZM29 218H30V217H29ZM29 218H28V220H29ZM31 218H30V219H31ZM49 218H50V219H49ZM66 218H67V217H66ZM66 218L60 219V221H61V220H64V221H65ZM81 218H82V217H81ZM88 218H87V220L85 221V222H87V223H88ZM164 218H165V217H164ZM183 218H184V217H183ZM194 218H195V217H194ZM197 218H198V216H197ZM240 218H241V217H240ZM250 218H251V217H250ZM10 219H11V218H10ZM21 219H22V218H21ZM23 219H25V218H23ZM23 219H22V221H23ZM37 219H38V218H37ZM37 219H35V220L37 221ZM57 219H58V218H56V221H57ZM92 219H93V218H92ZM92 219H89V221L92 220ZM105 219H108V218H105ZM105 219H104V220H105ZM114 219H112V220H114ZM126 219H127V220H125V218H124V221H128V218H126ZM132 219L135 220V218H132ZM152 219H153V218H152ZM159 219H161V218H159ZM187 219H188V218H187ZM208 219H209V218H208ZM2 220H3V219H2ZM5 220H6V219H5ZM15 220L12 222V226H13V227L10 226V224H8V223L6 222L7 220L5 221V223H7L8 226L12 228V230H10L9 232H12V233H14V234H13V236H12V234H11V236L8 235L7 238H5L6 235L8 234V233H7V232H8V229L6 228V225H7V224L4 223V224H5L4 227L7 229V230H6L7 232L5 233L4 240H1V242H0V247H6V246L9 247V245H10L12 242H14L15 240L18 239V238H15V235L18 234V233L16 234V232H19V231L21 230V229H19V227H21V226L23 225V222H22V225H21V223H20L21 220H20L19 222H18L17 220L15 221ZM18 220H19V219H18ZM28 220H27V221H28ZM84 220H85V218H84ZM84 220L82 221L83 224H84ZM98 220H99V219H98ZM104 220H103V222H104ZM112 220H111V222H112ZM122 220H123V218H122ZM166 220H167V219H166ZM184 220H185V219H184ZM192 220H193V219H192ZM212 220H213V218H212ZM239 220H240V219H239ZM66 221H67V220H66ZM74 221H76V219H75ZM74 221H72V222H74ZM107 221H108V220H107ZM107 221H106V222H107ZM119 221H121V219H120ZM135 221H137V220H135ZM148 221H149V220H148ZM148 221L142 223L143 225H144V224L147 225V223H148L147 226L151 225V227L149 226V229L147 228V229H148L147 232H149L150 229H153V231H155V230L157 229V228H156V229L154 230L155 227H153V226H155V224H154V223L152 224L151 221H149V222H148ZM158 221H159V220H158ZM167 221H168V220H167ZM208 221H209V220H208ZM16 222H17V224H15ZM32 222H33V221H32ZM37 222H38V226H40L39 223L41 222V219H40V222H39V221H37ZM52 222H53V223H52ZM91 222H93V221H90V222H89V224H88L89 227H90V223H91ZM94 222H95V221H94ZM98 222L100 223V221H98ZM101 222H102V220H101ZM103 222H102V223H103ZM129 222H131V221H129ZM129 222H127V223L124 222V223H125L126 225H128V224H130ZM138 222H136V223H138ZM152 222H155V223H156V221H154V220H153ZM162 222H163V220H162ZM162 222H161V223H162ZM189 222H190V221H189ZM13 223H14V225H13ZM19 223H20V224H19ZM27 223H28V222H26V224H27ZM42 223H40V224L42 225ZM57 223L61 224L60 222H56L55 224H57ZM62 223H63V221H62ZM67 223H68V222H67ZM74 223H75V222H74ZM99 223H98V225H96V228H98V226H99V229H100V230H103L102 228H100V227H102L103 225L100 223V224L102 225V226H101V225H99ZM132 223H134V222H132ZM132 223H131V224H132ZM149 223H150V224H149ZM161 223H158V224H161ZM164 223H165V222H164ZM206 223H207V222H206ZM212 223H213V221H212ZM0 224H2V223H0ZM18 224H19V225H18ZM28 224H29V223H28ZM28 224H27V226L25 225L26 229H27V227L29 226ZM31 224H33V223H31ZM65 224H66V222H65ZM70 224H71V223H70ZM70 224H69V225H70ZM104 224L106 225V224H109V223H104ZM114 224H115V223H114ZM117 224H118V220H117ZM119 224H120V223H119ZM125 224H121V225H125ZM131 224H130V227H131ZM193 224H194V223H193ZM193 224H191V225H193ZM240 224H241V223H240ZM33 225H34V224H33ZM36 225H37V224H36ZM91 225H93V224L91 223ZM126 225H125V227H124V231H121V232H122L121 234H117V235H119V236H118L119 238H120V236L123 237L124 233H125L126 236H127L128 233L125 232V230H127V229H125V228H127ZM132 225H134V224H132ZM143 225H142V227H140V230H141V228H143ZM34 226H35V225H34ZM38 226H36V228H37ZM65 226H66V225H65ZM109 226H110V224H109ZM109 226H107V227H108L107 229H109V231H110V229H112V228L115 229V227H116V226L113 227V225H112V226L109 228ZM117 226H118V225H117ZM136 226H137V225L135 224V228H139L140 224H139L137 227H136ZM161 226H162V225H161ZM165 226H166V225H165ZM235 226H236V225H235ZM242 226H244V225H242ZM9 227H8V228H9ZM30 227H31V226H30ZM30 227H28V228H30ZM57 227H58V226H57ZM62 227H63V226H61V228H62ZM72 227H73V226H72ZM74 227L77 228V232H76V234L74 233V234L77 236V235H78V230H79V229H78L77 226H74ZM119 227H120V229H122V226H119ZM119 227H118V228H119ZM128 227H129V225H128ZM152 227H153V228H152ZM175 227H176V226H175ZM178 227H179V226H178ZM178 227H177V229H180V228H178ZM199 227H200V225H198V228H199ZM33 228H34V227H33ZM38 228H39V227H38ZM54 228H56V225H54V226L51 228V230H52L51 233H52V234H53V232H54ZM61 228L59 227V230H60V231H61ZM66 228H67V227H66ZM79 228H80V227H79ZM91 228H92V226H91ZM96 228H95V229H96ZM103 228H104V230L106 229L105 226H104ZM144 228H146V226H145ZM144 228H143V229H144ZM158 228H160V227H158ZM171 228H172V227H171ZM195 228H196V227H195ZM200 228H201V227H200ZM256 228H257V227H256ZM22 229H23V226H22ZM34 229H35V228H34ZM34 229L30 228V229L27 230V231H28V232H29L30 230H31V231H34ZM40 229H41V227H40ZM69 229H70V227L68 228V230H69ZM73 229H75V228H73ZM99 229L97 230V232H100ZM116 229H117V227H116ZM147 229H146V230H147ZM162 229H163V228H162ZM174 229H175V228H174ZM177 229H176V230H177ZM196 229H197V228H196ZM254 229H255V228H254ZM257 229H258V228H257ZM257 229H256V230H257ZM13 230H15L16 232L13 231ZM18 230H19V231H18ZM35 230H36V229H35ZM55 230H57V228H56ZM59 230H58V232H59ZM63 230H64V229H63ZM63 230H62V231H63ZM71 230H72V229L69 230V233L71 232ZM91 230H92V229H91ZM93 230H94V226H93ZM104 230L101 231L100 233H101V234H103L102 232L105 233L106 230H105V231H104ZM122 230H123V229H122ZM130 230H131V229L129 228V230H127V231H130ZM137 230H138V229H134L133 231L131 230L132 233H129V234L134 235V234L137 233ZM158 230H159V229H158ZM158 230H156V232H157ZM165 230H166L165 227H164V230H162V231L159 230L160 233L162 232L161 235L163 234V231H164V233L167 231V230H166V231H165ZM171 230H172V229H171ZM237 230H238V229H237ZM245 230H246V229H245ZM251 230H252V229H251ZM251 230H250V231H251ZM2 231H3V229H2ZM25 231H26V230H25ZM25 231H24V232H25ZM62 231H61V232H62ZM72 231L74 232L75 230H72ZM109 231H107V233H105V234H106L105 236H109V235H107V234H110V233H108ZM135 231H136V233L133 234V232H135ZM141 231H142V230H141ZM141 231H140V232H141ZM144 231H145V230H144ZM168 231H169V230H168ZM173 231H174V230H173ZM177 231H178V230H177ZM3 232H4V231H3ZM3 232H2V233H3ZM21 232H22V230L20 231V233H21ZM24 232H23V233H24ZM35 232H36V231H35ZM55 232H56V231H55ZM55 232H54V234H55ZM81 232H82V231H81ZM86 232H88V233L86 234V235H88V234H89V231L87 230ZM91 232H92V231H91ZM93 232H95V231H93ZM97 232H96V233H97ZM117 232H118V231H117ZM140 232H139V233H140ZM150 232H152V231H150ZM150 232H149V233H150ZM174 232H175V231H174ZM179 232H180V231H179ZM20 233H19L18 237H20ZM30 233H31V232L27 233V235H25V236H28V237L30 238V235L32 234V233H31V234H30ZM45 233H47V232H45ZM111 233H113V232H111ZM114 233H115V232H114ZM118 233H119V232H118ZM141 233H142V232H141ZM143 233H146V232H143ZM149 233H148V234H149ZM152 233H153V232H152ZM152 233H151L150 236H147L148 234H146V236L149 237V242L151 241V240H150L151 237H154V238H151V239H155V240H156L155 244H152V241L154 242V240L151 241L150 244H152V247H154L153 245H156V244H158V243L160 242L159 244H161L162 246H164V245H165V246L162 247V248H161L160 246H157V247L163 249V248L166 247V242H168V244H169V238H168V240H167L166 242H165V240H164L165 243L161 240V239L165 238V236H167V235H166L167 233H165V234L162 235L163 238H162V237H156L157 235H156V236H153L154 234H157L158 232H157V233H153V234H152ZM200 233H201V232H200ZM236 233H237V232H236ZM240 233H241V232H240ZM251 233H253V232H251ZM0 234H1V233H0ZM34 234H37V233H34ZM34 234H32V235H33V238H34ZM41 234H42V232H40V235H41ZM49 234H50V233H49ZM52 234H51V235H52ZM67 234H68V233H67ZM70 234H71V233H70ZM91 234H92V233H91ZM91 234H90V235H91ZM115 234H116V233H115ZM129 234H128V238H129L130 241H131L132 238H130V237H132V235H129ZM168 234H169V233H168ZM170 234H171V232H170ZM180 234H181V233H180ZM195 234H196V233H195ZM232 234H233V233H232ZM3 235H4V233H3ZM40 235H39V236H40ZM63 235L66 236V235H65V232H64ZM94 235H95V233H94ZM96 235H97L98 238H99V234H96ZM103 235H104V234H103ZM117 235H115V236H117ZM137 235H138V236H137ZM137 235H136V236L139 237V234H137ZM142 235L144 236V234H140V237H141ZM158 235H160V234H158ZM164 235H165V236H164ZM175 235H176V233H175ZM181 235H182V234H181ZM254 235H255V234H254ZM35 236H36V235H35ZM41 236H43V235H41ZM44 236H45V235H44ZM70 236H71V235L68 236V239H69V238H72V237H70ZM115 236H113V234H112V236L110 235L109 237L111 238V240H113ZM134 236H135V235H134ZM134 236H133V237H134ZM146 236H145V241H141V240L144 239V237H143V238H137V237H135V238H136V240H139V239H140L141 242H145V243H146V242H147L146 239H148V238H146ZM182 236H183V235H182ZM246 236H247V235H246ZM248 236H249V235H248ZM1 237H2V236H1ZM1 237H0V239H2ZM22 237H23V236H22ZM22 237L19 238V240L22 239ZM28 237H26V238L23 237V238H25L24 241H25V240L27 241V239H29ZM31 237H32V236H31ZM46 237H47V236H46ZM46 237H42V238H41V237H38V239L40 238V239L42 240V242H43V241H46V239L48 240V237H47V238H46ZM49 237H50V236H49ZM87 237L89 238L90 236H86L85 238L87 239ZM122 237H121V239H122ZM155 237H156V238H155ZM174 237H175V236H174ZM178 237H179V235H178ZM178 237H177V238H178ZM251 237H252V236H251ZM43 238H44L45 240H44ZM56 238H57V237H56ZM63 238H64V237H63ZM96 238H97V237H95V239H96ZM112 238H113V239H112ZM135 238H133V240H134ZM159 238H161V239H160V240H157V239H159ZM175 238H176V237H175ZM175 238H173V239H175ZM192 238L194 239L195 237L192 236ZM232 238H233V237H232ZM245 238L248 239L247 237H243V239H244L243 241H244V242L246 241ZM49 239H50V238H49ZM52 239H53V238H52ZM59 239H60V238H59ZM100 239H101V238H100ZM115 239H117V237H115ZM115 239L113 240L114 242H116ZM121 239H117V240H118L117 243H118ZM125 239H126V238H125ZM125 239H124V242H125L126 240H128L127 242L130 244L129 239H126V240H125ZM165 239H167V237H166ZM178 239H179V238H178ZM56 240H57V243H59V241H61L63 246L60 245V246L56 247V246H57V245H56L57 243H56V244H53V245H56V246H53L52 243H54V242H51L50 247H49V251L52 252V253L54 254L55 257L52 259L53 261L51 260V257H49L50 259H49L48 261H49L50 263H49V262H45V263H48V264H62L63 261H62V262H61V261L59 262L58 258L56 257V255H57L58 252H63V253L65 254V255H63L62 253H58L59 256H60V254H62V257L64 256L65 258H67V256H68V254H66V251H68V250L65 249V246H67V245L65 244V246H64V244H63L64 242H63L61 239H60L59 241H58V239H54V241H56ZM83 240H84V239H83ZM88 240H91V239H88ZM92 240H94V239L92 238ZM122 240H123V239H122ZM122 240H121V242L118 243V244H121V246H122V244L124 243ZM22 241H23V240H22ZM30 241H31V240H30ZM50 241H51V240H50ZM52 241H53V240H52ZM70 241H72V240H70ZM99 241H100V240H99ZM104 241H105V242H109L108 240H104ZM104 241H102V243H104V244H102V248L104 247L103 245H105V242H104ZM134 241H135V240H134ZM140 241H139V242H140ZM161 241H162L164 244H163ZM170 241H171V239H170ZM183 241H184V240H183ZM195 241H196V240H195ZM249 241H250V239H249ZM68 242H69V241H67V243H68ZM87 242H88V241H87ZM110 242H111V241H110ZM110 242H109L107 245H110ZM114 242H112V244H113ZM139 242H138V241H137V242L135 241V245H136V246H135L134 244H133L134 246H133L132 244H130L131 247L128 245V246L130 247L128 253H130V250H131V252L133 251L132 247H134V249H136V247L138 246ZM141 242H140L139 245H140V249L142 248V249H141L142 251H139V252H138V249L136 250V252H138L139 255H140V252H141V254H142V252H144V249H147V247L151 246V245H148L149 242H147V244H143V243H142L144 246L147 245V247H145V248L143 249V245L141 246ZM157 242H158V243H157ZM45 243H46V242H45ZM47 243H48V241H47ZM47 243H46V245H47ZM69 243H70V242H69ZM76 243H77V241H76ZM82 243L84 244V242H82V241H81V243H79V244H82ZM91 243H95V240H94V242L92 241ZM96 243H98V240H97ZM96 243H95V244H96ZM100 243H101V242H100ZM100 243H99V244H100ZM131 243H134V242H131ZM136 243H138V244H136ZM18 244H21V241H20ZM36 244H37V241H36ZM39 244H42V243H39ZM73 244H75V242H74ZM95 244H93V245H95ZM112 244H111V246H112ZM125 244H127V243H125ZM168 244H167V246H168ZM178 244H179V243H178ZM11 245H12V244H11ZM22 245H24L23 242H22ZM46 245H45V246H46ZM86 245H87V246H86ZM88 245H89V243L84 244L83 247H84V246H85V247H88ZM116 245H117V244H116ZM116 245H114V246H116ZM170 245H173V247L175 246V244H171V243H170ZM170 245H169V246H170ZM17 246H18V245H17ZM40 246H41V245H40ZM47 246H48V245H47ZM90 246H92V245H90ZM95 246H96V245H95ZM97 246H98V245H97ZM97 246H96V248H98ZM117 246H118L117 248L120 247V245H117ZM178 246H179V245H178ZM42 247H43V246H42ZM42 247H41V249H43ZM62 247H63V249H65L66 251H65V250H63V251H62V250H61V251H58L59 248L62 249ZM71 247H72V246H71ZM75 247H76V246H74V250L71 249V251H72V250L75 251V250H78V249H79V248H78V249H75ZM93 247H94V246H92V248H93ZM99 247H100V246H99ZM105 247L107 248V250H106V249H103V250H102V248H101V251L104 252V250L108 251V249H109V250L111 249V247H109V248H108L107 246H105ZM105 247H104V248H105ZM123 247L125 248V246H123ZM123 247H122L120 250H122ZM152 247H151V249H154L156 246H155L154 248H152ZM157 247H156V248H157ZM170 247H172V246H170ZM37 248H39V247H37ZM57 248H58V249H57ZM89 248H91V247H88V249H89ZM92 248H91V249H92ZM94 248H95V247H94ZM117 248H116V249H117ZM138 248H139V246H138ZM5 249H6V248H5ZM13 249H14V248H13ZM17 249H19V247L16 248V250H17ZM33 249H34V248H33ZM41 249H38V253H39V251L41 252ZM67 249H68V248H67ZM84 249H86V248H84ZM114 249H115V248L113 247V250H110V252L114 251ZM140 249H139V250H140ZM161 249H160V250H159V249H156V251H157V250H158V251H161ZM166 249H167V248H166ZM175 249H176V248H174L173 250L175 251ZM93 250H94V249H92V250L89 249L88 251H89V253H90V252H92ZM95 250H96V249H95ZM97 250H98V249H97ZM97 250H96L97 254L95 253V251L93 252V253H95V256H96V257H97V255H98V252L100 251V250H98V251H97ZM125 250L128 251V247H127V249H125ZM170 250H171V249H170ZM170 250H169V251H170ZM177 250H178V249H176V252H175V253H177ZM202 250H203V249H202ZM43 251H45V249H44ZM43 251H42V252H43ZM47 251H48V250H47ZM55 251H58V252L56 253ZM64 251H65V252H64ZM79 251H80V249H79ZM88 251H87V254H86V256H88V257L85 256V259H86V258H88V259L90 258V257H89V254H88ZM101 251H100L99 254H102ZM151 251H152V250H150V252H151ZM156 251H155V250L152 251V253L154 252V253H153V254H154V257H155V252H156ZM167 251H168V250H167ZM174 251H173V252H174ZM42 252H41V253H42ZM69 252H70V250H69ZM69 252H67V253H69ZM77 252H78V251H77ZM77 252H75V253H77ZM110 252H109V253H105L106 255H108V256L105 255V259H104V262H105L106 264H114V262L112 263V259H113V261H114V260L117 261L116 264H119L118 262H120L121 260L123 261V259H121V257H122V255H124V254H123L124 252L121 253V255H120L121 257L118 256V255H119V254H118L119 251H118V253H117V254H118L117 257L113 256V255L115 254V253H114V254L111 256V257H114V258H112V259H111V257L108 258L109 255H110ZM136 252H134V253H135L134 256H136ZM147 252L150 253L149 251H146L145 255L142 254L143 257H144V256L146 257ZM162 252H165V250L163 249ZM170 252H171V251H170ZM170 252H169V253H170ZM184 252H185V251H184ZM198 252H199V251H198ZM261 252H262V249H261ZM263 252H264V251H263ZM0 253H1V252H0ZM45 253H46V252H45ZM55 253H56V254H55ZM72 253H73V255H74V256L72 255L73 258H74L76 255L74 254V252H72ZM72 253L70 252L69 254L71 255ZM78 253H79V252H78ZM85 253H86V251H85ZM128 253H127V254H128ZM134 253H133V254H134ZM138 253H137V254H138ZM167 253H168V252H167ZM175 253H173V254H175ZM188 253H189V252H188ZM2 254H3V253H2ZM42 254H43V253H42ZM50 254H51V253H50ZM80 254L82 255L83 253L80 252ZM127 254H125L124 257H123L125 260H126V257H125V256H126ZM130 254H131V253H130ZM133 254H132V256H133ZM150 254H151V253H150ZM153 254H152V257H153ZM178 254H180V253H178ZM191 254H192V253H191ZM193 254H194V253H193ZM47 255L49 256L48 253H47ZM156 255H158L159 257H158V256H157V257L160 259V254H158V253L156 252ZM170 255H171V254H170ZM2 256H3V255H2ZM4 256H5V255H4ZM8 256H9V255H8ZM50 256H52V255H50ZM72 256H68V258H69V257H72ZM77 256H79V255H77ZM77 256H76V258H77ZM90 256H91V255H90ZM99 256L102 257L101 255H98V257H99ZM129 256H130V255H129ZM129 256H127V257H129ZM168 256H169V254H167V257H168ZM172 256H175V255H172ZM172 256H171V257H172ZM258 256H260V255H258ZM43 257H44V256H43ZM52 257H53V256H52ZM60 257H61V256H60ZM62 257H61V258H62ZM96 257H94V258H96ZM98 257H97L96 259H94V260H95L94 263L96 262V260H98ZM100 257H99V258H100ZM143 257H142V258H143ZM145 257H144V259H145ZM147 257H149V256H147ZM150 257H151V256H150ZM167 257H165V258H167ZM261 257H263V255H262ZM0 258H1V256H0ZM12 258H13V257H12ZM38 258H40V261H42V260H41V259H42L41 256H40V257L38 256ZM47 258H48V257H47ZM61 258H59V259H61ZM65 258H62V260H64ZM76 258H75V259H76ZM82 258H83V256H82ZM116 258H118L119 261H118V259H116ZM129 258H130V257H129ZM137 258H138V257H137ZM139 258H140V257H139ZM139 258H138V259H139ZM158 258H156V259L158 260ZM169 258H170V257H169ZM252 258H253V257H252ZM263 258H264V257H263ZM4 259H6V258H4ZM85 259H84V260H85ZM100 259H101V258H100ZM150 259H151V258H150ZM150 259H149V261L146 262V264H147L148 262H151ZM162 259H163V261H164V258H162ZM162 259H160V260H162ZM256 259H257V258H256ZM33 260H34V259H33ZM33 260H32V261H33ZM45 260H46V259H45ZM84 260H83V261L81 260V261H82L81 263L85 262ZM89 260H90V259H89ZM89 260H88V261H89ZM129 260H132V259H129ZM139 260H140V259H139ZM142 260H143V259H142ZM147 260H148V258H147ZM154 260H155V259H154ZM160 260H159V261H160ZM170 260H172V259H170ZM223 260H224V259H223ZM0 261H1V260H0ZM2 261H3V260H2ZM66 261L68 262L69 260L67 259V260H65L64 262H66ZM143 261H146V260H143ZM143 261H142V264H145V263H143ZM159 261H158V262L156 261L155 263H159ZM168 261H169V260H168ZM229 261H230V260H229ZM8 262H9V261H8ZM10 262H11V261H10ZM43 262H44V260H43ZM69 262H70V263H68V264H72V263H73V259H70ZM74 262H75V261H74ZM104 262H103V264H105ZM134 262H135V261H133V263H134ZM136 262H138L137 259H136ZM139 262L141 263V260H140ZM139 262H138V264H139ZM160 262H161V261H160ZM166 262H167V261H166ZM263 262H264V261H263ZM5 263H6V262H5ZM40 263H41V262H40ZM78 263H79V262H78ZM128 263L130 264V262H128V260H127V264H128ZM152 263H154V261H153ZM34 264H37V263L35 262ZM86 264H87V263H86ZM92 264H93V263H92ZM95 264H96V263H95ZM98 264H99V263H98ZM120 264H121V263H120ZM122 264H126V261H124ZM148 264H149V263H148ZM150 264H151V263H150Z\"/></svg>","mask_w":264,"mask_h":264}]
</instances>
